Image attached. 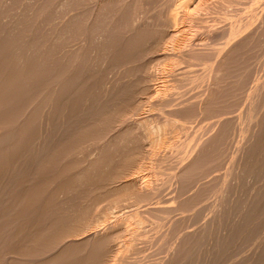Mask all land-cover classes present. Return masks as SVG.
Wrapping results in <instances>:
<instances>
[{"label": "rangeland", "instance_id": "374dc122", "mask_svg": "<svg viewBox=\"0 0 264 264\" xmlns=\"http://www.w3.org/2000/svg\"><path fill=\"white\" fill-rule=\"evenodd\" d=\"M5 0H0V2H2L0 5V8H6V7H4L5 5L7 6V7H9V6H11V3H12V1L11 0H8V2H6V3H4L5 5L4 6H2V4H3V2H4ZM16 1V0H15ZM19 2H20V0H18ZM51 3H50V2ZM68 1H70V3L71 2H73L75 5H73V6H75V7H73L72 6V3L70 4ZM78 2H79V0H77ZM83 0H80V2L81 3H83L82 2ZM86 0H84V2H85ZM100 2V4H98L99 2ZM103 2V0H97V2H96V0H87V3L85 2V3H83V4H85L84 6H85V8H84V6H82L81 5V3L79 2L78 4H77V2H74L73 0L71 1V0H26V2H25V0L24 1H22L21 0V2L19 3H17V5H19V4H23V5H21V7H20V5H19V7L17 8L16 7V9L14 10V8H15V6L13 7V6H11L9 9H8V13H11V14H8L7 12H6V9H4V15H3V11H2V15H1V13H0V39L1 40H3V41H1L0 40V45L2 44H4L3 45V47H4V49H6V52H2L3 54L2 55H0V81H2V82H0V113L2 112V111H5V112H2V114L0 115V123L2 124H0L1 126H0V138H4L5 136V139L6 140H4V142H3V140L2 139H0V140H2L0 143H2V145L0 144V264H9V263H11V264H106V263H110V264H116V263H118V261H119V263L120 262H123V259H127V260H129V256H135L136 257V255L139 257V255L140 254H138V253H136V252H139V253H141V257L139 258V260L137 259L136 261H140L139 263H137L136 261H133V260H131V257H130V260L133 262V264L135 263V264H143V263H146V264H151V261H149V260H152V264H154V262H155V260L157 261V260H160V263H159V261L158 262H156V263H158V264H166L165 262L166 261H169V260H171V261H173L172 259H168V258H171V253L173 252L174 253V249H175V251H178V252H175L176 254H175V256L176 257H174V263L175 264H181L182 262H186L185 264H187L189 261L192 263V261H195V262H193V264L195 263V264H222V262H223V264L225 263V264H264V240H263V238H264V115H263V110H264V108H262L261 109V107H264L263 105H264V99H262V98H260V96H262V94L263 93H261V91H262V88L264 87V80H263V78H264V35H263V33H264V0H244V2H243V0H239L238 1V3H236L237 1L236 0H234L233 2L235 3H233V2H228L229 3V5H227V1L228 0H225L224 1V3L225 4H221L222 3V1L223 0H220L221 2H219L218 0H214V1H212V0H200V1H203V2H201L202 4H201V6H200V9H199V6H198V9H197V5H200L199 3H200V1L197 3V0H191V2H190V0H188L189 1V3H187L188 1H186V0H184V1H186V3L187 4H190V5H187L184 1V6H183V8H180V7H182V5H179L180 3V1L179 2H177V0H157L159 3H157V1L156 0H150V2L148 3V1L147 0H144V1H146V3H144V2H142L141 0L139 1L140 3H138V4H140V6L137 4V2L138 1H135V0H128V2H127V0H124V3L123 2H119V0L117 1H115V3L116 2H118L119 4H118V8L119 9H117V3L115 4L114 2H108V1H113V0H104V1H106V3L108 2V4L110 3H112L110 6H108V4H106L105 2H103V3H105L108 7H114L113 6V4H115L116 6V9L117 10H119V12H120V10H121V12L119 13V12H117L116 13V11H115V15L117 16V14H118V16L117 17H119L118 19H113V18H116V16L114 17L113 16V14L111 15L110 13H113V8H107L106 6H105V4H103L102 2ZM125 1L128 3V4H130V5H126L125 4ZM132 1V5H134V3H135V8L134 7H132L131 6V2ZM164 1H166V2H164ZM170 2L171 3V5H173L174 4V6H175V4H176V6H180L179 7V9H177L178 7H174L176 10H178V12H176L174 9V12L171 10V8H173V6L171 7V8H169L168 6L170 5V4H167L168 2ZM174 1V2H173ZM182 1V0H181ZM207 1V2H206ZM211 1H212V3H211ZM236 1V2H235ZM259 1V2H258ZM23 2V3H22ZM61 2H64V3H62L61 4ZM93 2H95V3H97V5L95 4V3H93ZM141 2H142V4L144 3L145 5H147L148 6V9L150 8L149 7V5H150V3H151V5L150 6H155L156 5V7H154V9H152L153 7H151V10H154V11H156V13L154 14V12L151 14L150 12H148L149 13V17H150V14H151V17H152V19H151V17L149 18V22H148V19L145 17V16H148L147 14V7L143 4H141ZM173 2V3H172ZM176 2V3H175ZM196 3L195 5L196 6H193V4L192 3ZM205 2V3H204ZM209 2V3H208ZM214 2H217V3H219V4H217V3H214ZM47 3H48V5H47ZM121 3V4H120ZM156 3V4H155ZM161 3V4H160ZM177 3H179V4H177ZM181 3V4H182ZM208 3V4H207ZM230 3H233L232 5L230 4ZM241 4V6H240V4ZM248 3V4H247ZM252 5H251V4ZM254 3H256V6L254 5ZM8 4H10L9 6H8ZM51 4V7H52V10H49V9H51V7H49V5ZM70 6H69V5ZM88 4H90V6L88 5ZM92 4V5H91ZM138 5V7H137V5ZM149 4V5H148ZM160 4V5H159ZM166 4V5H165ZM186 4V5H185ZM205 4H207L206 5V8H207V10L205 9H203L204 7H205ZM210 4H212L211 6L213 7V8H216L215 10L213 9V8H211V6H210ZM214 4H215V6H216V4L218 5V7H214ZM243 4V5H242ZM246 4V5H245ZM12 5H16V2L14 3V4H12ZM26 5V6H25ZM62 5H64V7L62 6ZM67 7H66V6ZM94 5H96V6H94ZM98 5L100 6V5H103V6H101V9H100V11L101 10H103V13H104V15H107V14H110L109 16L107 15L106 16V18H105V16L103 15V13L102 12H100L99 10H97L96 11V8H100V7H98ZM119 5H121V6H119ZM126 5V6H125ZM168 5V6H167ZM223 5V6H222ZM231 5V6H230ZM249 5H250V7H249ZM92 6H94V7H92ZM142 6V7H141ZM144 6V7H143ZM192 6L193 7H195L196 9H194V11H193V9H190V8H192ZM207 6H209L210 8H208ZM223 7V8H220V7ZM226 6H229V7H231V9L229 8L228 9V7L226 8ZM235 6H238V8L237 7H235ZM260 6V7H259ZM263 6V7H262ZM25 7V8H24ZM47 7V8H46ZM53 7H55V8H53ZM56 7H58V8H56ZM62 7V8H61ZM68 9H75L76 10V7H78V11H79V7L83 10V9H85V11H83V12H85V14L84 13H82V11H81V13L79 14V12H77L78 13V17L80 18V20L82 19L79 15H85L86 16V18L88 17V15H89V18H87V19H92L93 20V22L90 20H87L85 17H83L84 19H86V21H87V25L85 24V22H84V24L86 25V27H88L89 26V28H91L92 26H90L91 24H93V23H96L98 20V22L100 23L99 25L98 24H94L93 26H95L97 29H90V30H92V31H90L89 30V28L87 29V30H85L86 28H84L83 29V23H82V25L81 24H78V22H76V21H78V17H75V16H77L76 14L77 13H75L76 11L73 9V11H75L74 13H73V11H68V10H64V9H66V8ZM88 7H90L89 9L91 10V13L89 12V10H88ZM91 7L92 8H94L95 10H93L92 11V9H91ZM105 7V8H104ZM124 7H126V9L124 8ZM132 7V8H131ZM142 8V10H140L141 8ZM146 7V8H145ZM186 7H188V8H186ZM201 7H203V8H201ZM241 7V8H240ZM244 7V8H243ZM11 8L13 9V10H11ZM20 8V9H19ZM23 8V9H22ZM59 8H60V10H59ZM103 8V9H102ZM107 8V9H106ZM133 8H134V10H133ZM140 8V9H139ZM159 8V9H158ZM165 8H166V10H165ZM218 8V9H217ZM226 8V9H225ZM247 8H251V10L250 9H247ZM255 8V9H254ZM25 9V13H24V10ZM58 9V10H57ZM80 9V10H81ZM87 9V10H86ZM110 9V10H109ZM113 9V10H112ZM146 11H145V10ZM168 9H169V11H170V13L172 14V15H169V12H168ZM190 10V12L188 11V10ZM203 9V10H202ZM212 9V10H211ZM220 9V10H219ZM224 9V10H223ZM235 9V10H234ZM242 9H246L245 11L243 10L242 11ZM254 10V13H253V10ZM258 9H260V10H258ZM49 10V11H48ZM57 10V12H58V14L55 12ZM64 12H63V11ZM108 10V11H107ZM135 10H136V12H138V13H136L135 12ZM150 10V9H149ZM148 10V11H149ZM150 10V11H151ZM180 10V11H179ZM181 10H182V12H181ZM216 10H218V11H216ZM241 10V11H240ZM23 11V12H22ZM53 11V12H52ZM60 11V12H59ZM65 11L67 12L68 11V13H65ZM87 11L89 12V13H87ZM95 11V12H94ZM100 12V13H102L101 15L102 16H104V17H101L100 16V18H102L101 20H100V18L98 17V20H95V19H97V17L94 19L93 17H92V15H94V13L95 14H97L96 16H99L98 15V13L97 12ZM109 11H111V12H109ZM143 13H142V12ZM147 13L146 15H141V14H139V12L140 13H142V14H144L145 12ZM164 11V12H163ZM188 13H187V12ZM191 11H192V13L193 14H189V13H191ZM199 11V12H198ZM205 11V12H204ZM225 11V12H224ZM231 11V12H230ZM232 11H235V12H232ZM240 12V13H238V12ZM247 11H248V13H247ZM250 11V12H249ZM1 12V11H0ZM18 12V13H17ZM54 13V15H56V16H54V15H52V13ZM62 12V13H61ZM162 12H163V14H165V13H167L168 12V14L167 15H169V16H173V14H175L176 15V13H178L177 15H181V13H182V15L180 16V17H182V18H180L179 16H177L176 15V18H175V15H174V18H169L168 16H166V14L165 15H163L162 14ZM173 12V13H172ZM181 12V13H180ZM185 12V13H184ZM201 12H203V13H201ZM209 12V13H208ZM218 12V13H217ZM221 12V13H220ZM223 12V13H222ZM227 12H229V13H227ZM256 12V13H255ZM263 12V13H262ZM14 13H16V14H14ZM56 13V14H55ZM60 13V14H59ZM70 13V14H69ZM72 13L73 14H75V15H73V17L71 16L72 15ZM136 13V14H135ZM162 15H161V14ZM184 13V14H183ZM206 13V14H205ZM225 13V14H224ZM242 13H244L243 15H242ZM247 15H246V14ZM253 13V14H252ZM261 15H260V14ZM6 14V15H5ZM12 14H14L13 15V17H12ZM30 14V15H29ZM63 14H64V17H63ZM90 14H92V15H90ZM119 14H121L122 15V17L123 18H121V16L119 15ZM187 14H189V15H187ZM196 14V15H195ZM198 14V15H197ZM200 14H203V15H201V16H199ZM216 14H220L219 16H217ZM229 14H230V16H229ZM234 16H233V15ZM241 14V16H239ZM18 15L19 16H22V17H20V20L17 18L18 17ZM28 15V16H27ZM58 15L60 16L61 15V19H60V17H58ZM124 15H125V18L128 20H126L125 18H124ZM153 15V16H152ZM185 15H186V17L187 16H190L191 15V17L193 16V17H195V20L198 22L199 21V24L201 25H199L195 20H194V18H192L191 19V17H188V18H186L185 17ZM210 15V16H209ZM249 15H251V16H253V17H251L250 16V18L248 17V19H251V20H249V22L251 23V25L252 24H254V25H252V26H250V25H248L249 24V22H248V24H247V22L246 21H248V20H245V19H247L246 17L247 16H249ZM258 15V17L260 16V18H257L256 16ZM2 16H4L3 18H2ZM9 16H10V18L12 17V19L14 20V21H12V19H10L9 18ZM54 16V17H53ZM135 16H139V17H135ZM141 16V17H140ZM162 16V17H161ZM166 18H165V17ZM184 16V17H183ZM197 16H198V18H197ZM206 16H207V19H206ZM223 18H222V17ZM229 18H228V17ZM233 16V17H232ZM238 16V17H237ZM244 16V18H242ZM246 16V17H245ZM263 17V19H262V17ZM67 17V18H66ZM70 17V18H69ZM109 17V18H108ZM111 17H112V19H111ZM145 17V19H143V20H146V22L145 21H143L142 19H140V18H144ZM200 17H202V18H200ZM211 17H213V18H211ZM219 17V18H218ZM228 19H227V18ZM9 18V19H8ZM15 18V19H14ZM17 18V19H16ZM53 20H52V19ZM55 18V19H54ZM63 18V19H62ZM65 18V19H64ZM71 18H74V20H76L75 21V23H76V26H82V27H76L74 24H70L69 22H73L72 20H71ZM78 18V19H77ZM139 18V19H138ZM168 18L170 19V20H168ZM178 18V19H177ZM197 18V19H196ZM212 21H210L209 19ZM215 18V20H213ZM221 18V19H220ZM239 18H241V19H239ZM253 18V19H252ZM69 19V20H68ZM103 19H104V21H103ZM122 19L124 20V21H122ZM166 19V20H165ZM173 19H175V21H176V19L177 20H181L180 22L178 21V23H177V21H176V23L178 24V29H177V24H175L174 22H172V21H174ZM199 19H201V20H199ZM207 21H206V20ZM239 19V20H238ZM254 19H256L255 21L257 22H255L254 21ZM261 19V20H260ZM7 20V21H6ZM17 20V22L15 23V21ZM34 20V21H33ZM66 21L65 23H64V21ZM95 20V21H94ZM109 20V21H108ZM117 20H120V21H122V22H120V21H118L117 23H119V24H117L116 23V25H115V22L117 21ZM141 22H140V21ZM184 20V21H183ZM189 20V21H188ZM192 20V21H191ZM226 20V21H225ZM228 20V21H227ZM243 20H245V21H242ZM259 20H260V23H259ZM5 21V22H4ZM57 21V22H56ZM82 22H83V20H81ZM85 21V20H84ZM115 21V22H114ZM163 21V22H162ZM164 21H165V24H164ZM168 21H169V24H168ZM194 21L196 22V23H194ZM201 21V22H200ZM220 21H221V23H220ZM230 21H231V23H230ZM234 21V22H233ZM239 21H241L243 24H245V22H246V24L249 26H247L246 24H245V27H243V28H241L242 26H239L240 24L241 25H243L241 22H239ZM253 21H254V23H253ZM20 22V24H18ZM53 22H55V23H53ZM68 22V23H67ZM80 22V21H79ZM88 22H92L90 25H88ZM110 22H112V23H110ZM136 22V23H135ZM142 22L144 23V25L142 24ZM148 22V23H147ZM155 24H153V23ZM182 22V23H181ZM192 22V23H191ZM223 22V23H222ZM228 22V24L226 25L225 23H227ZM239 22V23H238ZM261 22H262V24H261ZM9 23V24H8ZM11 23V24H10ZM57 23V24H56ZM122 23H124L126 26H124L123 28L121 27L122 26ZM145 23H147L148 25H146ZM172 23V24H171ZM175 24V26H174V24ZM184 23H186V24H184ZM202 23V24H201ZM208 25H207V24ZM233 23V24H232ZM22 24V25H21ZM60 24H61V26H60ZM105 24L107 25L106 27H105ZM110 24H112V26L110 25ZM121 24V25H120ZM136 24V25H135ZM166 24H168V25H166ZM193 24V25H192ZM198 24V25H197ZM219 24V25H218ZM234 25V26H232V25ZM257 24V25H256ZM259 24V25H258ZM55 25V26H54ZM72 25H74L75 26V28H73L74 26H72ZM135 25V26H134ZM139 25V26H138ZM143 25V26H142ZM153 25L154 26H156V27H153ZM166 25V26H165ZM187 25V26H186ZM205 25V26H204ZM209 25H213L212 26V28H211V26H209ZM225 25L227 26V28L226 29H224L225 28ZM228 25H230V26H232V28H235V30H237V29H240L239 31H245L244 32V34H243V32L241 33V32H239L238 30L235 32L237 35V38H236V36L235 37H233L234 35H235V33L234 34H232L233 36H231V35H228L227 37H228V39L230 40H232V38H233V40L231 41H228L225 37H223L224 35H227L228 33H226V32H230L229 30H227L228 29ZM262 25V26H261ZM34 26V27H33ZM64 26H66V27H64ZM72 26V27H71ZM102 26V27H101ZM111 26V27H110ZM119 26V27H118ZM148 26V27H147ZM184 26V27H183ZM195 26V27H194ZM198 26V27H197ZM200 26V27H199ZM202 26H204V29H203V27ZM209 27V28H207V27ZM219 26V27H218ZM244 26V25H243ZM257 26L259 27V28H257ZM19 27H21V28H19ZM51 27H54V29L53 28H51ZM56 27V28H55ZM70 27V28H69ZM126 27H128V28H126ZM132 27V28H131ZM137 27H140L139 29L137 28ZM142 27V28H141ZM146 27V28H145ZM151 27V28H150ZM166 27H168V28H166ZM172 27H174V29H175V31L177 30V32H175L174 31V29L172 30ZM181 27V28H180ZM193 27V28H192ZM207 29H211L210 31L212 32V33H210V31L208 30V32L210 33V34H212L211 36H212V38L213 39H210L211 38V36H210V34L209 33H206V28ZM253 27V28H252ZM256 29H255V28ZM260 27H262V28H260ZM59 28H60V30H59ZM64 28V29H63ZM69 28V29H68ZM74 29V31L75 32H72L73 30H70V29ZM100 28V29H99ZM105 28V29H104ZM117 28V29H116ZM179 28H180V30H181V32H179L180 33V35H179V33H178V30H179ZM184 28V29H183ZM192 28V29H191ZM199 28V29H198ZM222 29L220 32H218L217 31V29L219 30V29ZM230 28V27H229ZM231 28V29H232ZM246 28V29H245ZM249 30H248V29ZM251 28V29H250ZM20 29V30H19ZM53 29V30H52ZM63 29V30H62ZM66 29H68V31H69V33H71L70 35H72L71 37H73L74 35L72 34V33H74V34H76L75 35V38H72L73 39V41H70V40H72V39H70L69 41L68 40H66V39H64V36L66 35L67 37L69 36V33H68V31H66ZM78 29H80L81 30V32H82V34H81V32H79L80 30H78ZM102 29V30H101ZM124 30L123 32H125V33H123L121 30ZM127 29V30H126ZM136 29V30H135ZM165 29V30H164ZM166 29H169V30H166ZM187 29V30H186ZM201 29V30H200ZM216 29V31L220 34V35H222V34H224V33H226V34H224V35H222V38L218 35V37H220V42L222 41V45H223V43L225 42H229V45L226 43V45H220L221 46V48L223 47V49H224V46H226L225 48H227L228 46H230V48L228 47L227 49H234L235 47V49H234V51L232 50L231 51V54H232V58L231 57H226L228 54H229V56L231 55L230 54V50L228 51V53H226L227 52V50L225 51H220V47H216V46H218V44H216L215 43V45H213L214 43H212V41L211 40H217V38L215 37L218 33L217 32H215V33H213V31ZM245 29V30H244ZM257 29H260V30H257ZM13 30V31H12ZM16 30V31H15ZM22 30V31H21ZM55 30H56V33H55ZM57 30H59L58 32H57ZM63 31V33L65 34L64 36H62V31ZM76 30H78V32L80 33H76ZM82 30H85L84 31V33H83V31ZM89 30V31H88ZM97 30V34H96V31ZM118 30V31H117ZM163 30V31H162ZM183 30V31H182ZM202 30H204V31H202ZM224 30V31H223ZM248 30V31H247ZM66 33H65V32ZM87 31V32H86ZM102 31H103V34H101L102 33ZM126 31L128 32V33H126ZM172 31V32H171ZM186 31V32H185ZM194 31V32H193ZM200 31H201V33H200ZM226 31V32H225ZM98 32H100L99 34H98ZM105 32V33H104ZM119 32V34H117ZM165 32H167V33H165ZM170 32V33H169ZM203 32V33H202ZM204 32H205V34L206 35H204ZM250 32V33H249ZM24 33V34H23ZM45 33V34H44ZM52 33V34H51ZM92 33H94V36H96V35H98L97 37H98V40L99 41H101L102 42V44L100 43V42H98V40H97V37L95 38V39H93L94 38V36L92 37L91 35H93ZM122 33V34H121ZM129 33H132V34H130L129 35ZM141 35H140V34ZM184 33L186 34V35H189V36H186V35H184ZM195 35H194V34ZM200 33V34H199ZM238 33H241V34H243V35H245L246 37H244L243 35H241V34H238ZM257 33V34H256ZM11 34H13L12 35V37H11ZM20 34V35H19ZM56 34V35H55ZM59 36H58V35ZM109 34V35H108ZM128 34V35H127ZM133 34H134V37H133ZM149 34V35H148ZM166 34V35H165ZM170 34V35H169ZM173 34V35H172ZM198 36H197V35ZM40 35V36H39ZM80 35V36H79ZM88 35H90V37H88ZM116 35H118V36H116ZM139 35V36H138ZM150 35H152V36H150ZM171 35L173 36V37H171ZM178 35V37L176 38V41H174V38L176 37V36ZM202 35V36H201ZM209 35V36H208ZM239 35H240V37H239ZM9 36V37H8ZM51 36V37H50ZM56 36H58V38H56ZM65 36V37H66ZM84 36V37H83ZM102 38H101V37ZM104 36V37H103ZM125 36V37H124ZM127 36V37H126ZM136 36V37H135ZM142 36V37H141ZM148 38H147V37ZM149 36H150V38H149ZM166 36V37H165ZM175 36V37H174ZM180 36V37H179ZM193 36H195V37H193ZM242 36V37H241ZM4 37L6 38V39H4ZM32 37V38H31ZM78 37V38H77ZM88 39H87V38ZM100 37V38H99ZM121 37V38H120ZM163 37V38H162ZM168 37V38H167ZM185 37H186V39H185ZM188 37V38H187ZM205 37V39H207L208 41L207 42H203V40L204 41H206L205 39H203ZM229 37H232V38H229ZM8 38H12L10 41L9 40H7ZM70 37H68L67 39H69ZM81 38V39H80ZM117 38H120V39H117ZM129 38V39H128ZM139 38V39H138ZM140 38H141V42H140ZM170 38H171V40H170ZM180 38V39H179ZM197 38H198V40H197ZM215 38V39H214ZM223 38H225L224 39V42H223V40H221V39H223ZM235 38L237 39V40H235ZM240 38H244V41L242 40L241 41V39ZM245 38H246V40H245ZM46 39V40H45ZM54 39H57V41L56 40H54ZM75 39H76V41H75ZM77 39H79L78 41H77ZM93 41H92V40ZM125 39V40H124ZM131 39H132V43H131ZM145 41V40H147V42L145 41H143V40ZM240 39V40H239ZM64 40H66L65 42H64ZM80 40H81V42H80ZM94 40H95V42H94ZM118 42H117V41ZM119 40H121V41H119ZM127 40H128V42H127ZM130 40V41H129ZM162 40V41H161ZM185 40V41H184ZM193 40V41H192ZM202 40V41H201ZM210 40V41H209ZM219 40H217V41H219ZM6 41V42H5ZM9 41V42H8ZM67 41L68 42H71L70 44H73V42H74V46H72V45H70L69 43H67ZM123 41V42H122ZM124 41H126V42H124ZM135 41V42H134ZM139 41V42H138ZM159 41H161V44H160V42ZM164 41H165V43H164ZM179 41H180V43H179ZM197 41V42H196ZM200 41V42H199ZM3 42V43H2ZM41 42V43H40ZM78 42H79V44H78ZM86 42V43H85ZM108 42V43H107ZM110 42H111V44H110ZM113 42V43H112ZM116 42H117V45H116ZM120 42V43H119ZM173 42H175V44L173 43ZM176 42H178V43H176ZM188 42V43H187ZM192 44V46H190L192 49H188V50H186L188 47H189V45H191L190 43ZM199 42V44H201V42L202 43H204L205 44V46L207 45L208 47L210 46V45H212V47L211 48H213V46H214V48L216 47V48H219V53H218V56H221V55H219V54H221L220 52H222V54L226 57V59H225V57L222 55V57L221 58H223V59H221L220 58V60L218 59L219 57L216 55V58L219 60H217L216 58H215V56H212L214 53L213 52H211L212 53V55H211V53H210V58L211 57H213L214 59H210L209 57H208V55H206L207 54V52H208V50H207V52H203V47H201V46H204L203 44L200 46L199 44H197ZM209 42L211 43L210 45H208L209 44ZM214 42H216V41H214ZM259 42V43H258ZM6 43V44H5ZM38 43V44H37ZM59 43V44H58ZM81 43V44H80ZM88 43V44H87ZM105 43V44H104ZM123 43H125V45L123 44ZM136 43V44H135ZM141 43V44H140ZM144 43V44H143ZM157 43V44H156ZM160 45H159V44ZM163 43V44H162ZM188 44V46H185V45H187ZM206 43H208V44H206ZM218 43V42H217ZM224 43V44H225ZM7 44L9 45V46H7ZM41 44V45H40ZM65 44H67L68 46H71V48L73 47V49H72V53L71 52H67V51H69V50H66V48H70V47H66L65 46ZM75 44H77V47H78V49H79V53L80 54H83L82 56H76V57H78V58H80V59H78L77 60V58L75 57V55H74V57L76 58L75 60L76 61H79V62H77L75 65H77V66H80V68H78L77 67V71L75 70L76 68H72V67H74L75 65H74V59H72L71 60V58H72V56L71 55H73L74 54V52H73V50H75ZM94 44V45H93ZM100 44V45H99ZM122 44V45H121ZM137 44H139V45H137ZM171 44V45H170ZM176 44H178L177 46H176ZM181 44V45H180ZM182 44L184 45V46H182ZM195 44H196V47H201L202 48V53L203 54H205L206 56H207V58H204L203 57V55H201L202 57H203V59H202V57L200 58V59H202L201 61L200 60H198L199 58L198 57H196V54H195V52H199L200 53V51H197V49H200L201 50V48H196L195 47ZM240 44V45H239ZM249 44V45H248ZM6 45V46H5ZM40 45V46H39ZM54 45V46H53ZM63 45L66 47V48H62L63 47ZM79 45L80 46H82L81 48H79ZM111 46V47H109V46ZM115 45V46H114ZM127 45V46H126ZM130 45V46H129ZM132 45V46H131ZM133 45H134V48L135 47H137V48H133ZM136 45V46H135ZM159 45V46H158ZM163 45V46H162ZM165 45V46H164ZM180 45V46H179ZM235 45H237V46H235ZM43 46H45V47H43ZM85 46H87V50H88V52L85 50L86 49V47ZM99 46H100V48H99ZM107 46V47H106ZM118 46V47H117ZM125 46V48H123ZM157 46V47H156ZM204 46V47H205ZM232 46H233V48H232ZM235 46V47H234ZM239 46V47H238ZM246 46V47H245ZM1 47V46H0ZM3 47H1L0 48V50L2 49L3 50ZM54 47H56V49H54ZM85 47V48H84ZM128 47V48H127ZM147 47V48H146ZM149 47H151V48H149ZM176 47H184V50H186V51H184L185 53H181V52H183V50L182 51H180V53L181 54H186V55H184L185 57H184V62L182 63L181 61H180V57L181 58H183V55H180V53H178L179 52V48H176ZM185 47H187L186 49H185ZM189 47V48H190ZM194 47V48H193ZM14 48V49H13ZM42 48H44V49H42ZM83 48V51L82 52H84V53H82L81 51H80V49H82ZM106 48V49H105ZM116 48V49H115ZM155 48V49H154ZM157 48V49H156ZM165 48H166V50H165ZM170 50H169V49ZM175 48V49H174ZM181 48H180V50H181ZM210 48V47H209ZM210 48V49H211ZM238 48V49H237ZM39 49V50H38ZM41 49V50H40ZM78 49L76 48V50L75 51H78ZM104 49V50H103ZM145 49H148L147 50V52H149V51H151V52H149V55H148V53L146 54V50ZM172 49H174V51L172 50ZM183 49V48H182ZM194 49H196V50H194ZM205 50H206V48H204ZM223 49H221V50H223ZM29 50V51H28ZM42 50H43V52H42ZM65 50V51H64ZM87 52V54H85L86 52ZM106 50L108 51V50H110V51H112V52H110V51H108V52H106ZM132 51V53L133 54H131V51ZM135 50V51H134ZM138 50V51H137ZM142 50V51H141ZM162 50V51H161ZM193 51V53H192V51ZM204 50V51H205ZM213 49H211V51H212ZM215 50V52L217 51L216 49H214ZM213 50V51H214ZM238 50V51H237ZM261 50V51H260ZM38 51V52H37ZM47 51V52H46ZM126 51V52H125ZM136 51H137V53H136ZM144 51H145V55H144ZM165 51H167V53L166 54H169V55H167V58L165 57V59H164V56H166V54L164 55L163 53ZM171 51H172V53H171ZM189 51V52H188ZM210 51V50H209ZM236 51V53H233V52H235ZM246 51V52H245ZM65 52V53H64ZM103 52V53H102ZM105 52V53H104ZM169 52V53H168ZM173 52H175V53H173ZM186 52H188V53H186ZM226 54H225V53ZM257 52V53H256ZM47 53V54H46ZM53 55H52V54ZM57 53V54H56ZM58 53H60L59 55H60V60L62 59V61H58V59H57V63L58 64H56L55 63V61H56V57H59V56H57L58 55ZM67 53H68V55H67ZM106 53H107V55H106ZM111 53V54H110ZM162 53V54H161ZM170 53L171 54H173V57L170 55ZM179 54V56H177V54ZM193 54V56H194V54H195V57L196 58H198L197 59V61H200L201 63L200 64H195V62L197 63V61L193 58V57H190V56H192V55H190L189 57H187V55L188 54ZM198 53V54H199ZM202 53H200V54H202ZM261 53V54H260ZM46 56H45V55ZM49 54V55H48ZM56 54V55H55ZM76 54H78V52L76 53ZM143 54V55H142ZM151 54V55H150ZM174 54H176L175 56H174ZM36 55V56H35ZM62 55V56H61ZM65 55V56H64ZM87 55V57L85 58V56ZM103 55V56H102ZM130 55V56H129ZM162 55V56H161ZM16 56V57H15ZM19 56V57H18ZM45 58H44V57ZM55 56V60H53V57ZM70 56H71V58H70ZM106 56H108V57H106ZM114 56H116V57H114ZM138 56V57H137ZM141 56V57H140ZM144 56H145V58H144ZM147 56V57H146ZM149 56V57H148ZM169 56H171L170 58H169ZM177 56V57H176ZM199 56V55H198ZM205 56V57H206ZM234 56V57H233ZM7 57H9V59L7 58ZM15 57V58H14ZM39 57V58H38ZM51 57V58H50ZM134 57V58H133ZM137 57V58H136ZM140 57V58H139ZM174 57H175V59H174ZM188 58V60H189V58H193V59H191L192 61H195L194 62V64L192 63V61H191V63H189V61H187V58ZM255 57V58H254ZM12 58H14V59H12ZM112 58V59H111ZM136 58V59H135ZM139 58V59H138ZM185 58H186V61H187V64L189 65H191V67H192V70H193V72L191 71V72H189V67H190V65L189 66H187V64H185L186 62H185ZM210 59V60H212V61H210V60H208L209 61V63L211 62V64H209V63H206L205 64V61L206 62H208L207 61V59ZM227 58H228V60H227ZM17 59V60H16ZM37 59H39V60H37ZM70 59V60H69ZM85 59V61H83ZM114 59V60H113ZM177 59H179V60H177ZM13 60L15 61L14 63H13ZM20 62H19V61ZM29 60V61H28ZM52 60V61H51ZM80 60H82V61H80ZM118 60H120V61H118ZM143 60V61H142ZM151 60V61H150ZM170 60V61H169ZM172 60V61H171ZM173 60H174V62H173ZM175 60H177V61H175ZM12 61V62H11ZM24 61V62H23ZM35 61V62H34ZM36 61H37V63H36ZM71 61H73V62H71ZM147 61V62H146ZM149 61V62H148ZM179 61H180V63H179ZM215 63H214V62ZM258 61H260L259 63L260 64H262L263 63V65H260L259 63H258ZM8 62V63H7ZM18 63V65L17 64H15V63ZM45 62V63H44ZM107 62V63H106ZM173 62V63H172ZM177 62H178V64H179V66H177V65H174V64H177ZM220 62V63H219ZM222 62V63H221ZM236 62V63H235ZM3 63V64H2ZM12 64V66H11V64ZM50 63V64H49ZM56 64V69H55V65L53 66V64ZM60 63V64H59ZM80 63V65H78ZM82 63H87L86 65L85 64H82ZM144 63H146V64H144ZM213 63V64H212ZM218 65H217V64ZM7 64V65H6ZM74 66H73V65ZM148 64H150L148 67L146 66V65H148ZM182 64V65H181ZM186 65V67H188V68H184V69H188V71L187 70H185L186 72H188V73H193L194 74V77H192V75H191V77H190V75L188 76V73H186V72H184V70L182 71V72H179V70L181 69L180 67H182V69H183V66L184 65ZM202 64H204V65H202ZM223 64V65H222ZM227 64V65H226ZM17 65V66H16ZM38 65V66H37ZM84 67H83V66ZM109 65V66H108ZM120 65V66H119ZM145 65V66H144ZM153 65V66H152ZM173 65V66H172ZM195 67L196 66V69L194 68L193 69V66ZM201 65V66H200ZM207 65V67L210 69V71H209V69L208 70H205L204 68H203V71L202 70H200V69H202L201 67L203 66V67H205ZM209 65V66H208ZM213 65V70L214 71H211L212 70V68L210 67V66H212ZM220 65V66H219ZM229 65V66H228ZM234 65H236V66H234ZM240 65V66H239ZM23 66H24V68H23ZM34 66V67H33ZM53 66V67H52ZM59 68H58V67ZM70 66H72V67H70ZM82 66V67H81ZM167 66V67H166ZM168 66H170V67H168ZM171 66H172V68H171ZM179 69V70H177V68ZM218 66V69H220V72L218 71L217 72V70L218 69H216V67ZM242 66V67H241ZM260 66H262V67H260ZM11 67V68H10ZM33 67V69L32 70H30L31 68ZM38 67H40V68H38ZM53 69H52V68ZM61 67V68H60ZM64 67V68H63ZM135 67H137V68H135ZM155 67V68H154ZM197 67H199V71L197 70L198 68ZM207 67H206V69H207ZM242 69H241V68ZM246 69H245V68ZM30 68V69H29ZM62 68L64 69V70H62ZM69 68H72V70H75V72L74 71H71ZM111 68V69H110ZM141 68V69H140ZM153 68V69H152ZM244 68V69H243ZM260 68V69H259ZM21 69L23 70L22 71V73H24V76H26L27 74L29 75L28 76V78H30L31 77V75H34L35 74V72L37 73L35 76H33L32 78H30V79H28L27 77H23L22 75L23 74H21V76H20V71H21ZM38 69V70H37ZM61 69V70H60ZM79 69V70H78ZM84 69V70H83ZM91 69V70H90ZM123 69V70H122ZM144 69V70H143ZM155 69V70H154ZM177 71H176V70ZM181 69V70H182ZM4 70V71H3ZM26 70V71H25ZM30 72H29V71ZM52 70H54V71H52ZM59 70V71H58ZM66 70V71H65ZM69 70L71 71V72H73L74 73V76H73V73H72V75H71V73L69 72ZM106 70V71H105ZM117 70V71H116ZM120 70V71H119ZM138 70V71H137ZM141 70L143 71V72H141ZM162 70V71H161ZM165 70V71H164ZM180 70V71H181ZM196 70L198 71V72H196ZM1 71H2V73H1ZM35 71V72H34ZM56 71H58V73H56ZM65 72V75H66V77L64 76V72ZM122 71H124V73H122ZM136 71L137 72H139V74L142 76H140L138 73H136ZM144 71H147V72H149V73H147V72H144ZM196 73H195V72ZM217 72V73H219V77H218V74H216V73H214V72ZM20 72V73H19ZM33 72V73H32ZM60 72H62V73H60ZM69 72V73H68ZM80 74H79V73ZM150 72H152L151 74H150ZM173 72V73H172ZM186 73L187 74V76H186V74L184 75V74H182V73ZM208 72H210V74H211V76H209L210 77V79H209V77H206V76H208V75H210V74H206V73ZM212 72V73H211ZM241 72H243L242 74H239V73H241ZM258 72H261L260 74L258 73ZM262 72H263V74H262ZM5 73V74H4ZM32 73V74H31ZM136 73V74H135ZM146 75H145V74ZM153 73H155V74H153ZM172 73V74H171ZM197 73H199V74H197ZM202 73L204 74V75H206V76H203L202 75ZM26 74V75H25ZM68 74V75H67ZM69 74L71 75V78L73 77V79H72V83H70V85H69V83H68V81L69 80H67L66 82L68 83V84H65V82H63L66 78H68V76H69ZM76 74H79L78 75V77H77V75ZM119 74H122V77L119 75ZM125 76H124V75ZM135 74V75H134ZM139 75V77H138V75ZM148 74V75H147ZM176 75V78L175 77H173V76H175ZM196 74V75H195ZM205 78H201V75ZM213 74V75H212ZM262 74V75H261ZM18 75V76H17ZM53 75H55V77L53 76ZM56 75H57V77H58V75H60V77H58L57 79H56ZM95 75V76H94ZM150 75V76H149ZM155 75V76H154ZM172 75V78L170 77ZM179 75V76H178ZM198 75V76H197ZM200 75V76H199ZM214 75H217V76H214ZM240 75V77L242 78H240V77H238ZM244 75H245V77H244ZM43 76V77H42ZM53 76V77H52ZM80 76V77H79ZM124 76V77H123ZM143 76H146V77H150V79L149 80H146ZM160 76V77H159ZM186 76V77H185ZM263 77V78H261L260 79V77ZM64 77V78H63ZM75 77V78H74ZM137 77V78H136ZM141 77V78H140ZM153 77V78H152ZM198 77V78H197ZM199 77H200V80H199ZM214 79V81H213V79ZM215 77H216V79H215ZM226 77V78H225ZM233 77V78H232ZM244 77V78H243ZM254 77V78H253ZM258 77V78H257ZM23 78H25V79H23ZM53 78H55L56 79V84H54V82H55V79H53ZM144 79V80H146V81H143V80H140V79ZM166 78V79H165ZM191 78H192V80H191ZM207 78H208V80H207ZM240 78V79H239ZM257 78V79H256ZM2 79H4V80H2ZM23 79V80H22ZM47 79V80H46ZM54 80V82H53V80ZM68 79H70V77L68 78ZM126 79V80H125ZM136 79H138V81L136 80ZM168 79V80H167ZM173 79H175V80H177V81H175V80H173ZM180 79V80H179ZM201 79L202 80H207V81H209L208 83H207V81L204 83V82H202L201 81ZM221 79V80H220ZM235 79H237V81L235 80ZM251 79V80H250ZM256 79V80H255ZM20 82H19V81ZM25 80V81H24ZM52 80V81H51ZM73 80H74V82H73ZM122 80H124V82H126L127 80V82L126 83H124ZM166 80V81H165ZM172 80L174 81V84L175 85H173V82H172ZM211 80V81H210ZM219 80V81H218ZM234 80V81H233ZM238 80L240 81V82H238ZM242 80V81H241ZM246 80H248V81H246ZM255 80V81H254ZM259 80H262V83H261V81H259ZM51 81V82H50ZM143 81V82H142ZM223 81V82H222ZM6 82H8L9 83V85L11 86V87H13L14 88V90L12 89V91L13 92H11V93H8V96L9 97H7V95H6V97H5V94L9 91L10 92V90H11V88H10V86L9 85H7L8 83H6ZM63 82V83H62ZM80 82V83H79ZM136 82H137V84H136ZM140 82V83H139ZM142 82V83H141ZM172 84H171V83ZM178 82V83H177ZM179 82H181V84H179ZM201 82H202V84H201ZM210 82L212 83L213 82V84L212 85H210ZM215 82V83H214ZM245 82V83H244ZM249 82V83H248ZM260 82V83H259ZM5 83H6V85H5ZM21 83H24V84H28V86H26V85H24V84H21ZM50 83V84H49ZM121 83H123V84H121ZM150 83H152V85L150 84ZM157 83V84H156ZM162 83V84H161ZM166 83V84H165ZM168 83V84H167ZM170 83V84H169ZM256 83V84H255ZM2 84L3 85H5L6 87H4V86H2ZM29 84L31 85V86H29ZM43 84V85H42ZM46 84V85H45ZM54 85V86H52V85ZM66 85V86H64V85ZM124 84H126V87L124 88ZM191 84V85H190ZM199 84V85H198ZM200 84H201V86H200ZM206 84V85H205ZM210 86H209V85ZM254 84V85H253ZM261 84V85H260ZM42 85V86H41ZM45 85V86H44ZM97 85V86H96ZM123 86V88H122V86ZM143 85H144V87H143ZM150 85V88H147L148 86ZM165 87H164V86ZM184 85L185 86H187L188 85V87L185 89L184 88ZM245 85V86H244ZM261 86V87H258L257 86V88H258V90L257 91H259L258 92V94L259 93H261V94H259V95H257V91H255L257 88L256 87H253V86ZM263 85V86H262ZM52 86V87H51ZM85 86V87H84ZM136 86V87H135ZM146 86V87H145ZM176 86V92H174L175 91V89H174V87ZM178 86H179V88H178ZM189 86H191L192 88L191 89H195L194 91H192V93L193 94H195L196 96H198V95H202L203 94V92L204 91H206L205 93H204V96H202V97H196L195 95H193V96H195L196 98H198L197 99V101H195L192 97H190V96H185L183 93L181 94V93H179L178 92V89H181L182 90V88H184L183 90H188V88H189ZM197 86V87H196ZM199 86H200V88L201 87H206V86H208V87H204V91L203 92H201V90H203V88H199ZM212 86V87H211ZM250 88H252V89H254V90H252V89H250ZM8 87V88H7ZM21 87H23L24 89H21ZM41 87V88H40ZM76 87V88H75ZM151 87H153V88H151ZM154 87H156V88H154ZM5 89V92H3L2 90H4ZM25 88H26V91H25ZM40 88V89H39ZM44 88V89H43ZM47 88V89H46ZM49 88V89H48ZM65 88H66V90H65ZM147 88V89H146ZM161 88V89H160ZM165 88V89H164ZM167 88V89H166ZM28 89V90H27ZM45 89L47 90V91H45ZM54 89V90H53ZM134 89V90H133ZM138 89V90H137ZM141 89L144 91H141ZM149 89V90H148ZM152 89V90H151ZM163 89V90H162ZM198 89V90H197ZM250 89V90H249ZM24 90V91H23ZM41 90H43L42 92H44L45 91V94L44 93H40L41 92ZM110 90V91H109ZM131 90V91H130ZM148 90V91H147ZM156 92H154V91ZM180 90V91H181ZM182 90V91H183ZM199 90H200V93H202V94H198L197 93V91L199 92ZM238 90V91H237ZM253 92H252V91ZM264 90V89H263ZM2 91V92H1ZM30 91V92H29ZM54 91V92H53ZM138 91H140V93L138 92ZM149 91H150V94L151 95H149ZM158 91V92H157ZM162 91V92H161ZM190 90H188L187 92H189ZM211 91H213V93L211 92ZM236 91V92H235ZM26 93V95L24 94V93ZM117 92V93H116ZM142 92V93H141ZM147 93V95H146V93ZM152 92V93H151ZM172 92H173V94L174 95H176V97H179V99H177V100H180V97H181V99H185V103H183L182 102V100H180L183 104H181V105H186L187 104V101H186V99L187 100H189V99H193L195 102H198V107L197 106H192V104L193 105H195L194 103H193V101L192 100H189V101H191L192 102V104H191V102H189L188 104H191L189 107L187 106L186 107V109H185V107H184V109L183 110H186V111H192V110H190V109H195L194 111L196 112V110L198 109L199 110V108L201 109V112L202 111H204L203 109L204 108H206L207 107V109H208V102H207V99H205L206 97H205V95L207 96V94H209V92H210V96H212V97H210L209 96V98H208V96H207V98L208 99H211V101L210 100H208V101H210V106H209V109H210V111L212 110V114L214 115V113L216 112V114L218 113L219 115H222L221 117L220 116H218V114H217V120H218V122H216L217 120L215 119V121L213 120L214 119V117H211L210 118V122H209V118H208V114H207V112H208V110L207 109H205V113L204 112H200V110L198 111V112H200L202 115H203V113H204V116H205V114L207 115L206 117L208 118V120L203 116L202 117V115L200 114V116H201V118L203 119V118H205L204 120H205V123H207L206 124V127H204L205 129H209V131L211 130L212 131V129L214 128V122H216L215 124H216V126H215V130H214V133L212 134V132L210 133V135H207V136H209V137H211L212 138V136L214 137V138H210L209 139V141L211 142V143H208L207 142V140H206V138H208V137H206L205 139H204V135L207 133L206 132V130H205V134H204V130L202 131L203 132V135H202V133H201V131H200V129L203 127L202 125L204 124L203 122L204 121H201L200 119V116H199V114H197V115H195V116H191V118L190 119H192V118H194V120H190L189 118V120H187V118H185V116L183 117L182 115H179L180 113L182 114V110H180V112L178 113V111H177V114L179 115V117H176L177 116V114L175 115V113L173 114V115H175V116H173L172 115V113H173V111H175V110H173V109H178L179 107L181 108V106H179V104H178V108H174L173 106H175V105H177V103H175V101H174V103L175 104H172V106H170L171 105V103L173 102H171L170 103V105H168L169 103V100L171 99L170 98V96L171 95H173L172 94ZM191 92V91H190ZM256 92V93H255ZM263 92V91H262ZM12 93H14V95H12ZM29 93V94H28ZM37 93H40V97L42 96L43 97V99H41V100H46V101H44L43 103H44V107H45V104L47 105V107H48V109L45 107H43V105L41 106L40 104H41V100L39 99V101H41L40 103H39V101L37 100V97H36V94ZM73 93V94H72ZM159 93V94H158ZM163 93V94H162ZM170 93V94H169ZM186 93V92H185ZM247 93V94H246ZM253 93H255V94H253V96L255 95L256 96V98H255V96H254V98H255V100L254 101H256L257 100V102H255L256 104H251L253 101H251V100H253V96H252V94ZM2 94H4V95H2ZM23 94V95H22ZM42 94V95H41ZM48 94V95H47ZM54 94V95H53ZM132 94V95H131ZM135 94V95H134ZM153 94V95H152ZM156 94H157V96H156ZM189 94V93H188ZM198 94V95H197ZM213 94V95H212ZM248 94H250L249 96H248ZM44 95V96H43ZM137 95V96H136ZM139 95V96H138ZM150 97H149V96ZM159 95L161 96V97H159ZM164 95H165V97H164ZM216 97H215V96ZM221 95V96H220ZM224 95V96H223ZM246 95H247V97H246ZM264 95V94H263ZM36 97V99L34 100V98ZM52 96V97H51ZM123 96H125V98L123 97ZM162 96H163V98H162ZM214 96V97H213ZM3 97V98H2ZM41 97V98H42ZM46 97H48V98H46ZM49 97H50V99L52 100H50L49 99ZM118 97V98H117ZM145 97H147V98H145ZM175 97V96H174ZM182 97H184V98H182ZM186 97V98H185ZM203 97H204V100H203ZM260 98L259 100L261 101L262 100V102H261V104L259 105L258 103H260V101H258V98ZM264 97V96H263ZM5 98H7V99H5ZM44 98H46V99H44ZM55 98V99H54ZM123 98L124 99H127V100H123ZM130 98V99H129ZM142 98V102H140L141 99ZM158 98H161L160 100L161 101H163V100H165L166 102H165V110L162 108V107H164V105H159V104H157V103H159L158 102V100L157 99ZM165 98V99H164ZM172 98H173V96H172ZM252 98V99H251ZM34 100L33 102L35 103V101H36V106L37 107H39L40 106V108H39V110L41 109V111H39L38 110V108L36 107V110H34V108H32L34 111H35V113H36V111L37 112H39V115L41 114L43 117H41V115H40V118H39V115H38V113H36V114H34V112L31 110V107L29 108V106H31V104L33 105L34 103H29L30 105H28L26 102H29V101H31V100ZM145 99V100H144ZM149 99V100H148ZM155 99V100H154ZM163 99V100H162ZM176 99V98H175ZM221 99V100H220ZM248 99V100H247ZM6 100H7V102H10V106L11 105H14V106H11V107H9V105H6V104H9V103H7L6 102ZM29 100V101H28ZM47 100H49L50 101V103H49V101H47ZM124 102H123V101ZM152 100H154V101H156V104L154 103V101H152ZM174 100V99H173ZM206 102L203 106H202V104H203V102ZM199 101H200V103H199ZM54 102V103H53ZM76 102V103H75ZM140 102V103H139ZM201 102H202V104H201ZM245 102V104H244V106H243V103ZM249 102H250V104H249ZM2 103V104H1ZM42 103V104H43ZM48 103V104H47ZM123 103V104H122ZM142 103V105L143 106H141L140 104ZM151 103H152V105H154L153 107H152V105H151ZM163 104H164V102H162ZM180 103V102H179ZM213 103V104H212ZM35 104L32 106V107H34L35 106ZM39 104V105H38ZM49 104H51L50 105V107H49ZM53 104V105H52ZM145 104V105H144ZM240 104V105H239ZM247 104H249L248 105V108H247ZM3 107H2V106ZM5 105V106H4ZM127 105V106H126ZM139 105V106H138ZM148 105H149V107H148ZM207 105V106H206ZM213 105V106H212ZM222 105V106H221ZM229 105V106H228ZM234 105V106H233ZM252 105V106H251ZM255 105H257V106H261L260 108L259 107H257V106H255ZM124 106V107H123ZM134 108H133V107ZM159 106H161L160 108H158ZM192 106V107H191ZM246 106V107H245ZM5 107H9V108H11V111L9 112L10 114H11V112L14 114V116L16 115V114H18L19 112H20V114L19 115H21L22 114V112L24 113V117H25V113H27L26 115V119L29 117L28 115H32V114H34V115H38L37 117L39 118V121L37 120L36 121V123L35 122H33V124H34V126L32 125V123H31V125L29 124V123H26V124H29L30 126H32L31 127V133H30V131L29 132H23V133H21L24 129H23V125L25 124V122L27 121V120H30V118H33V119H37V117L36 118H34V115H33V117L31 116V117H29V119H25V118H23V119H25V122H24V120H23V125L21 124V120H22V118L19 116V120H20V124L18 123L19 122V120H17V118L15 117V121L19 124V126H18V124L16 123V126L19 128L20 127V125H21V128L23 129H21V128H19V129H21L22 131H19V130H17V128H13L14 126H12V125H14L13 123H15V122H12V121H14V118L12 119L11 118V120L12 121H10V123H11V126L10 125H5L6 124V122L8 121V123H9V120H3V118L4 119H6V117L8 118V119H10L9 117L12 115H10L9 113H8V111L10 110L9 108L8 109H6ZM20 107V108H19ZM22 107V108H21ZM28 109H27V108ZM41 107H43L44 108V110H43V108H41ZM140 107V108H139ZM148 107V108H147ZM176 107V106H175ZM212 107H213V109H212ZM221 107H222V109H221ZM230 107V108H229ZM252 107V109L253 108H255V107H257V108H255L258 112H257V114L258 113H260V114H258V115H256V110H251L250 108ZM3 108H5V110L3 109ZM94 108V109H93ZM123 108H124V110H123ZM129 108V110H127ZM132 108V109H131ZM136 108V109H135ZM171 108V110H172V113H171V116H173L174 118H169V117H171L170 116V114H167V110H169V109ZM173 108V109H172ZM13 109H15V111L13 110ZM17 109V110H16ZM21 109V110H20ZM25 111H24V110ZM50 109V110H49ZM77 109V110H76ZM117 109V110H116ZM119 109H121V110H119ZM133 109H135V110H133ZM158 109V110H157ZM163 110V111H165V113H164V115L162 114L163 113V111H160V110ZM221 109V110H220ZM244 109H246V112H245V110ZM7 110V111H6ZM19 110V112H17L16 113V111H18ZM23 110V111H22ZM49 112H48V111ZM51 110H52V112H51ZM54 110V111H53ZM55 110H56V112H55ZM227 110V111H226ZM232 110V111H231ZM238 110V112H242V114L241 113H239L240 114V116H242V117H240L239 116V114H237V116H239L240 118H238L236 115H234L233 114V112L236 114L237 111ZM260 110V111H259ZM262 110V111H261ZM44 111V112H43ZM45 111L47 112V113H45ZM126 111H129L127 114H125V112ZM132 111H134V112H132ZM135 111H137V112H135ZM152 111V112H151ZM162 112L161 113V115H158V113L157 112ZM186 111H183V112H186ZM251 111V112H250ZM253 111V112H252ZM31 112V113H30ZM41 112V113H40ZM82 112V113H81ZM122 112H124V114L122 115ZM132 112V113H131ZM170 112V111H169ZM197 112V113H198ZM10 115H8V114ZM16 113V114H15ZM29 113V114H28ZM44 113V114H43ZM192 113V112H191ZM191 113H189V114H191ZM194 113V112H193ZM210 113V112H209ZM211 113L209 114V116L211 115ZM7 114V115H6ZM128 114H130V117H129V115ZM131 114L133 115V116H131ZM146 114H147V116H146ZM149 114V115H148ZM152 114V115H151ZM194 114H196V113H194ZM243 114H245L244 116H243ZM254 114H255V117H256V119H255V117H254ZM262 114V115H261ZM6 115V116H5ZM57 115V116H56ZM125 115H126V117H125ZM138 115V116H137ZM144 115V116H143ZM169 116V117H166V116ZM185 115V114H184ZM187 115V114H186ZM213 115H211V116H213ZM253 116V117H251V116ZM9 116V117H8ZM17 117H18V115H16ZM90 116V117H89ZM120 116H122L121 118H119ZM127 116H128V118H127ZM140 116H143L142 118L140 117ZM149 116V117H148ZM164 116H165V118H164ZM180 116H182V117H180ZM197 116H199L198 118H200L199 120L200 121H198V118H197ZM215 116V115H214ZM232 116H236V117H232ZM246 116V117H245ZM249 116H250V119H249ZM261 116H262V118H261ZM3 117V118H2ZM11 117H13V116H11ZM50 117V118H49ZM125 117V118H124ZM140 117V118H139ZM147 117V118H146ZM176 117V118H175ZM188 117V116H187ZM195 117H196V119H195ZM216 117V116H215ZM78 118V119H77ZM101 118V119H100ZM119 118V119H118ZM131 118V120H132V123H131V121L129 120ZM164 118V119H163ZM169 118V119H168ZM177 118L179 119V120H177ZM213 118V119H212ZM218 118H220V120L218 119ZM246 118V119H245ZM255 119L254 121L252 120V119ZM33 119L32 120H30V122H32L33 121ZM43 119V120H42ZM121 119V120H120ZM128 119V120H127ZM135 119V120H134ZM142 121H141V120ZM147 119V120H146ZM171 119V120H170ZM174 121H173V120ZM180 119H184L183 121L181 120L180 121ZM229 119V120H228ZM231 119V120H230ZM236 119V120H235ZM86 120V121H85ZM90 120V121H89ZM106 120V121H105ZM123 120V121H122ZM125 120L127 121V122H125ZM133 120H134V123H136V122H138L139 121V124L137 123V124H134L133 123ZM137 120V121H136ZM143 120H144V122H143ZM207 120V121H206ZM212 120V121H211ZM249 120H250V123H249ZM252 120V121H251ZM4 121V123H2ZM35 121V120H34ZM43 121H45V122H43ZM101 122V123H99V122ZM122 121V122H121ZM167 121V122H166ZM177 121V122H176ZM187 121V122H186ZM194 121V122H193ZM198 121V123H200L199 125H198V123L195 125V123ZM214 121V122H213ZM231 121V122H230ZM239 122V123H237V122ZM105 122V123H104ZM116 122H118V123H116ZM120 122H121V124H120ZM128 122L131 124H128ZM140 122H141V124H140ZM171 122V123H170ZM173 122V123H172ZM180 122H182V123H180ZM186 122V123H185ZM189 122H191V123H189ZM211 122H213L212 123V125H211V127H209L208 125H209V123H211ZM227 122V123H226ZM242 122V123H241ZM9 123V124H10ZM43 123V124H42ZM45 123V124H44ZM104 123V124H103ZM148 123V124H147ZM167 123V124H166ZM170 123V124H169ZM236 123V124H235ZM25 124V125H26ZM80 124V125H79ZM82 124V125H81ZM93 124V125H92ZM111 124V125H110ZM125 124H126V127H125ZM132 124H134L133 126H132ZM147 124V125H146ZM180 124V125H179ZM181 124H185V125H182V126H184V128L181 126ZM188 124H191V125H189L188 126ZM202 124V125H201ZM237 124H238V126H237ZM247 124V125H246ZM256 124V125H255ZM3 125H5V126H3ZM28 125V126H29ZM100 125H102V126H100ZM109 125V126H108ZM115 125H117V127L115 126ZM118 125H119V128H118ZM120 125H121V128H120ZM141 125V126H140ZM168 125V126H167ZM198 125V126H197ZM245 125V126H244ZM15 126V127H16ZM38 126V127H37ZM53 126V127H52ZM99 128H98V127ZM122 126H123V128H122ZM161 126V127H160ZM185 126H188L187 128H185ZM196 127V128H189V127ZM204 126H205V124H204ZM218 126H220V127H218ZM230 126V127H229ZM243 126V127H242ZM2 127V128H1ZM4 127V128H3ZM26 128H27V126H25ZM47 127V128H46ZM94 127V128H93ZM114 127V128H113ZM118 129H116V128ZM128 127V128H127ZM135 127V128H134ZM164 127V128H163ZM178 127V128H177ZM197 127H199L200 129H198L197 130ZM213 127V128H212ZM253 127V128H252ZM39 128V129H38ZM169 128H171V129H169ZM181 128V129H180ZM212 128V129H211ZM242 128V129H241ZM250 128H252V129H250ZM28 129V128H27ZM30 129V128H29ZM50 129V130H49ZM106 130V131H104V130ZM109 129H110V132H109ZM111 129H113V130H111ZM115 129V130H114ZM122 131H121V130ZM127 129V130H126ZM132 129V130H131ZM146 129V130H145ZM178 129V130H177ZM180 129V130H179ZM185 129V130H184ZM193 129H195V130H193ZM256 129V130H255ZM13 131V133H14V135H13V133H12V131ZM81 130V131H80ZM117 130V133L116 132H114V131H116ZM138 130H139V132H138ZM164 130V131H163ZM184 130V131H183ZM187 130H189V132H187ZM190 130H192V131H194L193 132V136H194V134L197 136L198 135V133H197V131H200V133H201V135H200V133H199V138L198 137H196V139L198 138L199 139V141H197L198 143H199V145L197 146L196 145V141H195V136L193 137V139L194 140H191L192 139V137H190L189 138V136L188 135H192L191 133V131ZM217 130V132L215 133V131ZM226 130V131H225ZM249 131V134H248V131ZM258 130V131H257ZM9 131H11L10 133H9ZM15 131H17V132H15ZM26 131H28V130H26ZM49 132V134L48 133H46V132ZM221 131V132H220ZM244 131V132H243ZM18 132H20V135H19V133ZM102 134H101V133ZM108 132V133H107ZM116 133L115 135H114V133ZM148 132V133H147ZM224 132V133H223ZM242 132V133H241ZM247 132V133H246ZM8 133L11 135L10 137H12V135L15 137L17 134H18V139H21L20 141H18L19 142V145L17 144L18 142L16 141V140H18V139H16V137L14 138V139H16L15 140V142H17L16 144L17 145H14V146H12L13 145V143L15 144V142H13V141H11V142H13V143H11L10 144V146L7 144V143H9V142H7V140H9V139H11V138H8L7 139V136H8ZM16 133V134H15ZM28 133H29V135H28ZM77 133V134H76ZM98 133V134H97ZM118 133H119V135H118ZM132 133V134H131ZM175 133V134H174ZM182 135H181V134ZM190 133V134H189ZM250 133H252V134H250ZM257 133V134H256ZM6 134V135H5ZM21 134H23L24 136H23V139H22V135ZM27 134V135H26ZM39 134V135H38ZM81 134V135H80ZM129 134V135H128ZM140 134V135H139ZM188 134V135H187ZM208 134H209V132H208ZM211 134H212V136H211ZM245 134H247V136L249 137V138H247V137H245ZM4 135V136H3ZM49 135H51L50 137H49ZM83 135V136H82ZM115 136V139H114V136ZM117 135H118V137H117ZM138 135V136H137ZM149 135V136H148ZM179 135H180V138H179ZM230 135V136H229ZM2 136V137H1ZM19 136L21 137V138H19ZM122 136V137H121ZM134 136V137H133ZM144 136V137H143ZM183 138H182V137ZM206 136V135H205ZM49 137V138H48ZM52 137V138H51ZM55 137V138H54ZM148 137V138H147ZM201 137V138H200ZM234 137V138H233ZM241 137V138H240ZM245 137L246 139H245V141H246V145H245V142H244V140H243V138ZM13 138V137H12ZM113 138V139H112ZM120 138H123L122 140L120 139ZM159 138H160V140H159ZM184 138H189L190 139V141H192L191 143H189V144H191V146H193V143L195 144L194 146H197V148H195V147H193V148H191V149H198V147H200V140L202 141L203 139V141L204 142H201V145H202V147H200V149L202 148V151L204 152V153H200V149H198L199 151H197V150H191V151H189L190 149V147L191 146H189L188 145V139H185V140H183ZM203 138V139H202ZM256 138V139H255ZM259 138V139H258ZM48 139H50V140H48ZM116 139L117 140H119V141H117L116 142ZM146 139V140H145ZM154 139V140H153ZM181 139V140H180ZM216 139V140H215ZM222 139V140H221ZM229 139V140H228ZM251 140V141H249V140ZM86 140V141H85ZM88 140V141H87ZM131 140V141H130ZM133 140V141H132ZM134 140H136V142H134ZM152 140V141H151ZM176 140V141H175ZM205 140H206V143H205ZM248 140V141H247ZM6 141V142H5ZM22 141V142H21ZM29 141V142H28ZM32 141V142H31ZM46 143H45V142ZM121 141V142H120ZM149 141V142H148ZM175 141V142H174ZM181 141H183V142H181ZM185 141V142H184ZM187 141V142H186ZM194 141V142H193ZM239 141H240V144H239ZM258 141H259V143H258ZM31 142V143H30ZM49 142V143H48ZM129 142H131V143H129ZM157 142H158V144H157ZM161 142V143H160ZM174 142V143H173ZM177 142V143H176ZM216 142V143H215ZM244 142V146L243 145H241V143H243ZM251 142V143H250ZM257 142V143H256ZM4 143V144H3ZM61 143H63L62 145H61ZM116 143H118V145H120V146H118ZM123 143H125V144H123ZM134 143H135V145H134ZM145 143H147V145L145 144ZM173 143V144H172ZM180 143H187V144H185V146H184V144H182V146H179V148L177 149V144L178 145H180ZM202 143H204V144H202ZM208 143V144H207ZM214 143H215V145H214ZM6 144H7V146H6ZM116 144V145H115ZM176 144V148H175V145ZM237 144L240 146H237ZM256 146H255V145ZM6 147H5V146ZM46 145H48V147L46 148L45 146ZM50 145L52 146V147H50ZM114 145V146H113ZM147 147H146V146ZM186 145H187V147H186ZM209 145V146H208ZM249 147H248V146ZM16 146V147H15ZM41 146V147H40ZM131 146V147H130ZM237 146V148H239L238 150H236L235 149V147ZM133 147V148H132ZM141 147V148H140ZM174 147V148H173ZM183 147H185V148H187V149H189L188 151H186L185 150V148H183ZM241 147H243V148H241ZM248 147V148H247ZM6 148H7V150H6ZM12 148V149H11ZM51 148V151L53 152H51L50 150L49 151H47L46 152V149H50ZM61 148V149H60ZM131 148V149H130ZM140 148V149H139ZM181 148V149H180ZM215 148V149H214ZM221 148V149H220ZM240 148H241V150H240ZM246 148H247V150H246ZM252 148V149H251ZM124 149V150H123ZM129 149H130V152H129ZM154 149V150H153ZM165 149V150H164ZM259 149V150H258ZM19 150V151H18ZM55 150V151H54ZM65 150V151H64ZM126 150V151H125ZM131 150H133V151H131ZM135 150V151H134ZM170 150V151H169ZM177 150V151H176ZM207 150V151H206ZM2 151V152H1ZM114 151V152H113ZM144 151V152H143ZM148 151H149V153H148ZM162 151V152H161ZM168 151V152H167ZM194 151V153H195V151L197 152V153H195V154H192V152ZM233 151H234V153H237V152H239V154H238V157H239V159L237 158V154H234L233 153ZM236 151V152H235ZM242 151V152H241ZM245 151V152H244ZM9 152V153H8ZM27 152V153H26ZM52 154H51V153ZM109 152V153H108ZM146 152V153H145ZM164 152H167V154H168V156H169V154L170 153H172V156H173V153H174V158H172V160L173 161H175L174 163H172L173 161L172 160H170V161H167V160H169V159H164V157L163 156H161V155H165V156H167L166 155V153L164 154ZM179 152V153H178ZM183 152V155L181 156L180 155V153H182ZM189 152L191 153V156H190V154H189ZM198 152L204 157L203 159H201L202 158V156L199 154L198 155ZM209 154H208V153ZM257 152V153H256ZM57 153V154H56ZM114 153V154H113ZM119 153V154H118ZM122 153V154H121ZM128 153V154H127ZM132 153V154H131ZM139 153V154H138ZM146 155H144V154ZM159 153H161L160 155H159ZM184 153H185V155H184ZM207 153V155H208V157H206L207 155H203V154H206ZM231 153H233L235 156L234 157H232L233 156V154L231 155ZM251 153V154H250ZM22 154V155H21ZM49 154V157L51 158H48L47 157V155ZM89 154V155H88ZM124 154V155H123ZM126 154V155H125ZM179 154V155H178ZM190 156V157H188V155ZM214 154V155H213ZM218 154V155H217ZM255 154V155H254ZM46 155V156H45ZM50 155H52V156H50ZM130 157H129V156ZM138 155V156H137ZM143 155V156H142ZM159 155V156H158ZM177 155V156H176ZM192 155H193V158L195 157L196 158V161L197 160H199L198 161V163H200V164H197V165H201L200 167H205V166H207V165H209L210 167H213V171H210V170H212L210 167H205L206 169H210L208 172H210V174L206 171V174H207V176L206 175H202V177H205V178H202V180H200L201 182L202 181H204L203 179H205V181H204V184H202V183H200V181H199V183L197 182L198 180H196L195 178H196V176L198 177L197 179H200L201 178V175H200V177H199V172L197 171V169H198V167L199 166H195L197 169H195V168H193V169H195L196 170V172H198V173H196V172H194L195 170H193L192 169V171L189 169V165H188V169L190 170V172H189V170H188V172L189 173H187V174H190V175H187L186 173H183L184 174V176L186 175V179H184L185 177L182 175V173L180 172V170L182 171L183 170V167H186V165L187 164H189L190 163V159H191V162H192V160H195V158L194 159H192ZM194 155H197L198 157L199 156H201V157H197V156H194ZM210 155V156H209ZM219 155H220V157H219ZM262 155V156H261ZM38 156V157H37ZM127 156V157H126ZM148 156V157H147ZM162 157V161H163V163H161L159 160H160V158ZM176 156V157H175ZM181 156V157H180ZM185 156V157H184ZM25 157V158H24ZM56 157V158H55ZM120 157V158H119ZM124 157H125V159H124ZM142 157V158H141ZM155 157H158V159H156ZM183 157V158H182ZM215 157V158H214ZM248 157V158H247ZM58 158V159H57ZM112 158V159H111ZM137 158V159H136ZM138 158H140V160L138 159ZM144 158H145V161H144ZM168 158V157H167ZM176 158H178V159H176ZM180 158H182L181 160H180ZM207 158V159H206ZM211 158L212 159H214L213 161H214V163H215V165H214V163H213V161L211 160ZM235 158H236V160H235ZM43 159V160H42ZM116 159V160H115ZM124 159V160H123ZM133 159H135V160H133ZM153 159V160H152ZM166 160L165 161V163L170 167V166H172V165H174L175 166V164L177 165V166H175V167H173V169H171V168H169V169H167L166 167V165H165V163H164V160ZM187 159V160H186ZM189 159V160H188ZM205 159V160H204ZM230 159V160H229ZM49 160V161H48ZM72 160V161H71ZM101 160V161H100ZM129 160H130V162H129ZM137 160V161H136ZM179 160V161H178ZM186 160V161H185ZM202 160H204V161H206L205 163H204V161H203V163L201 164V162L200 161H202ZM209 160V161H208ZM211 160V161H210ZM215 160L217 161V162H215ZM233 160V161H232ZM75 161V162H74ZM80 161V162H79ZM133 161V162H132ZM158 162V164H157V162ZM196 161H194V162H196ZM208 161V162H207ZM236 161V162H235ZM240 161V162H239ZM261 161V162H260ZM69 162V163H68ZM97 162V163H96ZM125 162V163H124ZM142 162V163H141ZM156 162V163H155ZM159 162L161 163V165L159 166ZM171 164H170V163ZM178 162V163H177ZM30 163V164H29ZM44 163V164H43ZM49 163V164H48ZM100 163V164H99ZM115 163V164H114ZM127 163V164H126ZM138 163H140V165H138ZM145 165H144V164ZM151 163V164H150ZM180 163H181V165H180ZM212 163H213V165H212ZM98 164V165H97ZM164 164V166H165V168H164V166L162 167V165ZM170 164V165H169ZM179 164V165H178ZM185 164V165H184ZM190 164H193V162L192 163H190ZM196 163H194V165H195ZM204 164V165H203ZM206 164V165H205ZM231 164H233V165H231ZM5 165V166H4ZM22 165V166H21ZM149 165V166H148ZM184 165V166H183ZM194 165H193V167H194ZM227 165V166H226ZM228 165H229V167H228ZM234 165H235V168L236 169H238L237 170V172H236V169L234 168ZM240 166V168H239V166ZM119 166V167H118ZM126 166H128V167H126ZM131 166V167H130ZM148 166V167H147ZM151 166V167H150ZM180 166H183V167H180V169H179V167ZM190 166H192V165H190ZM214 166L216 167V169L214 168ZM233 166V167H232ZM101 167V168H100ZM133 167V168H132ZM150 167V168H149ZM155 167H157L156 169H155ZM200 167H199V169H200ZM232 167V168H231ZM121 168V169H120ZM126 168V169H125ZM130 168L133 170H130ZM136 168V169H135ZM154 168V169H153ZM161 168H163L165 171H164V173H160V171L162 170ZM177 168V169H176ZM187 168V167H186ZM192 168V167H191ZM205 168H204V170H201L200 171V173L203 171H205ZM229 168H231L230 170H231V173H230V170H228ZM242 168V169H241ZM263 168V169H262ZM45 169V170H44ZM130 170L131 171V175H129V172H126V173H128V177L127 176H125V175H127V174H121L120 175V173H123L122 172V170L124 171H127V170ZM149 169V170H148ZM175 169H176V171H175ZM232 169H234L235 170V172H234V170H232ZM70 170V171H69ZM137 170H138V172H137ZM148 170V171H147ZM159 172H158V171ZM170 170V171H169ZM173 170V171H172ZM184 170H185V168H184ZM184 170H183V172H184ZM242 170V171H241ZM44 171V172H43ZM124 171V172H125ZM169 171V172H168ZM217 171V172H216ZM30 172V173H29ZM82 172V173H81ZM137 172V173H136ZM155 172H157V173H155ZM162 172H163V170H162ZM175 172V174H176V177L178 176L177 174H180L181 173V175H182V177H184L183 178V182H180L181 181V179H178V177H177V179L178 180H176L175 178V176H174V173ZM179 172V173H178ZM187 172V171H186ZM202 172V174H204ZM227 172V173H226ZM240 172V173H239ZM41 173V174H40ZM80 173V174H79ZM117 173V174H116ZM119 173V174H118ZM139 173V174H138ZM144 173V174H143ZM158 173H160V174H158ZM167 173V174H166ZM213 173V174H212ZM228 173L229 174H231V176H232V174H233V176H232V178L230 179V175H228ZM49 174H51V175H49ZM157 174V175H156ZM168 174H170L169 176H168ZM171 174L175 177H173V176H171ZM192 174V175H191ZM195 174H196V176H195ZM224 174H226L225 176H224ZM53 175V176H52ZM118 175H120V177H118ZM162 175H165V176H162ZM181 175H179V176H181ZM209 175V176H208ZM223 175V176H222ZM229 177H228V176ZM17 176V177H16ZM23 176V177H22ZM35 176V177H34ZM48 176H51V177H48ZM124 176V177H123ZM132 177V179H129V177ZM135 176V177H134ZM137 176V177H136ZM142 176V177H141ZM143 176H145V177H143ZM194 176H195V178H194ZM216 178H215V177ZM262 176V177H261ZM22 177V178H21ZM33 177V178H32ZM130 177V178H131ZM140 177V178H139ZM159 177V178H158ZM162 177V179H160ZM170 177V179L169 180H173V179H171V177L172 178H174L176 181H175V183H177V185L174 183V181L172 182V181H170L169 182V180H168V182L169 183H171V185L166 181L168 178ZM226 179V180H228L229 179V182H227L224 178ZM259 177V178H258ZM53 178V179H52ZM70 178V179H69ZM134 178H135V180H134ZM136 178H137V180H136ZM163 178H165V179H163ZM210 180V181H208V179ZM214 178V179H213ZM221 178V179H220ZM223 178V179H222ZM236 178V180H234ZM244 178V179H243ZM9 179V180H8ZM46 179V180H45ZM120 179H122L121 181H120ZM125 179H127L126 181H125ZM196 181H195V180ZM220 179V180H219ZM26 180V181H25ZM36 180V181H35ZM49 181V183H51L49 186H48V184L46 185V182L48 183V181ZM128 180H131V184L129 183L128 184V186L126 185L125 186V184H126V182L128 181ZM133 180H134V183H133ZM138 180L140 181V180H142V182L140 181V182H138ZM162 180H165L166 181V183L165 184H163L164 182L162 181ZM223 180V181H222ZM224 180L226 181V182H224ZM20 181V182H19ZM122 182L123 183V185H124V187H127V188H125L124 189V187L123 186H121V184H120V186L118 185L120 182ZM125 181V182H124ZM151 181V182H150ZM185 181H187L186 182V184H185ZM197 182L196 184H194L195 182ZM233 183H232V182ZM246 181V182H245ZM137 182L139 183V184H137ZM144 182H146V183H144ZM148 182V183H147ZM163 182V183H162ZM192 183V182H194L193 184H192V188H190V183ZM217 182V183H216ZM241 182V183H240ZM69 183V184H68ZM128 183V182H127ZM132 183H133V185H132ZM141 183V184H140ZM142 183H144L145 184V186H142V185H144V184H142ZM149 183H151V184H149ZM159 183V184H158ZM160 183H162L163 184V186H162V188L164 187V188H168V190L167 191H169L170 192V188H172V186H173V184H174V191L173 190H171V192H170V194L172 193V197L174 198V196H175V194H176V198H177V200L178 201H180V206H181V211H180V209H179V207L178 208H176L178 205V201L176 200V199H174V201H173V198L170 200L171 202H172V205L174 204H176L177 202V204H176V206H174L173 208H175V209H177V213L173 210V209H171V210H173L174 211V213H176V215H174V216H177V214H178V217H177V219L174 217L173 219H172V223H173V221H175V223H176V221L178 220L179 221V223H181V220L183 219V220H185V226H186V223H188V227L186 226V227H183L184 225H183V221H182V225L183 226H181V224H180V226L181 227H183L182 228V230L184 231H186V229H187V232H189L188 233V235H190L191 236V238H190V236H187L186 235V233L187 232H180V231H182V230H177L180 226L179 225H176L177 223H178V221H177V223L175 224L176 226H179L177 229L175 228V227H173V228H175V229H171V227L174 225V224H171V221H169V220H171L170 219V216H172L171 215V212H170V210L168 211V209H169V207H170V205H171V203L170 202H167V201H165V200H167V198H168V200H169V197H170V194L167 192L166 193V191H165V189H161L160 190V188L157 186V184L160 186V185H162V184H160ZM168 183V187H166L167 184ZM248 183V184H247ZM257 183V184H256ZM74 184V185H73ZM103 184V185H102ZM137 184V185H136ZM148 184V187H147V190H146V185ZM155 184V185H154ZM218 184V185H217ZM238 186H237V185ZM241 184V185H240ZM243 184V185H242ZM41 185H42V187H41ZM54 185V186H53ZM101 185V186H100ZM129 185H131V186H129ZM134 185H135V188L137 189V190H139V191H136V193L137 194H139V192H140V190H141V193L140 194H142L143 195V193H144V195H146V194H148V195H150V197H154V194L155 193H158V197H159V199H158V197L157 196H155L154 198H155V200L153 199V198H150L149 199V202L151 203V205H152V207L150 206V205H148L149 206V208H147L148 206L145 204L146 202H148V200H147V198L148 197H146V200L147 201H145L144 199H145V197L142 199L143 200V202L141 201V198L139 199V201L137 200V198H138V195L135 193V191H133V189L134 190H136L135 188H133L134 187ZM138 185H141V186H138ZM153 185V186H152ZM187 185V186H186ZM201 185V186H200ZM216 185V186H215ZM240 185V186H239ZM96 186V187H95ZM110 188H109V187ZM152 188H151V187ZM154 186H157L158 188H159V190H157L156 189V187H154ZM171 186V187H170ZM193 186H194V188H193ZM198 186H200L199 188H198ZM212 186V187H211ZM220 186H222L221 188H220ZM61 187V188H60ZM98 187V188H97ZM123 187V189H121ZM138 187H140V189H138ZM153 190V187H154V191H152L150 188ZM186 187H188L186 190H184ZM218 187H219V189H218ZM223 187H226L225 189L223 188ZM48 188V190H45V189H47ZM50 188H52L51 190H52V192L50 191ZM67 188V189H66ZM133 188V189H132ZM142 188V189H141ZM179 188V189H178ZM184 188V189H183ZM190 188V190L188 191V189ZM195 188H196V190H195ZM197 188H198V190H197ZM217 188V189H216ZM40 189V190H39ZM66 189V190H65ZM143 189H145V191L143 192ZM170 189V190H169ZM173 189V188H172ZM214 189V190H213ZM228 189V190H227ZM31 190V191H30ZM119 190H122V191H120V192H118ZM131 190V191H130ZM149 190V192H147ZM156 190L158 191V192H156ZM182 190H184V191H187V192H190V193H192V194H189L188 193V195L189 196H187V192H185L184 193V191H182ZM220 191V190H222V191H224V192H220L221 194H223V195H219V193L218 192H216V191ZM225 190H227V192H225ZM262 190V191H261ZM26 191V192H25ZM43 191V192H42ZM48 191L50 192V194L48 193ZM161 191H165V193H166V196H165V199L163 200V199H161V197L160 196H162V198H164V193L162 192L161 193ZM173 191V192H172ZM211 191H213L212 193H211ZM230 193H229V192ZM34 192H36V193H34ZM47 192V193H46ZM123 192L125 193V194H123ZM128 192V193H127ZM132 192V193H131ZM215 192V193H214ZM15 193V194H14ZM39 193V194H38ZM119 193V194H118ZM135 193V194H134ZM151 193V194H150ZM183 193V194H182ZM201 195H200V194ZM216 193H217V195H218V197L216 196V200H213V198L215 199V195H216ZM228 193V194H227ZM23 194V195H22ZM25 194V195H24ZM117 194V195H116ZM140 194H139V196H140ZM160 194H162V195H160ZM164 194V195H163ZM167 194H168V196L169 197H167ZM182 194V195H181ZM196 194H198V195H196ZM206 196H205V195ZM224 194L225 195H227V197L226 196H224ZM232 194V195H231ZM237 196H236V195ZM47 195L49 196V197H47ZM50 195H52L51 197H50ZM122 195V196H121ZM141 195V196H142ZM147 195V196H148ZM157 195V194H156ZM160 195V196H159ZM174 195V196H173ZM191 195V196H190ZM209 195L211 196L209 199H208V197H209ZM230 195V196H229ZM259 195V196H258ZM124 196V197H123ZM219 196L221 197V198H219ZM223 196V197H222ZM233 196V197H232ZM130 197V198H129ZM133 199H132V198ZM137 197V198H136ZM167 197V198H166ZM191 199H190V198ZM203 197V198H202ZM213 197V198H212ZM228 197H230V198H228ZM238 197V198H237ZM242 197V198H241ZM27 198V199H26ZM127 198V199H126ZM157 198V199H156ZM182 198L185 200H187L186 202H187V206H189V207H192V206H190L192 203H193V201H195L196 202V204L197 203H199L200 202V204H198V205H196V208L197 209H200V211L198 210V212L199 213H202L201 214V219H198L197 218V216H198V212H196V210H191V208H189L188 209V211L190 212V210L191 211H195V212H192L190 215L188 214V212H186V215H188V217L189 216H191V217H189L190 218V220H189V218L188 217H186L185 216V214H184V212L187 210V207H186V210L183 208V205H182V203L184 202L183 200H182ZM212 198V199H211ZM224 198L226 199V200H224ZM240 198V199H239ZM17 199V200H16ZM37 199V200H36ZM121 199V200H120ZM135 199V200H134ZM151 199H153L154 201H155V203H154V201H151ZM161 199V201L162 202H167V203H169L170 205L168 206H166V208L168 207V209H166L165 207H163L164 205H166L167 203H162L161 201H158V200H160ZM199 199V200H198ZM220 199H222L221 201H222V204H220L221 202H218ZM228 199H230L229 201H227ZM236 199L238 200V201H236ZM255 199V200H254ZM132 200V201H131ZM177 202H176V201ZM211 200H213L212 202H211ZM223 200L225 201V202H223ZM234 200V201H233ZM25 201H27V202H25ZM32 201V202H31ZM48 201V202H47ZM131 201V202H130ZM138 201V202H137ZM156 201H158V202H156ZM182 201V202H181ZM188 201H190V202H188ZM192 201V202H191ZM127 202V203H126ZM129 202V203H128ZM140 202V203H139ZM142 202V203H141ZM145 202V203H144ZM174 202H176V203H174ZM185 202V203H186ZM195 202H194V204L193 205H195ZM204 204H203V203ZM209 202V203H208ZM214 202H215V204H214ZM240 203V204H237V206L236 205H234V203ZM2 203H3V205H2ZM36 203V204H35ZM119 203V204H118ZM125 203V204H124ZM145 205H144V204ZM149 203V204H150ZM153 203H154V207H155V205H156V203H157V207H156V209L153 207ZM163 204V206H162V204ZM188 203H190V205H188ZM212 203V205L210 206V204ZM220 204V205H218V204ZM223 203H225L224 205H223ZM227 203V204H226ZM229 203H231L230 205H231V207L230 206H228V204ZM13 204V205H12ZM30 204V205H29ZM124 204V205H123ZM158 204H160V206L158 205ZM204 206H203V205ZM39 205V206H38ZM46 205V206H45ZM67 205V206H66ZM121 205V206H120ZM134 205H135V207H134ZM143 205V206H142ZM200 205V206H199ZM201 205L203 206V207H201ZM215 205V206H214ZM218 205V206H217ZM221 205H223V206H225L224 208H226V206H228L227 207V209L225 210L223 207H221ZM31 206V207H30ZM60 206V207H59ZM130 206H131V208H130ZM163 208H162V207ZM208 206V207H207ZM210 206V207H209ZM234 206V207H233ZM239 206V207H238ZM242 208H241V207ZM260 208H259V207ZM76 207V208H75ZM126 207V208H125ZM130 209H129V208ZM147 208L148 210V212H146V213H148V214H146V213H144V209L143 208ZM159 207V208H158ZM185 207V206H184ZM203 208L205 211H206V209H208V210H210L209 212H208V210L205 212L203 209H201V208ZM207 207V208H206ZM214 207H215V209H214ZM216 207H218L217 209H216ZM219 207H221V212L219 211ZM238 207V208H237ZM6 208V209H5ZM47 208V209H46ZM67 208V209H66ZM73 208V209H72ZM143 209V210H141V209ZM152 208H154L153 210L154 211H151L152 210ZM160 208H162L163 210H164V208L168 211V212H166V210L165 211H163L162 209L160 210ZM170 208H172V206L170 207ZM196 208H194V209H196ZM206 208V209H205ZM235 208V209H234ZM246 208V209H245ZM251 208V209H250ZM179 209V210H178ZM214 209V210H213ZM232 209H234V211L232 210ZM137 210V211H136ZM139 210H141L146 216L147 215H150V214H152V212L154 213V212H156L157 210H160V211H158L157 213H158V215L160 214V216L162 215L161 214V212H163L164 213V215H170L169 217L166 215V216H164V215H162V217L163 218H165V220H167L168 218H169V223H167V221H165L163 218V220L161 219V217L159 218L158 216L157 217H155L154 216V214H152V217L154 218V219H152V217L151 218H148V216L146 217L143 213H141V211H140V214H137V216L134 214V212L135 213H139L138 211ZM149 210H150V213H149ZM184 210V211H183ZM212 210H213V213H212ZM223 210V211H222ZM224 210L226 211V212H224ZM235 210H236V212H235ZM240 210V211H239ZM244 210V211H243ZM9 211V212H8ZM30 211V212H29ZM178 211L180 212V213H178ZM183 211V212H182ZM204 211V212H203ZM217 211L218 212H220L219 213V215L221 214V216H218V217H214L213 218V216H210V215H214V212H215V215H218V213H217ZM228 211V212H227ZM237 211H238V213H237ZM251 211V212H250ZM166 212V213H165ZM170 212V213H169ZM184 214V216H183V214ZM234 212V213H233ZM54 213V214H53ZM157 213L155 214V215H157ZM210 215H209V214ZM224 213V214H223ZM230 213V216L228 215ZM248 213V214H247ZM251 213V214H250ZM13 214V215H12ZM38 214V215H37ZM134 214V215H133ZM144 216H143V215ZM173 214V213H172ZM194 214H196V217H194L193 215ZM206 214L208 215V216H206ZM257 214V215H256ZM29 215V216H28ZM60 217H59V216ZM70 215H71V217H70ZM74 215V216H73ZM203 215V216H202ZM228 215V216H227ZM232 215V216H231ZM245 215V216H244ZM249 215V216H248ZM121 216V217H120ZM141 216V217H140ZM151 216V215H150ZM182 216L184 217V218H188V221H186L187 219H184V218H182ZM199 216H200V214H199ZM209 216L210 217H212V220L210 221V223H209V220H210V218H209ZM226 216V217H225ZM239 216H240V218H239ZM7 217V218H6ZM32 219H31V218ZM35 217V218H34ZM119 217V218H118ZM148 218V220H149V223L148 224H150L151 223V225H147L149 228H150V230H151V228L153 229V228H156L157 226V228H156V230H152L153 232H151L150 230H149V232L150 233H152V234H154L153 236V238H151L150 236H152L151 234H150V236H148V234H147V236H148V238L147 239H144V241H145V244L143 243H141V245H142V247L143 246H145L146 244L148 245L149 244V246H147V247H149V251L150 252H148L147 250H148V248H146L147 250H144V251H147L148 253H146V252H144L143 251V248L141 247V250L143 251H137L136 249L137 248H139L140 249V247H137L136 248V246H138L139 244H136V243H138L139 241H137V240H139V239H137L138 238V235H139V237L141 236V240H140V242L143 240L142 238H143V233L145 232V228H144V226L146 225V221H147V219H145L144 221H145V225H144V223H142V221H140V218L141 219H144V218ZM192 217H194L195 219H198L199 220V223H198V221L197 220H195V223H196V221H197V223L198 224H195V223H193V221H192ZM205 217V218H204ZM208 217V218H207ZM220 217V218H219ZM225 217V218H224ZM228 217V218H227ZM237 217V218H236ZM245 217V218H244ZM49 218V219H48ZM65 218V219H64ZM70 220H69V219ZM155 218H157V219H159V220H157V219H155ZM167 218V219H166ZM179 218H180V220H179ZM182 218V219H181ZM204 220H203V219ZM208 220H207V219ZM219 218V219H218ZM223 218V219H222ZM231 218V219H230ZM233 218H234V221H231V220H233ZM53 219V220H52ZM98 219V220H97ZM176 219V220H175ZM206 219V220H205ZM214 219V220H213ZM10 220V221H9ZM15 220V221H14ZM65 220V221H64ZM73 220V221H72ZM97 220V221H96ZM137 220V221H136ZM139 220V221H138ZM156 220V221H155ZM162 221V223H161V221ZM200 220L201 221H203V223H205V225L207 226V225H210L209 227L207 226V228H209V229H205L204 231L202 230V229H204V226L202 227L201 225L202 224H200ZM226 220V221H225ZM244 220V221H243ZM70 221H71V223H70ZM129 221H130V223H129ZM158 221H160V223H158ZM164 221H165V223H167V224H165L164 223ZM191 221H192V223H191ZM221 221H222V223H221ZM224 221H225V223H224ZM116 222V223H115ZM122 222V223H121ZM14 223V224H13ZM27 223V224H26ZM67 223H68V225H67ZM98 223V224H97ZM118 223L120 224H122L121 226L120 225H118ZM158 223V224H157ZM192 224L194 227L195 226H197V227H195L197 230H199V231H197L194 227L192 228V226H189V224ZM8 224V225H7ZM10 224V225H9ZM62 224V225H61ZM66 224V225H65ZM73 224V225H72ZM100 224V225H99ZM142 224V226H140ZM154 224H156L157 226H155ZM163 224V225H162ZM166 225V227H161V226H159V225H162V226H165ZM200 224V226H198ZM106 225V226H105ZM115 225H118V226H120V227H122L123 229H124V234H123V232H121V231H123V229L121 230L120 229V227H118V226H116L115 227ZM127 227H126V226ZM154 225V226H153ZM170 225H172L171 227H170ZM228 225V226H227ZM230 225V226H229ZM236 225V226H235ZM238 225V226H237ZM262 225V226H261ZM30 226V227H29ZM47 226V227H46ZM67 226L69 227V228H67ZM101 226V227H100ZM125 226V227H124ZM151 226V227H150ZM63 227V228H62ZM66 227V228H65ZM74 227V228H73ZM113 227H115V228H113ZM120 229H118V228ZM130 227H132V228H130ZM135 227V228H134ZM147 227V228H148ZM159 227H161L160 229L162 230L163 228H166L165 230H167V232L165 231V235L164 234H161V233H163V230H162V232H160L161 230L159 229ZM117 228V229H116ZM126 228V229H125ZM140 228V229H139ZM141 228H143V230L141 229ZM168 228V229H167ZM186 228V229H185ZM200 228H201V230H200ZM227 228V229H226ZM252 228V229H251ZM112 229L114 230V229H116V230H114V231H117V230H119V234H117V232H115V234H117L118 235V237H119V235H120V237L119 238H114V239H112L113 238V235H114V237H115V234H114V231H113V235H111L110 234V231H108V230H111L112 231ZM139 229V230H138ZM145 229V230H144ZM159 229V230H158ZM180 229V228H179ZM192 229V230H191ZM214 229H215V232H214ZM232 229V230H231ZM243 229V230H242ZM254 229L256 230V233H255V231H254ZM2 230V231H1ZM44 230V231H43ZM47 230V231H46ZM100 231L101 233L99 234L100 236H101V238H99V235H98V231ZM105 230V231H104ZM129 231V234H128V231ZM133 230V232H131ZM136 230V233H135V235H132V233L134 234V231ZM148 230V229H147ZM147 230H146V232H145V234L147 233ZM176 230H177V233H176ZM190 230V231H189ZM207 230V231H206ZM209 230H211L210 232H208ZM52 231V232H51ZM61 231V232H60ZM68 232V233H73V236L76 238L77 237V239H75L72 235H69V236H72L73 237V239H72V237H69L70 239H71V242H72V245L70 244L71 242H69L68 243V239L66 238H64V239H62L63 238V236H64V234L66 233V232ZM98 233H97V232ZM126 231V232H125ZM138 231V232H137ZM140 231H141V235H140ZM156 231V232H155ZM175 231V236L173 237L171 234H170V232H174ZM201 231H203V232H201ZM239 231L241 232V233H239ZM65 232V233H64ZM108 232V233H107ZM143 232V233H142ZM158 232V233H157ZM179 232H180V234H179ZM204 232H208L207 234H205V235H203V233ZM212 232V233H211ZM242 232H244V235L242 234ZM258 232V233H257ZM87 233V234H86ZM123 235H122V234ZM139 233V234H138ZM167 233H169V235H171V237L173 238V239H175L176 237V239L175 240H173L171 237H168V235H167ZM213 234V235H211V237H210V235H208V234ZM230 233V234H229ZM235 233H236V236L238 237L239 235V239L241 240L243 237V239L240 241L239 239H236L237 237L235 236ZM239 233V234H238ZM4 234V235H3ZM47 234V235H46ZM62 234V235H61ZM74 234H76V235H74ZM78 234V235H77ZM92 234V235H91ZM95 234V235H94ZM96 234H97V236H96ZM106 234L108 235H111V236H108L109 238H110V241L108 242V240H109V238L106 236ZM137 234V235H136ZM160 234V235H159ZM183 234V235H182ZM184 234L186 235V236H184ZM217 234V235H216ZM220 234V235H219ZM228 235V238H227V235ZM238 234V235H237ZM256 234V235H255ZM259 234V235H258ZM66 235H68L67 233H66ZM64 236V237H68V236ZM91 235V236H90ZM155 235H157V236H155ZM162 235H164L163 236V238H161L160 236H162ZM167 235V237L170 239V240H173V242L170 244H168V242H170V240H168V238H164L165 236ZM177 235V236H176ZM180 235V236H179ZM199 235V236H198ZM234 235V237H235V239L233 238V239H231L232 237H229V236H233ZM14 236V237H13ZM52 236V237H51ZM80 236H83V237H81L80 238ZM131 236H135V237H137V238H134V237H132L131 239H132V242H131V240H127V238H129L130 239V237ZM159 236V237H158ZM179 236V237H178ZM181 236H183V239H179ZM213 236V237H212ZM217 236V238H215ZM219 236V237H218ZM225 236V237H224ZM105 239H108V240H106L105 239V243H104V240H103V238ZM146 237V235L144 236V238ZM156 237H157V239L159 238V240L157 241L158 242V244H157V247H156ZM189 237V238H188ZM203 237H209L210 238V240L211 241H207L209 238H203ZM223 237V238H222ZM242 237V238H241ZM13 238V239H12ZM50 238V239H49ZM91 238V239H90ZM95 238V239H94ZM98 238V240H96ZM151 238V239H150ZM161 238V239H160ZM182 238V237H181ZM199 238H200V241H198L199 240ZM203 238V239H202ZM246 238L248 239V240H246ZM252 238V239H251ZM70 239H69V241H70ZM79 239H80V241H79ZM99 239H101V241L103 240V242H101ZM150 240L149 242L147 241V240ZM156 239V240H155ZM164 239H167L168 240V242H167V240H164ZM179 239V240H178ZM198 239V240H197ZM214 239H216V240H214ZM219 239V240H218ZM224 239V240H223ZM229 239V240H228ZM233 240V241H231V240ZM40 240V241H39ZM45 240V241H44ZM61 240V241H60ZM72 240H74V242L72 241ZM114 240H116L117 241V244H116V241H113ZM122 240V241H121ZM152 240H154V241H152ZM160 240H162L161 242H160V244H159V241ZM190 240V241H189ZM195 240H196V242H195ZM202 240V241H201ZM203 240H205L204 242V244H211V245H207L208 247L206 248L205 247V245H203V247H202V245L200 244V242L202 243L203 242ZM213 240H214V243H216V241H217V244H218V246L217 245H215V247H213L212 245L214 244H212V242H213ZM228 240V241H227ZM235 240V241H234ZM239 240V241H238ZM251 242H250V241ZM16 241V242H15ZM51 241V242H50ZM63 241V242H62ZM65 241V242H64ZM78 241V242H77ZM114 243H112V242ZM124 241V242H123ZM134 241V242H133ZM137 241V242H136ZM144 241H142V242H144ZM146 241H147V243H146ZM152 241V242H151ZM164 241V242H163ZM176 241V242H175ZM185 241V242H184ZM194 243H193V242ZM198 241V242H197ZM222 241V243H220ZM227 243V244H229L230 242H232L231 244H229V247H228V245L225 243V242ZM253 241V242H252ZM75 242H77L76 243V245H75ZM80 242V244H78ZM100 242L101 243H104L103 245H101L100 244ZM119 242V243H118ZM121 242V243H120ZM126 242V243H125ZM127 242H128V246H127ZM133 243V245H135L134 247L136 248H131L132 247V245H131V243ZM136 242V243H135ZM139 242V243H140ZM165 243V242H167V244L169 245H167V244H165V245H167L168 247H165L164 248V245H162V247L163 248H161V243ZM175 242V244H177V245H174V247H173V243ZM207 242V243H206ZM209 242V243H208ZM219 242V243H218ZM235 242V243H234ZM237 242V243H236ZM239 242H241L240 244H242V245H240L239 244ZM259 242V243H258ZM20 243V244H19ZM40 243V244H39ZM46 243V244H45ZM70 244L69 246L66 244ZM108 243V244H107ZM111 243H112V247H111ZM123 243H124V245H126V246H124L123 245ZM153 243L155 244L154 246H153ZM162 243V244H163ZM192 243V244H191ZM197 243H199V245H201V247L200 246H196L197 245ZM9 244V245H8ZM35 244V245H34ZM43 244V245H42ZM115 244L117 245V247H118V249H117V247H116V249H117V251L118 252H120V253H118L117 251L115 252L114 251V247H113V245L115 246ZM122 247H120L119 245ZM123 246H122V245ZM181 244V245H180ZM184 245V247H183V245ZM186 244V245H185ZM219 244H220V246H221V248L219 247ZM221 244H224V245H221ZM238 244H239V246H238ZM244 244H246V245H244ZM250 244V245H249ZM11 245V246H10ZM50 245V246H49ZM54 246V248L52 247V246ZM64 245V246H63ZM141 245H139V246H141ZM158 245H160V246H158ZM190 245V246H189ZM225 245L228 247V251L226 250V248H225ZM3 246H4V248H3ZM43 246V247H42ZM106 246V247H105ZM109 246V247H108ZM175 246H177V247H175ZM182 246V247H181ZM187 246V248H185ZM222 246H223V248L225 249H223L222 248ZM244 246V247H243ZM253 246V247H252ZM262 246V247H261ZM10 247V248H9ZM50 247V248H49ZM64 247H66V248H64ZM73 247V248H72ZM120 247V248H119ZM125 247H126V249H125ZM151 247L153 248V250H154V252H155V250L157 251L158 249H156V248H158L159 247V252L160 253H156L159 257H157V258H160V259H157V258H155V253L154 252H152L151 250ZM172 247H173V249H172ZM193 247H194V249H193ZM195 247H199V248H201V252L199 251V253H197L196 251H195V253H194V250L196 249L197 251L199 250V249H197V248H195ZM233 247V248H232ZM25 248V249H24ZM103 248V249H102ZM111 248V249H110ZM129 248H131L132 250L133 249H135L134 251H136V252H132L131 253V251L132 250H130ZM167 248V249H166ZM177 248V249H176ZM202 248L204 249V250H202ZM220 248V249H219ZM244 250H243V249ZM8 249V250H7ZM20 249V250H19ZM115 249V250H116ZM122 249H124V250H126V253H130V254H126V257L127 258H123L122 256H124L125 257V254H124V252L125 251H123L122 252ZM129 250V252H127L128 250ZM160 249H166L165 251H164V253H163V250L161 251ZM185 249H187V250H185ZM218 249V250H217ZM239 249V250H238ZM240 249H242L243 250V252H242V250H240ZM37 250V251H36ZM107 250V251H106ZM119 250H121V251H119ZM207 250H209V251H207ZM222 250V251H221ZM42 251V252H41ZM46 251V252H45ZM104 251V252H103ZM112 251V252H111ZM172 251V252H171ZM183 251V252H182ZM184 251H185V254H184ZM205 251V252H204ZM225 251V252H224ZM25 252V253H24ZM51 252V253H50ZM73 252H74V254H73ZM114 252H115V254H114ZM164 254H162V253ZM168 252V253H167ZM169 252H170V256H169ZM188 252V253H187ZM191 252V253H190ZM220 252V253H219ZM222 252V253H221ZM23 253V254H22ZM104 253V254H103ZM134 253L136 254V255H134ZM146 253L147 255H149L150 253H154V256L152 255V254H150L151 255V259H149V256H147L146 254L144 255V254ZM193 256H191L190 254ZM224 253V254H223ZM250 253V254H249ZM8 254V255H7ZM113 254V255H112ZM118 254V255H117ZM120 254H124V255H120ZM160 254H162L163 255V257L160 255ZM187 254V256L189 257V256H191V258H193L192 259V261H191V259L188 261H186V260H184L185 258H183V257H186L187 259H189L187 256H185ZM189 254V255H188ZM207 254V255H206ZM223 256H222V255ZM105 255V256H104ZM144 255V256H143ZM165 255H168L167 256V258H165L166 256ZM197 255V256H196ZM16 256V257H15ZM114 256V257H113ZM116 256V257H115ZM119 256V257H118ZM120 256L122 257V261H120L121 260V258H120ZM142 256L145 258H147L146 260H144V258H142ZM161 256V257H160ZM173 256H174V254H173ZM221 256L223 257V258H221ZM234 256V257H233ZM34 257V258H33ZM53 257V258H52ZM118 257V258H117ZM152 257H154L155 258V260H154V258H152ZM204 257V258H203ZM55 258V259H54ZM110 258V259H109ZM120 258V259H119ZM137 258V257H136ZM135 258V259H136ZM162 258V259H161ZM199 258V259H198ZM77 259V260H76ZM111 259H113V260H111ZM119 259V260H118ZM134 259V258H133ZM134 259V260H135ZM145 261V262H142L143 260ZM149 259V260H148ZM165 259V260H164ZM168 259V260H167ZM211 259V260H210ZM6 260V261H5ZM62 260V261H61ZM108 260V261H107ZM124 260V261H125ZM180 260H182V262H180ZM204 260V261H203ZM238 260H239V262H238ZM105 261V262H104ZM130 261V263L129 264H131L132 262ZM147 261H149L148 263H147ZM154 261V262H153ZM165 261V262H164ZM170 261V262H171ZM201 261V262H200ZM245 261V262H244ZM3 262V263H2ZM46 262V263H45ZM102 262H104V263H102ZM162 262V263H161ZM189 262V263H190ZM253 262V263H252ZM124 263H126V261L124 262ZM124 263H121V264H124ZM190 263V264H191ZM172 264H173V262H172ZM183 264V263H182Z\"/></svg>", "mask_w": 264, "mask_h": 264}, {"label": "bare ground", "instance_id": "6f19581e", "mask_svg": "<svg viewBox=\"0 0 264 264\" xmlns=\"http://www.w3.org/2000/svg\"><path fill=\"white\" fill-rule=\"evenodd\" d=\"M5 1L8 2V0H5ZM5 1L3 2L2 6L5 5V4H4V3H6ZM11 1H12V0H11ZM22 1H24V0H22ZM52 1H53V0H52ZM56 1H57V0H56ZM59 1H60V0H59ZM61 1H62V0H61ZM64 1H65V0H64ZM71 1H72V0H71ZM73 1H74V2H77V4L80 2V0H79V2H78L77 0H73ZM89 1H90V0H89ZM115 1H116V0L108 1V2H114V3H115ZM117 1H118V0H117ZM135 1H138L137 4L140 3V2H139L140 0H135ZM141 1L144 2V3H146V1H144V0H141ZM147 1H148V0H147ZM156 1H157V0H156ZM179 1H180V2H179ZM183 1H184V0H182V1H181V0H177V2L180 3V4H179V3H177V4L182 5V7H180L179 5L176 6V4H175V6H174V4L171 5V3L168 2V1H167V2H168L167 4H170V5H169V6L167 5V6H168L169 8H171V7L173 6V8H171V10H172L173 12H174V10H175L176 12H178V10H176L174 7H178L177 9H179V7H180V8H183V6H184L183 3H184V2L186 3V1H188V0H186V1H184V2H183ZM199 1H200V0H197V3H198ZM212 1H214V0H212ZM212 1H211V3H212ZM215 1H216V0H215ZM218 1L221 2L220 0H218ZM224 1H225V0H223L221 4H225ZM229 1H230V0H228L227 2L225 1V2L227 3V5H229V3H228ZM233 1H234V0H231L230 2H233ZM236 1H237V2H236ZM236 1H235V2L238 3L239 0H236ZM240 1H241V0H240ZM245 1H246V0H245ZM15 2H16V5H12V4H14ZM18 2H19L18 0H16V1L13 0V1H12L11 6H13V7L15 6L14 10L16 9V7L18 8L19 5H20V7H21V5H23V4H19V5H17ZM20 2H21V0H20ZM20 2H19V3H20ZM25 2H26V0H25ZM49 2H50V1H49ZM68 2L70 3V1H68ZM82 2H83V3H85V2L87 3V0H86L85 2H84V0H83ZM96 2H97V0H96ZM98 2H99V1H98ZM101 2H102V1H101ZM103 2L106 3V1H104V0H103ZM103 2H102V3H103ZM108 2H107L106 4H108ZM119 2H123V3H124V0H119ZM127 2H128V0H127ZM127 2L125 1V4H126ZM142 2H141V4H142ZM149 2H150V0L148 1V3H149ZM164 2H166V1H164ZM173 2H174V1H173ZM173 2H172V3H173ZM182 2H183V3H182ZM190 2H191V0H190ZM201 2H203V1H200V3H199L200 5H197V9H198V6H199V9H200V6H201V4H202ZM206 2H207V1H206ZM243 2H244V0H243ZM258 2H259V1H258ZM1 3H2V2H0V4H1ZM22 3H23V2H22ZM50 3H51V2H50ZM62 3H64V2H61V4H62ZM71 3H72V6L75 5L73 2H71ZM71 3H70V4H71ZM80 3H81V2H80ZM83 3H81V5H82ZM93 3H95V2H93ZM105 3H103V4H105ZM116 3H117V9H119V8H118V4H119V3H118V2H116ZM116 3H115V4H116ZM130 3H131V6H132V7L135 6V3H134V5H132V1H131ZM144 3H143V4H144ZM157 3H159V2L157 1ZM175 3H176V2H175ZM181 3H182V4H181ZM187 3H189V1H188ZM187 3H186V4H187ZM204 3H205V2H204ZM208 3H209V2H208ZM208 3H207V4H208ZM214 3H217V2H214ZM233 3H234V2H233ZM233 3H230V4L232 5ZM95 4L97 5V3H95ZM98 4H100V2H99ZM106 4H105V6H106L107 8H110V7H108V6H110L112 3H111V4L109 3L108 6H107ZM115 4H113L114 7H111V8H113V9L115 8V9H116V7H115L116 5H115ZM120 4H121V3H120ZM137 4H136V5H137ZM143 4H142V5H143ZM155 4H156V3H155ZM160 4H161V3H160ZM160 4H159V5H160ZM186 4H185V5H186ZM190 4H191V3H190ZM190 4H187V5H190ZM192 4H193V6H196V5H195V4H196L195 2L192 3ZM207 4H205V7H204V8H203V7H201V8H203L204 10H205V9L207 10V8H206V5H207ZM212 4H213V3H212ZM212 4H210V6H211ZM217 4H219V3H217ZM217 4H216V6H215V4H214V7H218ZM234 4H235V3H234ZM234 4H233V5H234ZM239 4H240V3H239ZM247 4H248V3H247ZM250 4H251V3H250ZM263 4H264V3H263ZM9 5H10V4H8V6H9ZM47 5H48V3H47ZM68 5H69V4H68ZM84 5H85V4H83L82 6H84ZM88 5L90 6V4H88ZM91 5H92V4H91ZM96 5H94V6H96ZM126 5L128 6V5H130V4L127 3ZM126 5H125V6H126ZM138 5L140 6V4H138ZM138 5H137V7H138ZM144 5H145V4H144ZM148 5H149V4H148ZM150 5H151V3H150ZM150 5H149V7H150L149 9L151 10V7H153V6H150ZM165 5H166V4H165ZM219 5H220V4H219ZM231 5H230V6H231ZM242 5H243V4H242ZM245 5H246V4H245ZM251 5H252V4H251ZM254 5L256 6V3H254ZM0 6H1V5H0ZM11 6L7 7V6L5 5L4 7H6L7 9H6V8H3V7L0 8V11H1L0 13H1V15H2V11H3V15H4V9H6V12H7L8 9H9ZM25 6H26V5H25ZM62 6L64 7V5H62ZM65 6H66V5H65ZM69 6H70V5H69ZM75 6H76V5H75ZM75 6H73V7H75ZM94 6H92V7H94ZM101 6H103V5H100V6L98 5V7H100V8H96V11H97V10L100 11ZM119 6H121V5H119ZM145 6H146L147 9H148V6H147V5H145ZM190 6H191V5H190ZM193 6H192V8H190V9H193V8L196 9V8L193 7ZM222 6H223V5H222ZM240 6H241V4H240ZM263 6H264V5H263ZM263 6H262V7H263ZM49 7H51V4L49 5ZM66 7H67V6H66ZM66 7H65V8H66ZM92 7H91L92 11L95 10V9H94L95 7H94V8H92ZM132 7H131V8H132ZM141 7H142V6H141ZM141 7H140V8H141ZM143 7H144V6H143ZM146 7H145V8H146ZM154 7H156V5H155ZM154 7H153L152 9H154ZM184 7H185V6H184ZM207 7L210 8L209 6H207ZM219 7H220V6H219ZM227 7H228V9H229V8L231 9V7L226 6V8H227ZM235 7L238 8V6H235ZM249 7H250V5H249ZM259 7H260V6H259ZM24 8H25V7H24ZM46 8H47V7H46ZM53 8H55V7H53ZM56 8H58V7H56ZM61 8H62V7H61ZM84 8H85V6H84ZM89 8H90V7H88V10H89V12L91 13V10H90ZM104 8H105V7H104ZM107 8H106V9H107ZM111 8H110V9H111ZM124 8L126 9V7H124ZM134 8H135V7H134ZM134 8H133V10H134ZM140 8H139V9H140ZM156 8H157V7H156ZM186 8H188V7H186ZM211 8H213V7L211 6ZM220 8H223V7H220ZM226 8H225V9H226ZM240 8H241V7H240ZM243 8H244V7H243ZM19 9H20V8H19ZM22 9H23V8H22ZM68 9H69V8H68ZM68 9L66 8V9H64V10H68ZM73 9H74V8H73ZM73 9H69L68 11H73ZM77 9H78V7H76V10L74 9L76 12L73 11V13H74V12L77 13V12L80 11V12H79V14H80L81 11H82V13L85 14V12H83V11H85V9L82 10L80 7H79V11H78ZM80 9H81V10H80ZM102 9H103V8H102ZM110 9H109V10H110ZM113 9H112V10H113ZM115 9L113 10V13H110L111 15L113 14L114 17L116 16L115 14H116L117 12H119V10L116 9V10H117V11H116ZM147 9H146V10H147ZM149 9H148V10H149ZM158 9H159V8H158ZM173 9H174V10H173ZM194 9H193V11H194ZM203 9H202V10H203ZM213 9L215 10L216 8H213ZM217 9H218V8H217ZM247 9H250V10H251V8H247ZM254 9H255V8H254ZM11 10H13V9L11 8ZM49 10H52V7H51V9H49ZM49 10H48V11H49ZM57 10H58V9H57ZM57 10H56L55 12L58 14ZM59 10H60V8H59ZM86 10H87V9H86ZM140 10H142V8H141ZM144 10H145V9H144ZM146 10H145V11H146ZM148 10H147V13H148V12L151 13L152 11L154 12V14L156 13V11H154V10H151V11H150V10L148 11ZM165 10H166V8H165ZM187 10H188V9H187ZM200 10H201V9H200ZM211 10H212V9H211ZM219 10H220V9H219ZM223 10H224V9H223ZM234 10H235V9H234ZM243 10H244V9H242V11H243ZM245 10H246V9H245ZM245 10H244V11H245ZM252 10H253V9H252ZM258 10H260V9H258ZM23 11H24V13H25V9H24ZM23 11H22V12H23ZM60 11H61V10H60ZM60 11H59V12H60ZM62 11H63V10H62ZM68 11H67V12L65 11V13H68ZM99 11L97 12L99 16H96L97 14H95V13H94V15H92V14H90V15H92V17L94 16V17H93L94 19L97 17V19H95V20H98V17L100 18V16H101V17H104V16H105V18H106L107 15H108V16L110 15V14L104 15L103 10H101L100 12H102L103 15H104V16H102V15H101L102 13H100ZM107 11H108V10H107ZM115 11H116V13H115ZM142 11H143V10H142ZM142 11H141V12H142ZM145 11H144V12H145ZM179 11H180V10H179ZM188 11L190 12V10H188ZM216 11H218V10H216ZM240 11H241V10H240ZM52 12H53V11H52ZM52 12H51V13H52ZM63 12H64V11H63ZM89 12L87 11V13H89ZM94 12H95V11H94ZM109 12H111V11H109ZM120 12H121V10H120ZM120 12H119V13H120ZM135 12H136V10H135ZM153 12H152V13H153ZM163 12H164V11H163ZM163 12H162V14H163ZM168 12H169V15H172V14L170 13L169 9H168ZM168 12L165 13L166 16H168L169 18H174V15H175V14H173V16L171 17V16L167 15ZM173 12H172V13H173ZM181 12H182V10H181ZM181 12H180V13H181ZM186 12H187V11H186ZM198 12H199V11H198ZM204 12H205V11H204ZM224 12H225V11H224ZM230 12H231V11H230ZM232 12H235V11H232ZM237 12H238V11H237ZM245 12H246V11H245ZM249 12H250V11H249ZM7 13H8V12H7ZM17 13H18V12H17ZM56 13H55V14H56ZM61 13H62V12H61ZM73 13H72V15H71L72 17H73V15H75V14H73ZM121 13H122V12H121ZM136 13H138V12H136ZM136 13H135V14H136ZM142 13H143V12H142ZM142 13L139 12V14H141V15H143V16L147 14L146 12H145L144 14H142ZM152 13H151V14H152ZM178 13H179V12H178ZM178 13H176V15H177ZM184 13H185V12H184ZM184 13H183V14H184ZM187 13H188V12H187ZM201 13H203V12H201ZM208 13H209V12H208ZM217 13H218V12H217ZM220 13H221V12H220ZM222 13H223V12H222ZM227 13H229V12H227ZM238 13H240V12H238ZM247 13H248V11H247ZM253 13H254V10H253ZM253 13H252V14H253ZM255 13H256V12H255ZM262 13H263V12H262ZM262 13H261V14H262ZM8 14H11V13H8ZM14 14H16V13H14ZM14 14H12V17H13ZM59 14H60V13H59ZM69 14H70V13H69ZM151 14H150V17H151ZM160 14H161V13H160ZM162 14H161V15H162ZM165 14H163V15H165ZM189 14H193L192 11H191V13H189ZM189 14H187V15H189ZM205 14H206V13H205ZM224 14H225V13H224ZM243 14H244V13H242V15H243ZM245 14H246V13H245ZM259 14H260V13H259ZM261 14H260V15H261ZM1 15H0V16H1ZM5 15H6V14H5ZM29 15H30V14H29ZM52 15H54V13H52ZM76 15H77V16H75V17H78V13H77ZM119 15L121 16V18H123L121 14H119ZM147 15H148V16H145V17L148 19V22H149V18H150V17H149V13H148ZM176 15H175V18H176ZM181 15H182V13H181ZM181 15H180V16H181ZM195 15H196V14H195ZM197 15H198V14H197ZM201 15H203V14H200L199 16H201ZM216 15L219 16L220 14H219V15L216 14ZM232 15H233V14H232ZM246 15H247V14H246ZM27 16H28V15H27ZM54 16H56V15H54ZM54 16H53V17H54ZM79 16L82 18L81 20H83V22H82V21L80 20V18L78 17V18H79V19L77 18L78 21L74 20V18H71V20H72V21L74 20V21H73L72 23H71V22H69V23H70V24H74L75 21L78 22V24H81V25H82V23H83V25H82V26H83V29L86 28L85 30H87V29L89 28V26L86 27V25H87V24H86V23H87L86 19L89 18V15H88L87 18H86L85 15H84V16L82 15V16L85 17L86 19H84L81 15H79ZM117 16H118V14H117ZM117 16H116V18H113V19H114V20H115V19H118L119 17H117ZM152 16H153V15H152ZM177 16H179V15H177ZM180 16H179V17H180ZM203 16H204V15H203ZM209 16H210V15H209ZM229 16H230V14H229ZM233 16H234V15H233ZM233 16H232V17H233ZM239 16H241V14H240ZM250 16H251V15H249V16H247V17L245 16L247 19H245L244 16L242 17V18H244L245 20H248V21H246L247 24H248L249 20H251V19H248V17L250 18ZM263 16H264V15H263ZM3 17H4V16H2V18H3ZM12 17L10 18V16H9L10 19H12ZM20 17H22V16H19V15H18L17 18L20 20ZM58 17H60V19H61V15H60V16L58 15ZM63 17H64V14H63ZM135 17L137 18V17H139V16H135ZM140 17H141V16H140ZM145 17H144V18H140V19L143 20V19H145ZM161 17H162V16H161ZM164 17H165V16H164ZM183 17H184V16H183ZM185 17H186V15H185ZM188 17H191V15H190V16H187L186 18H188ZM195 17H196V16H195ZM195 17L192 16L191 19L194 18V20H195ZM221 17H222V16H221ZM227 17H228V16H227ZM227 17H226V18H227ZM230 17H231V16H230ZM237 17H238V16H237ZM251 17H253V16H251ZM256 17H257V18H260V16L258 17V15H257ZM261 17H262V16H261ZM9 18H8V19H9ZM17 18H16V19H17ZM66 18H67V17H66ZM69 18H70V17H69ZM108 18H109V17H108ZM124 18H125V15H124ZM165 18H166V17H165ZM169 18H168V20H170ZM180 18H182V17H180ZM197 18H198V16H197ZM197 18H196V19H197ZM200 18H202V17H200ZM211 18H213V17H211ZM218 18H219V17H218ZM222 18H223V17H222ZM228 18H229V17H228ZM228 18H227V19H228ZM14 19H15V18H14ZM51 19H52V18H51ZM54 19H55V18H54ZM62 19H63V18H62ZM64 19H65V18H64ZM101 19H102V18H100V20H101ZM111 19H112V17H111ZM119 19H120V18H119ZM125 19H126V18H125ZM138 19H139V18H138ZM151 19H152V17H151ZM177 19H178V18H177ZM177 19H176V21H177V23H178L179 20H177ZM206 19H207V16H206ZM206 19H205V20H206ZM208 19H209V18H208ZM220 19H221V18H220ZM239 19H241V18H239ZM239 19H238V20H239ZM252 19H253V18H252ZM262 19H263V17H262ZM52 20H53V19H52ZM68 20H69V19H68ZM84 20H85V21H84ZM87 20H89V19H87ZM90 20L93 22L92 19H90ZM90 20H89V21H90ZM95 20H94V21H95ZM126 20H127V19H126ZM142 20H141V21H142ZM165 20H166V19H165ZM173 20H174V21H172V22H174L175 24H177L176 21H175V19H173ZM181 20H182V19H181ZM181 20H180V21H181ZM199 20H201V19H199ZM209 20H210V19H209ZM211 20H212V19H211ZM211 20H210V21H211ZM213 20H215V18H214ZM245 20H243V21H245ZM255 20H256V19H254V21H255ZM260 20H261V19H260ZM260 20H259V23H260ZM6 21H7V20H6ZM12 21H14V20L12 19ZM33 21H34V20H33ZM63 21H64V20H63ZM79 21H80V22H79ZM98 21H99V20H98ZM98 21H97L96 23H93V24H91L92 22H88V25L91 24L90 26H92L91 28L93 29V28L96 26V25L93 26L94 24H98V25L100 24ZM103 21H104V19H103ZM108 21H109V20H108ZM118 21H120V20H117L116 22L114 21V22H115V25H116V23H117ZM122 21H124V20L122 19ZM122 21H120V22H122ZM127 21H128V20H127ZM139 21H140V20H139ZM141 21H140V22H141ZM143 21L146 22V20H143ZM180 21H179V22H180ZM183 21H184V20H183ZM188 21H189V20H188ZM191 21H192V20H191ZM195 21H196V20H195ZM195 21H194V23L197 22V21H196V22H195ZM201 21H202V20H201ZM201 21H200V22H201ZM206 21H207V20H206ZM215 21H216V20H215ZM225 21H226V20H225ZM227 21H228V20H227ZM241 21H242V20H241ZM241 21H239V22H241ZM243 21H242V22H243ZM251 21H252V20H251ZM254 21H253V23H254ZM4 22H5V21H4ZM16 22H17V20L15 21V23H16ZM56 22H57V21H56ZM65 22H66V21H64V23H65ZM84 22H85L86 25L84 24ZM148 22H147V23H148ZM162 22H163V21H162ZM202 22H203V21H202ZM211 22H212V21H211ZM233 22H234V21H233ZM239 22H238V23H239ZM242 22H241V23H242ZM246 22H245V24H246ZM255 22H256V21H255ZM53 23H55V22H53ZM67 23H68V22H67ZM110 23H112V22H110ZM135 23H136V22H135ZM147 23H145V24L148 25ZM152 23H153V22H152ZM174 23H173V24H174ZM181 23H182V22H181ZM191 23H192V22H191ZM197 23L199 24V21H198ZM220 23H221V21H220ZM222 23H223V22H222ZM230 23H231V21H230ZM251 23H252V22H251ZM251 23L249 22L248 25L252 26V25L255 24V23H254V24L251 25ZM256 23H257V22H256ZM8 24H9V23H8ZM10 24H11V23H10ZM18 24H20V22H19ZM56 24H57V23H56ZM117 24H119V23H117ZM142 24L144 25L143 22H142ZM153 24H154V23H153ZM164 24H165V21H164ZM168 24H169V21H168ZM168 24H166V25H168ZM171 24H172V23H171ZM175 24H174V26H175ZM184 24H186V23H184ZM198 24H197V25H198ZM201 24H202V23H201ZM206 24H207V23H206ZM208 24H209V23H208ZM208 24H207V25H208ZM225 24L227 25L228 22L225 23ZM232 24H233V23H232ZM232 24H231V25H232ZM242 24H243V23H242ZM245 24H243L244 26L241 25V24H240L239 26H242L241 28H243V27H245ZM247 24H246V25H247ZM261 24H262V22H261ZM21 25H22V24H21ZM74 25L76 26V23H75ZM74 25H72V26H74ZM110 25L112 26V24H110ZM120 25H121V24H120ZM123 25L126 26L124 23H122V26H121L122 28L124 27ZM135 25H136V24H135ZM135 25H134V26H135ZM143 25H142V26H143ZM154 25H155V24H154ZM154 25H153V27H156V26H154ZM166 25H165V26H166ZM169 25H170V24H169ZM192 25H193V24H192ZM199 25H200V24H199ZM218 25H219V24H218ZM226 25H225V28H224V29L227 28ZM234 25H235V24H234ZM234 25H232V26H234ZM248 25H247V26H248ZM256 25H257V24H256ZM258 25H259V24H258ZM262 25H263V24H262ZM262 25H261V26H262ZM54 26H55V25H54ZM60 26H61V24H60ZM72 26H71V27H72ZM75 26H74L73 28H75ZM79 26H80V25H79ZM79 26H76V27L78 28ZM82 26H80V27H82ZM106 26H107V25L105 24V27H106ZM111 26H110V27H111ZM138 26H139V25H138ZM144 26H145V25H144ZM186 26H187V25H186ZM200 26H201V25H200ZM200 26H199V27H200ZM204 26H205V25H204ZM204 26H202L203 29H204ZM209 26H211V25H209ZM212 26H213V25H212ZM212 26H211V28H212ZM228 26H229L230 28L228 27L227 30L230 29V30H229L230 32H226V31H225V32L228 33V34H227V35H224V34H226V33H224V34H222V35H224L223 37H225L228 41H230L231 39L229 40L227 36H228V35L233 36L232 34H234L237 30L239 31L241 28L235 30L236 27H235V28H232V26H230V25H228ZM33 27H34V26H33ZM64 27H66V26H64ZM101 27H102V26H101ZM118 27H119V26H118ZM147 27H148V26H147ZM183 27H184V26H183ZM194 27H195V26H194ZM197 27H198V26H197ZM206 27H207V26H206ZM206 27H205V28H206ZM218 27H219V26H218ZM248 27H249V26H248ZM19 28H21V27H19ZM51 28L54 29V27H51ZM55 28H56V27H55ZM69 28H70V27H69ZM69 28H68V29H69ZM73 28L70 29V30H73L72 32H75ZM91 28H89V30H90ZM106 28H107V27H106ZM126 28H128V27H126ZM131 28H132V27H131ZM137 28L139 29L140 27H137ZM141 28H142V27H141ZM145 28H146V27H145ZM150 28H151V27H150ZM166 28H168V27H166ZM180 28H181V27H180ZM180 28H179V30H178V33L181 32ZM192 28H193V27H192ZM192 28H191V29H192ZM207 28H209V27H207ZM207 28H206V29H207ZM231 28H232V29H231ZM252 28H253V27H252ZM254 28H255V27H254ZM257 28H259V27L257 26ZM260 28H262V27H260ZM21 29H22V28H21ZM53 29H52V30H53ZM63 29H64V28H63ZM63 29H62V30H63ZM68 29H66V31H68ZM94 29H97V28L95 27ZM94 29H93V30H94ZM99 29H100V28H99ZM104 29H105V28H104ZM116 29H117V28H116ZM173 29H174V27H172V30H173ZM175 29H176V28H175ZM175 29H174V31H175ZM177 29H178V24H177ZM183 29H184V28H183ZM198 29H199V28H198ZM245 29H246V28H245ZM245 29H244V30H245ZM247 29H248V28H247ZM250 29H251V28H250ZM255 29H256V28H255ZM19 30H20V29H19ZM59 30H60V28H59ZM59 30H57V32H58ZM62 30H61V31H62ZM78 30H80V29H78ZM78 30H76V33L78 32ZM85 30H82L83 33H84ZM89 30H88V31H89ZM101 30H102V29H101ZM120 30H121V29H120ZM126 30H127V29H126ZM135 30H136V29H135ZM164 30H165V29H164ZM166 30H169V29H166ZM186 30H187V29H186ZM200 30H201V29H200ZM208 30L210 31L211 29H207V30H206V33H209ZM221 30H222L221 28H220L219 30L217 29L218 32H220ZM248 30H249V29H248ZM248 30H247V31H248ZM257 30H260V29H257ZM12 31H13V30H12ZM15 31H16V30H15ZM21 31H22V30H21ZM90 31H92V30H90ZM117 31H118V30H117ZM121 31L123 32L124 30H121ZM162 31H163V30H162ZM182 31H183V30H182ZM202 31H204V30H202ZM217 31H216V29H215V30L213 31V33L217 32ZM223 31H224V30H223ZM241 31H242V30H241ZM241 31H239V32H241ZM64 32H65V31H64ZM79 32H81V30H80ZM79 32H78V33H79ZM86 32H87V31H86ZM95 32H96V34H97V30H96ZM171 32H172V31H171ZM175 32H177V30H176ZM185 32H186V31H185ZM193 32H194V31H193ZM218 32H217V33H218ZM242 32H243V31H242ZM242 32H241V33H242ZM244 32H245V31H244ZM244 32H243V34H244ZM55 33H56V30H55ZM62 33H63V31H62ZM65 33H66V32H65ZM68 33H69V31H68ZM99 33H100V32H98V34H99ZM104 33H105V32H104ZM123 33H125V32H123ZM126 33H128V32L126 31ZM165 33H167V32H165ZM169 33H170V32H169ZM181 33H182V32H181ZM200 33H201V31H200ZM200 33H199V34H200ZM202 33H203V32H202ZM210 33H212V32L210 31ZM210 33H209V34H210ZM220 33H221V32H220ZM241 33H238V34H241ZM245 33H246V32H245ZM249 33H250V32H249ZM23 34H24V33H23ZM44 34H45V33H44ZM51 34H52V33H51ZM70 34H71V33H69V36H68V37H70L69 39H67V38H68V37L66 36L67 34L65 35V34L63 33L62 36L65 35L66 37L64 36V39H66V40L69 41L70 39L75 38V35H76V34L72 33L74 36L71 37L72 35H70ZM79 34H80V33H79ZM81 34H82V32H81ZM92 34H93V35H91V36L93 37V36H94V33H92ZM101 34H103V31H102ZM117 34H119V32H118ZM121 34H122V33H121ZM130 34H132V33H129V35H130ZM139 34H140V33H139ZM193 34H194V33H193ZM215 34H216V33H215ZM243 34H241V35H243ZM256 34H257V33H256ZM12 35H13V34H11V37H12ZM19 35H20V34H19ZM55 35H56V34H55ZM57 35H58V34H57ZM108 35H109V34H108ZM127 35H128V34H127ZM140 35H141V34H140ZM148 35H149V34H148ZM165 35H166V34H165ZM169 35H170V34H169ZM172 35H173V34H172ZM172 35H171V37H173ZM179 35H180V33H179ZM184 35H186V34L184 33ZM194 35H195V34H194ZM196 35H197V34H196ZM204 35H206L205 32H204ZM211 35H212V34H210V36H211ZM218 35L222 38V35H220V34L218 33V34L215 36V37L217 38V40L220 39V37H218ZM236 35H237V34L235 33V35H234L233 37H235ZM245 35H246V34H245ZM245 35H243V36L246 37L247 35H246V36H245ZM263 35H264V33H263ZM39 36H40V35H39ZM58 36H59V35H58ZM58 36H56V38H58ZM79 36H80V35H79ZM97 36H98V35L94 36L93 39H95ZM116 36H118V35H116ZM130 36H131V35H130ZM138 36H139V35H138ZM150 36H152V35H150ZM150 36H149V38H150ZM175 36H176V35H175ZM175 36H174V37H175ZM186 36H189V35H186ZM197 36H198V35H197ZM201 36H202V35H201ZM208 36H209V35H208ZM8 37H9V36H8ZM50 37H51V36H50ZM83 37H84V36H83ZM88 37H90V35H88ZM100 37H101V36H100ZM100 37H99V38H100ZM103 37H104V36H103ZM124 37H125V36H124ZM126 37H127V36H126ZM133 37H134V34H133ZM135 37H136V36H135ZM141 37H142V36H141ZM146 37H147V36H146ZM165 37H166V36H165ZM177 37H178V35L174 38V41H176V38H177ZM179 37H180V36H179ZM193 37H195V36H193ZM239 37H240V35H239ZM241 37H242V36H241ZM31 38H32V37H31ZM77 38H78V37H77ZM86 38H87V37H86ZM101 38H102V37H101ZM120 38H121V37H120ZM120 38H117V39H120ZM147 38H148V37H147ZM162 38H163V37H162ZM167 38H168V37H167ZM187 38H188V37H187ZM225 38H223V39H221V40H223V42H224V39H225ZM229 38H232V37H229ZM236 38H237V36H236ZM236 38H235V40H237ZM4 39H6V38L4 37ZM9 39H10V38H8L7 40H9ZM11 39H12V38H11ZM11 39H10V40H11ZM80 39H81V38H80ZM87 39H88V38H87ZM128 39H129V38H128ZM138 39H139V38H138ZM179 39H180V38H179ZM185 39H186V37H185ZM203 39H205V37H204ZM210 39H213L212 36H211ZM214 39H215V38H214ZM240 39H241V41H242V40L244 41V38H243V39L240 38ZM240 39H239V40H240ZM0 40H1V39H0ZM10 40H9V41H10ZM45 40H46V39H45ZM54 40L57 41V39H54ZM66 40H64V42H65ZM78 40H79V39H77V41H78ZM91 40H92V39H91ZM95 40H96V39H95ZM95 40H94V42H95ZM97 40H98V37H97ZM124 40H125V39H124ZM142 40H143V39H142ZM170 40H171V38H170ZM186 40H187V39H186ZM197 40H198V38H197ZM205 40H206V41L203 40V42H207V41H208L207 39H205ZM217 40L215 39V40H211V41H212V43H214L213 45H215V43H216V44H218V46H216V47H220V48H221L220 45H222V44H221L222 41L220 42V40H219V41H217ZM232 40H233V38H232ZM232 40H231V41H232ZM245 40H246V38H245ZM1 41H3V40H1ZM9 41H8V42H9ZM68 41H67V43L70 44L71 42H68ZM70 41H73V39L70 40ZM75 41H76V39H75ZM92 41H93V40H92ZM116 41H117V40H116ZM119 41H121V40H119ZM129 41H130V40H129ZM143 41H144V40H143ZM145 41L147 42V40H145ZM145 41H144V42H145ZM161 41H162V40H161ZM161 41H159L160 44H161ZM184 41H185V40H184ZM192 41H193V40H192ZM201 41H202V40H201ZM209 41H210V40H209ZM214 41H216V42H214ZM5 42H6V41H5ZM80 42H81V40H80ZM98 42H100V43L102 44L101 41L98 40ZM117 42H118V41H117ZM117 42H116V45H117ZM122 42H123V41H122ZM124 42H126V41H124ZM127 42H128V40H127ZM127 42H126V43H127ZM134 42H135V41H134ZM138 42H139V41H138ZM140 42H141V38H140ZM196 42H197V41H196ZM199 42H200V41H199ZM199 42H198L197 44H199ZM217 42H218V43H217ZM0 43H1V42H0ZM2 43H3V42H2ZM40 43H41V42H40ZM85 43H86V42H85ZM107 43H108V42H107ZM112 43H113V42H112ZM119 43H120V42H119ZM131 43H132V39H131ZM164 43H165V41H164ZM173 43L175 44V42H173ZM176 43H178V42H176ZM179 43H180V41H179ZM179 43H178V44H179ZM187 43H188V42H187ZM187 43H186V44H187ZM189 43H190V42H189ZM224 43H225V42H224ZM224 43H223V45H226L227 42H226L225 44H224ZM258 43H259V42H258ZM5 44H6V43H5ZM37 44H38V43H37ZM58 44H59V43H58ZM78 44H79V42H78ZM80 44H81V43H80ZM87 44H88V43H87ZM104 44H105V43H104ZM110 44H111V42H110ZM123 44L125 45V43H123ZM135 44H136V43H135ZM140 44H141V43H140ZM143 44H144V43H143ZM156 44H157V43H156ZM158 44H159V43H158ZM160 44H159V45H160ZM162 44H163V43H162ZM165 44H166V43H165ZM178 44H176V46H177ZM190 44H191V43H190ZM202 44L205 46V44L202 43V42H201V44H199V45L201 46ZM206 44H208V43H206ZM210 44H211V43L209 42L208 45H210ZM227 44L229 45V42H228ZM3 45H4V44H3ZM3 45L1 44L0 46L3 47ZM40 45H41V44H40ZM40 45H39V46H40ZM66 45H67V44H65V46H66ZM70 45L74 46V42H73V44H70ZM93 45H94V44H93ZM99 45H100V44H99ZM121 45H122V44H121ZM137 45H139V44H137ZM159 45H158V46H159ZM170 45H171V44H170ZM180 45H181V44H180ZM180 45H179V46H180ZM223 45H222V46H223ZM239 45H240V44H239ZM248 45H249V44H248ZM5 46H6V45H5ZM7 46H9V45L7 44ZM53 46H54V45H53ZM65 46L63 45L62 48L64 49V48H66V47H70V48H66V50H69V49H70V50L72 51L73 47L71 48V46H68V45H67L66 47H65ZM108 46H109V45H108ZM111 46H112V45H111ZM111 46H109V47H111ZM114 46H115V45H114ZM126 46H127V45H126ZM129 46H130V45H129ZM131 46H132V45H131ZM135 46H136V45H135ZM162 46H163V45H162ZM164 46H165V45H164ZM182 46H184V45L182 44ZM185 46H188V44L185 45ZM190 46H192V44L189 45V47H190ZM204 46H201V47H203V52H207L208 49L210 50V51L208 50L207 54L205 53L206 55H208V57L210 56V53H211V52L214 53L213 55H212V53H211V55H212V56H215V58H216V55L218 56V53H219L218 50H219V48H216V47L214 48V46H213V48H211L212 45H210L209 47H210L211 49H213V50L216 49V50H217V51L215 52V50H214V51H213V50L211 51V49H210L207 45H206L205 47H204ZM226 46H227V45H226ZM226 46H224V49H223V47H222L221 49H223V50L220 49V51L223 52V51L226 49V50H227L226 53H228V51H229L230 49H227V48H228V47L230 48V46H228L227 48H225ZM235 46H237V45H235ZM235 46H234V47H235ZM1 47H0V48H1ZM43 47H45V46H43ZM81 47H82V46L79 45V48H81ZM85 47H86L85 50L88 52V50H87V46H85ZM85 47H84V48H85ZM106 47H107V46H106ZM117 47H118V46H117ZM156 47H157V46H156ZM189 47H188V48L185 47V49H186V48H187L186 50H188V49H189V50L192 49L191 47H190V48H189ZM195 47H196V44H195ZM198 47H199V46H198ZM198 47H196V48H198ZM201 47H199V48H201ZM238 47H239V46H238ZM245 47H246V46H245ZM76 48L78 49L77 44H75V50H76ZM99 48H100V46H99ZM123 48H125V46H124ZM127 48H128V47H127ZM133 48H134V45H133ZM135 48H137V47H135ZM135 48H134V49H135ZM146 48H147V47H146ZM149 48H151V47H149ZM176 48H179V47H176ZM180 48H181V47H180ZM180 48H179V52H178V53H180V51H182V50H183V52H181V53H185L184 51H186V50H184V47H182L183 49L181 48V50H180ZM193 48H194V47H193ZM204 48H206V50H205ZM232 48H233V46H232ZM235 48H236V47H235ZM235 48H234V49H235ZM13 49H14V48H13ZM42 49H44V48H42ZM54 49H56V47H54ZM105 49H106V48H105ZM115 49H116V48H115ZM137 49H138V48H137ZM151 49H152V48H151ZM154 49H155V48H154ZM156 49H157V48H156ZM168 49H169V48H168ZM170 49H171V48H170ZM170 49H169V50H170ZM174 49H175V48H174ZM174 49H172V50L174 51ZM234 49H231V50L229 51L230 54H231V51H232V50L234 51ZM237 49H238V48H237ZM4 50H5V51H4ZM38 50H39V49H38ZM40 50H41V49H40ZM70 50L67 51V52H71ZM75 50H73L74 54L71 55L72 58H71V56H70L71 60L74 59V60H73L74 62L71 61V62L74 63V65H75L77 62H79V61H76L75 59H76V58H77V60L80 59V58L76 57V56H78V55L80 54V53H79V49H78V51H75ZM81 50L83 51V48L80 49V51H81ZM85 50H84V51H85ZM103 50H104V49H103ZM145 50H146V54L148 53V55H149V52H151V51L147 52L148 49H145ZM165 50H166V48H165ZM194 50H196V49H194ZM194 50H193V51H194ZM204 50H205V51H204ZM226 50H225V51H226ZM235 50H236V49H235ZM3 51L6 52V49H4V47H3V50H2V49L0 50V55L3 54V53H2ZM28 51H29V50H28ZM64 51H65V50H64ZM82 51H81V52H82ZM86 51H85V52H86ZM108 51H110V50H108ZM108 51L106 50V52H108ZM112 51H113V50H112ZM112 51H110V52H112ZM130 51H131V50H130ZM134 51H135V50H134ZM137 51H138V50H137ZM137 51H136V53H137ZM141 51H142V50H141ZM161 51H162V50H161ZM191 51H192V50H191ZM193 51H192V53H193ZM197 51H200V53H202V52H201V51H202V48H201V50H200V49H197ZM237 51H238V50H237ZM260 51H261V50H260ZM37 52H38V51H37ZM42 52H43V50H42ZM46 52H47V51H46ZM77 52H78V54H76ZM87 52H86L85 54H87ZM125 52H126V51H125ZM163 52H164V51H163ZM165 52L167 53V51H165ZM165 52L163 53L164 55L166 54ZM188 52H189V51H188ZM188 52H186V53H188ZM194 52H195V51H194ZM209 52H210V53H209ZM222 52H220L221 54H219V55H221V56H218V57H219V58H218L219 60H220V58H221L222 55H223ZM245 52H246V51H245ZM64 53H65V52H64ZM71 53H72V52H71ZM82 53H84V52H82ZM102 53H103V52H102ZM104 53H105V52H104ZM168 53H169V52H168ZM171 53H172V51H171ZM171 53H170V55L173 57V54H171ZM173 53H175V52H173ZM181 53H180V55H183V58H181L182 56L180 57L179 54H177V53H176V54H177V56L180 57L179 59H180V61L183 63V62H184L183 60H184V57H185L184 55H186V54H181ZM196 53H197V54H196ZM198 53H199V52H195L196 57H198L199 59L195 57V54H194V56H193V54H191V53L188 54L187 57H189L190 55H192V56H190V57H193L194 59L196 58V59H195L196 61H197V59L201 61V60L203 59V57H204V58H207V56H206L205 54H203V53H202V54H200V53L198 54ZM224 53H225V52H224ZM226 53H225V54H226ZM233 53H236V51L233 52ZM256 53H257V52H256ZM46 54H47V53H46ZM51 54H52V53H51ZM56 54H57V53H56ZM56 54H55V55H56ZM59 54H60V53H58V55H57V56H59V57H56V61H55L56 64H58V63H57V59H58V58H59L58 61H62V59L60 60V55H59ZM110 54H111V53H110ZM131 54H133L132 51H131ZM161 54H162V53H161ZM176 54H174V56H175ZM215 54H216V55H215ZM260 54H261V53H260ZM44 55H45V54H44ZM48 55H49V54H48ZM52 55H53V54H52ZM67 55H68V53H67ZM74 55H75L76 58L74 57ZM82 55H83V54H80L79 56H82ZM106 55H107V53H106ZM142 55H143V54H142ZM144 55H145V51H144ZM150 55H151V54H150ZM167 55H169V54H166V56H164V59H165V57L167 58ZM198 55H199V56H198ZM201 55H203V57H202ZM35 56H36V55H35ZM45 56H46V55H45ZM61 56H62V55H61ZM64 56H65V55H64ZM102 56H103V55H102ZM129 56H130V55H129ZM161 56H162V55H161ZM171 56H169V58H170ZM177 56H176V57H177ZM205 56H206V57H205ZM223 56H224V55H223ZM225 56H226V55H225ZM225 56H224V57H225ZM231 56H232V54H231L230 56H229V54H228L226 57L229 58V57H231ZM15 57H16V56H15ZM15 57H14V58H15ZM18 57H19V56H18ZM43 57H44V56H43ZM82 57H83V56H82ZM86 57H87V55L85 56V58H86ZM106 57H108V56H106ZM114 57H116V56H114ZM137 57H138V56H137ZM137 57H136V58H137ZM140 57H141V56H140ZM140 57H139V58H140ZM146 57H147V56H146ZM148 57H149V56H148ZM172 57H171V58H172ZM187 57H186V58H187ZM201 57H202V59H200ZM226 57H225V59H226ZM233 57H234V56H233ZM7 58L9 59V57H7ZM14 58H12V59H14ZM38 58H39V57H38ZM44 58H45V57H44ZM50 58H51V57H50ZM54 58H55V56L53 57V60H55ZM87 58H88V57H87ZM108 58H109V57H108ZM133 58H134V57H133ZM136 58H135V59H136ZM139 58H138V59H139ZM144 58H145V56H144ZM186 58H185V62H186L185 64H187V61H189V63H191V61H192L191 59H193V58H189V60H188V58H187V61H186ZM209 58H210V57H209ZM209 58L207 59V61L210 60V59H214L213 57H211L210 59H209ZM228 58H227V60H228ZM231 58H232V57H231ZM254 58H255V57H254ZM111 59H112V58H111ZM174 59H175V57H174ZM179 59H177V60H179ZM216 59H217V58H216ZM218 59H217V60H218ZM221 59H223V58H221ZM263 59H264V58H263ZM0 60H1V59H0ZM16 60H17V59H16ZM37 60H39V59H37ZM69 60H70V59H69ZM113 60H114V59H113ZM177 60H175V61H177ZM214 60H215V59H214ZM219 60H218V61H219ZM223 60H224V59H223ZM229 60H230V59H229ZM229 60H228V61H229ZM18 61H19V60H18ZM28 61H29V60H28ZM51 61H52V60H51ZM80 61H82V60H80ZM83 61H85V59H84ZM118 61H120V60H118ZM142 61H143V60H142ZM150 61H151V60H150ZM169 61H170V60H169ZM171 61H172V60H171ZM180 61H179V63H180ZM200 61H197V63H196L195 61H192V63L194 64V62H195V64L198 65V64L201 63ZM210 61H212V60H210ZM11 62H12V61H11ZM14 62H15V61L13 60V63H14ZM19 62H20V61H19ZM23 62H24V61H23ZM34 62H35V61H34ZM85 62H86V61H85ZM146 62H147V61H146ZM148 62H149V61H148ZM173 62H174V60H173ZM173 62H172V63H173ZM213 62H214V61H213ZM259 62H260V61H258V63H259ZM7 63H8V62H7ZM13 63H12V64H13ZM36 63H37V61H36ZM44 63H45V62H44ZM55 63L53 64V66L55 65L54 67H55V69H56V64H55ZM106 63H107V62H106ZM192 63H191V64H192ZM206 63H209V61H208V62L205 61V64H206ZM214 63H215V62H214ZM219 63H220V62H219ZM221 63H222V62H221ZM235 63H236V62H235ZM260 63H261V62H260ZM260 63H259V64H260ZM2 64H3V63H2ZM10 64H11V63H10ZM12 64H11V66H12ZM15 64L18 65L17 62H16ZM37 64H38V63H37ZM49 64H50V63H49ZM59 64H60V63H59ZM82 64H85V63H82ZM86 64H87V63H86ZM86 64H85V65H86ZM144 64H146V63H144ZM209 64H211V62H210ZM212 64H213V63H212ZM216 64H217V63H216ZM6 65H7V64H6ZM17 65H16V66H17ZM72 65H73V64H72ZM74 65H73V66H74ZM78 65H80V63H79ZM149 65H150V64H148V65H146V66L148 67ZM174 65L179 66L178 62H177V64H174ZM181 65H182V64H181ZM183 65H184V64H183ZM189 65H190V64H189ZM189 65L187 64V66H189ZM202 65H204V64H202ZM217 65H218V64H217ZM222 65H223V64H222ZM226 65H227V64H226ZM260 65H263V63L260 64ZM37 66H38V65H37ZM53 66H52V67H53ZM82 66H83V65H82ZM82 66H81V67H82ZM108 66H109V65H108ZM119 66H120V65H119ZM144 66H145V65H144ZM152 66H153V65H152ZM172 66H173V65H172ZM172 66H171V68H172ZM192 66H193V65H192ZM198 66H199V65H198ZM200 66H201V65H200ZM208 66H209V65H208ZM219 66H220V65H219ZM228 66H229V65H228ZM234 66H236V65H234ZM239 66H240V65H239ZM263 66H264V65H263ZM33 67H34V66H33ZM33 67H32L31 69H30V68H29V69L32 70ZM52 67H51V68H52ZM57 67H58V66H57ZM70 67H72V66H70ZM77 67L80 68V66H77V65H75V66L72 67V68H73V69L76 68L75 70L77 71ZM83 67H84V66H83ZM166 67H167V66H166ZM168 67H170V66H168ZM175 67H176V66H175ZM185 67H186V65L183 66V69H182V67H180V68L182 69V70L180 69L181 71H180L177 67H176V68H177V70H179V72H182L183 70H184V72H186L185 70L188 71L189 68H190V69H189V72H191V71L193 72L191 65H190L189 68L186 67V68H188V69H184ZM206 67H207V65H206L205 67L202 66V67H201L202 69H200V70L203 71V68H204L205 70H208L209 68L207 67V69H206ZM210 67L212 68L213 65L210 66ZM241 67H242V66H241ZM241 67H240V68H241ZM260 67H262V66H260ZM10 68H11V67H10ZM23 68H24V66H23ZM38 68H40V67H38ZM58 68H59V67H58ZM60 68H61V67H60ZM63 68H64V67H63ZM63 68H62V70H64ZM72 68H69V69H70L71 71H74V72H75V70H72ZM135 68H137V67H135ZM154 68H155V67H154ZM194 68L196 69V66H195V67L193 66V69H194ZM197 68H198L197 70L199 71V67H197ZM244 68H245V67H244ZM244 68H243V69H244ZM246 68H247V67H246ZM246 68H245V69H246ZM52 69H53V68H52ZM110 69H111V68H110ZM137 69H138V68H137ZM140 69H141V68H140ZM152 69H153V68H152ZM216 69H218V66L216 67ZM241 69H242V68H241ZM259 69H260V68H259ZM0 70H1V69H0ZM37 70H38V69H37ZM60 70H61V69H60ZM70 70H69V72H70L71 75H72L73 72H71ZM78 70H79V69H78ZM83 70H84V69H83ZM90 70H91V69H90ZM122 70H123V69H122ZM143 70H144V69H143ZM154 70H155V69H154ZM175 70H176V69H175ZM177 70H176V71H177ZM190 70H191V71H190ZM197 70H196V72H198ZM205 70H204V71H205ZM3 71H4V70H3ZM22 71H23V70L21 69V71H20L21 73L19 72V73H20V76H21V74H23V75H22L23 77H27V78H28L29 75H28V74H27V75L25 74L26 76H24V73H22ZM25 71H26V70H25ZM28 71H29V70H28ZM52 71H54V70H52ZM58 71H59V70H58ZM58 71H56V73H58ZM65 71H66V70H65ZM105 71H106V70H105ZM116 71H117V70H116ZM119 71H120V70H119ZM137 71H138V70H137ZM137 71H136V73L139 74V72H137ZM161 71H162V70H161ZM164 71H165V70H164ZM204 71H203V72H204ZM209 71H210V69H209ZM211 71H214L213 68H212ZM218 71L220 72V69H218L217 72H218ZM29 72H30V71H29ZM34 72H35V71H34ZM63 72H64V71H63ZM69 72H68V73H69ZM141 72H143V71L141 70ZM144 72H147V71H144ZM184 72L182 73V74H184V75H185L186 73H188V72H186V73H184ZM194 72H195V71H194ZM196 72H195V73H196ZM199 72H200V71H199ZM217 72L215 71L214 73L218 74V77H219V73H217ZM1 73H2V71H1ZM32 73H33V72H32ZM32 73H31V74H32ZM60 73H62V72H60ZM78 73H79V72H78ZM80 73H81V72H80ZM80 73H79V74H80ZM122 73H124V71H122ZM136 73H135V74H136ZM147 73H149V72H147ZM151 73H152V72H150V74H151ZM172 73H173V72H172ZM172 73H171V74H172ZM205 73H206V72H205ZM207 73H208V72H207ZM207 73H206V74H207ZM211 73H212V72H211ZM242 73H243V72H241V73H239V74H242ZM258 73L260 74L261 72H258ZM4 74H5V73H4ZM36 74H37V73L35 72V74H34V75H31L30 78H32V77L35 76ZM79 74H76L77 77H78ZM135 74H134V75H135ZM138 74H137V75H138ZM144 74H145V73H144ZM153 74H155V73H153ZM190 74H191V73H188V76H189ZM197 74H199V73H197ZM208 74H210V72H209ZM262 74H263V72H262ZM262 74H261V75H262ZM67 75H68V74H67ZM71 75L69 74V76H68V78L70 77V79L66 78V79L63 81V82H65V84H68V83H69V85H70V83H72L71 81H72L73 77L71 78ZM119 75L122 77V74H119ZM123 75H124V74H123ZM125 75H126V74H125ZM125 75H124V76H125ZM139 75H140V74H139ZM139 75H138V77H139ZM145 75H146V74H145ZM147 75H148V74H147ZM151 75H152V74H151ZM174 75H175V74H174ZM191 75H192V77H194V74H193V73H192ZM191 75H190V77H191ZM195 75H196V74H195ZM200 75H201V74H200ZM200 75H199V76H200ZM202 75H203V76H206V75H204L203 73H202ZM202 75H201V78L203 77ZM212 75H213V74H212ZM17 76H18V75H17ZM53 76L55 77V75H53ZM53 76H52V77H53ZM64 76L66 77L65 72H64ZM73 76H74V73H73ZM94 76H95V75H94ZM124 76H123V77H124ZM140 76H141V75H140ZM149 76H150V75H149ZM154 76H155V75H154ZM178 76H179V75H178ZM186 76H187V74H186ZM186 76H185V77H186ZM197 76H198V75H197ZM209 76H211V74L208 75V76H206V77H209ZM214 76H217V75H214ZM42 77H43V76H42ZM58 77H60V75H58ZM58 77H57V75H56V79H57ZM79 77H80V76H79ZM141 77H142V76H141ZM141 77H140V78H141ZM143 77H144L146 80H149V79H150V77H149V78L146 77V76H143ZM159 77H160V76H159ZM170 77L172 78V75H171ZM173 77L176 78V75L173 76ZM238 77H240V75H239ZM244 77H245V75H244ZM244 77H243V78H244ZM259 77H260V76H259ZM30 78H28V79H30ZM33 78H34V77H33ZM63 78H64V77H63ZM74 78H75V77H74ZM136 78H137V77H136ZM152 78H153V77H152ZM197 78H198V77H197ZM203 78H204V77H203ZM203 78H202V79H203ZM211 78H212V77H211ZM213 78H214V77H213ZM213 78H212V79H213ZM225 78H226V77H225ZM232 78H233V77H232ZM240 78H241V77H240ZM240 78H239V79H240ZM253 78H254V77H253ZM257 78H258V77H257ZM257 78H256V79H257ZM261 78H263V77H260V79H261ZM23 79H25V78H23ZM23 79H22V80H23ZM53 79H55V78H53ZM53 79H52V80H53ZM56 79H55V82H54V80H53L54 84H56ZM165 79H166V78H165ZM202 79H201V81L204 82V83L208 80V78H207V80H205V81L202 80ZM204 79H205V78H204ZM209 79H210V77H209ZM215 79H216V77H215ZM241 79H242V78H241ZM256 79H255V80H256ZM2 80H4V79H2ZM25 80H26V79H25ZM25 80H24V81H25ZM46 80H47V79H46ZM52 80H51V81H52ZM67 80H69L68 83L66 82ZM125 80H126V79H125ZM136 80L138 81V79H136ZM140 80L146 81V80H144L143 78L140 79ZM150 80H151V79H150ZM167 80H168V79H167ZM173 80H175V79H173ZM173 80H172L173 85H175L176 83L174 84V81H173ZM177 80H178V79H177ZM177 80H175V81H177ZM179 80H180V79H179ZM191 80H192V78H191ZM199 80H200V77H199ZM220 80H221V79H220ZM235 80L237 81V79H235ZM250 80H251V79H250ZM255 80H254V81H255ZM263 80H264V78H263ZM18 81H19V80H18ZM51 81H50V82H51ZM122 81L124 82V80H122ZM127 81H128V80H127ZM127 81H126V82H127ZM143 81H142V82H143ZM165 81H166V80H165ZM210 81H211V80H210ZM213 81H214V79H213ZM218 81H219V80H218ZM233 81H234V80H233ZM241 81H242V80H241ZM246 81H248V80H246ZM259 81H261V83H262V80H259ZM0 82H2V81H0ZM19 82H20V81H19ZM63 82H62V83H63ZM73 82H74V80H73ZM126 82H124V83H126ZM142 82H141V83H142ZM202 82H201V84H202ZM208 82H209V81H207V83H208ZM222 82H223V81H222ZM238 82H240V81L238 80ZM2 83H3V82H2ZM6 83H8V82H6ZM6 83H5V85H6ZM79 83H80V82H79ZM127 83H128V82H127ZM139 83H140V82H139ZM170 83H171V82H170ZM170 83H169V84H170ZM177 83H178V82H177ZM214 83H215V82H214ZM244 83H245V82H244ZM248 83H249V82H248ZM259 83H260V82H259ZM21 84H24V83H21ZM49 84H50V83H49ZM121 84H123V83H121ZM136 84H137V82H136ZM150 84L152 85V83H150ZM156 84H157V83H156ZM161 84H162V83H161ZM165 84H166V83H165ZM167 84H168V83H167ZM171 84H172V83H171ZM179 84H181V82H179ZM201 84H200V86H201ZM212 84H213V82H212V83L210 82V85H212ZM255 84H256V83H255ZM5 85L2 84V86L6 87ZM7 85H9V83H8ZM24 85H26V84H24ZM42 85H43V84H42ZM42 85H41V86H42ZM45 85H46V84H45ZM45 85H44V86H45ZM51 85H52V84H51ZM63 85H64V84H63ZM176 85H177V84H176ZM190 85H191V84H190ZM198 85H199V84H198ZM202 85H203V84H202ZM205 85H206V84H205ZM208 85H209V84H208ZM210 85H209V86H210ZM253 85H254V84H253ZM253 85H252V86H253ZM260 85H261V84H260ZM9 86H10V85H9ZM26 86H28V84H27ZM29 86H31V85L29 84ZM52 86H54V85H52ZM52 86H51V87H52ZM64 86H66V85H64ZM96 86H97V85H96ZM121 86H122V85H121ZM123 86H124V88H125V87H126V84H124ZM123 86H122V88H123ZM163 86H164V85H163ZM200 86H199V88H200ZM244 86H245V85H244ZM257 86H258V85H257ZM257 86H253V87H256V88H257ZM262 86H263V85H262ZM84 87H85V86H84ZM127 87H128V86H127ZM127 87H126V88H127ZM135 87H136V86H135ZM143 87H144V85H143ZM145 87H146V86H145ZM164 87H165V86H164ZM187 87H188V85H187V86L184 85V88H185V89H186ZM196 87H197V86H196ZM204 87H205V86H204ZM204 87H201V88H203V90H201V92L204 91ZM206 87H208V86H206ZM206 87H205V88H206ZM211 87H212V86H211ZM248 87H249V86H248ZM258 87H261V86H258ZM7 88H8V87H7ZM10 88H11L10 92L8 91V92L5 94V97H6V95H7V97H9V96H8V93L13 92L12 89L14 90V88L11 87V86H10ZM40 88H41V87H40ZM40 88H39V89H40ZM75 88H76V87H75ZM147 88H150V85H149ZM147 88H146V89H147ZM151 88H153V87H151ZM154 88H156V87H154ZM175 88H176V86L174 87V89H175ZM178 88H179V86H178ZM184 88H182V90H183ZM191 88H192L191 86H189V88H188V90H190L191 92H190V91L187 92L188 90H187V91H186V90H183V91H182L181 89H178V92L181 93V94L183 93L184 95L186 94L185 96H187V97L190 96V97H192L194 100L196 99L195 101H197V99H198V98H196V97H202V96H204V93L206 92V91H204L203 94H202V93H200V90H199V92L197 91V93H198V94L200 93V94H202V95L200 96V95L197 94L198 96H196V95H195L196 93H195V94H193L194 92L192 93V91H194L195 89H191ZM201 88H200V89H201ZM249 88H250V87H249ZM3 89H4V88H3ZM21 89H24V88L21 87ZM43 89H44V88H43ZM46 89H47V88H46ZM46 89H45V91H47ZM48 89H49V88H48ZM160 89H161V88H160ZM164 89H165V88H164ZM166 89H167V88H166ZM250 89H252V88H250ZM250 89H249V90H250ZM254 89H255V88H254ZM254 89H252V90H254ZM263 89H264V87L262 88V91H263V92L261 91V93L264 94V90H263ZM27 90H28V89H27ZM53 90H54V89H53ZM65 90H66V88H65ZM133 90H134V89H133ZM137 90H138V89H137ZM148 90H149V89H148ZM148 90H147V91H148ZM151 90H152V89H151ZM162 90H163V89H162ZM180 90H181V91H180ZM197 90H198V89H197ZM252 90H251V91H252ZM257 90H258V88H257L255 91H257ZM2 91L5 92V89L2 90ZM2 91H1V92H2ZM23 91H24V90H23ZM25 91H26V88H25ZM42 91H43V90H41L40 93H44V94H45V91H44V92H42ZM109 91H110V90H109ZM130 91H131V90H130ZM141 91H143V90L141 89ZM153 91H154V90H153ZM176 91H177V90L175 89L174 92H176ZM237 91H238V90H237ZM26 92H27V91H26ZM29 92H30V91H29ZM53 92H54V91H53ZM138 92L140 93V91H138ZM143 92H144V91H143ZM154 92H155V91H154ZM157 92H158V91H157ZM161 92H162V91H161ZM185 92H186V93H185ZM211 92L213 93V91H211ZM235 92H236V91H235ZM252 92H253V91H252ZM258 92H259V91H257V95L261 94V93L258 94ZM23 93H24V92H23ZM40 93H37V94H36V97H37V100H38V101H39V99H40V100L43 99L42 96H41L42 98L40 97ZM116 93H117V92H116ZM141 93H142V92H141ZM145 93H146V92H145ZM151 93H152V92H151ZM155 93H156V92H155ZM188 93H189V94H188ZM255 93H256V92H255ZM255 93H253V94H255ZM24 94L26 95V93H24ZM28 94H29V93H28ZM72 94H73V93H72ZM158 94H159V93H158ZM162 94H163V93H162ZM169 94H170V93H169ZM172 94H173V92H172ZM246 94H247V93H246ZM251 94H252V93H251ZM253 94H252V96H253ZM263 94H262V96L259 95L260 98H262V99H264V97H263L264 95H263ZM2 95H4V94H2ZM12 95H14V93H12ZM22 95H23V94H22ZM41 95H42V94H41ZM47 95H48V94H47ZM53 95H54V94H53ZM131 95H132V94H131ZM134 95H135V94H134ZM146 95H147V93H146ZM149 95H151V94H150V91H149ZM149 95H148V96H149ZM152 95H153V94H152ZM193 95H195L196 97L193 96ZM212 95H213V94H212ZM249 95H250V94H248V96H249ZM43 96H44V95H43ZM136 96H137V95H136ZM138 96H139V95H138ZM156 96H157V94H156ZM172 96H173V98H172ZM174 96H175V97H174ZM207 96H208V98H209V96H210V92H209V94H207ZM207 96L205 95V97H206L205 99H207V102H208V109H207V107H206V108L203 109L204 111H202V112L205 113V109H207V110H208L207 114H208L209 122H210V118H211V117H214V119H213V118H212V119L215 121V119L217 120V117H218V116L221 117L222 115H219V114L217 113V114H218V116H217V114H216V112H215V113H214V115L216 116V117H215V116L212 114L215 110H214L213 107H212V109H213L214 111H213V112H212V110L210 111V109H209V106H210V105H209V104H210L211 99H208ZM214 96H215V95H214ZM214 96H213V97H214ZM220 96H221V95H220ZM223 96H224V95H223ZM250 96H251V95H250ZM254 96H255V95H254ZM254 96H253V100H251V101H253V102L251 103L252 105H253V104H256L255 102H257V100L254 101L255 98H256V96H255V98H254ZM34 97H35V96H34ZM36 97L34 98V100L36 99ZM51 97H52V96H51ZM123 97L125 98V96H123ZM149 97H150V96H149ZM159 97H161V96L159 95ZM164 97H165V95H164ZM210 97H212V96H210ZM215 97H216V96H215ZM246 97H247V95H246ZM0 98H1V97H0ZM2 98H3V97H2ZM38 98H39V99H38ZM46 98H48V97H46ZM46 98H44V99H46ZM117 98H118V97H117ZM124 98H123V100H127V99H128V98H127V99H124ZM145 98H147V97H145ZM162 98H163V96H162ZM165 98H166V97H165ZM165 98H164V99H165ZM170 98H171V99L169 100V102H168L169 104H168V105H170V103L173 101V102L171 103L170 106H172V104H175V103H177V102H178L177 105H175L176 107H175V106H173V107H174V108H178L179 106H181V108L179 107L178 109H173V108H172L173 110H175V111H173V113H172L171 108H170V109L168 108L169 110H167V111H168L167 114H170V116H171V113H172V115H173L174 113H175V115H176L178 110H179L178 113L180 112V110H182V111H181L182 114L180 113L179 115H182L183 117L185 116V118H187V120H189V119L191 118L192 115L195 116V115H197V114H199V113L201 112V109H202V108H201V109L199 108L200 112H198V111H199L198 109H197L196 112H195V111H194L195 109H193V108L190 109V110H192V111H189V110L186 111V110L188 109V108L186 109V107H187L188 105L190 106V105L192 104V102L189 101V100H192L194 104L196 103L195 105L192 104V106H197V107H198V105H197L198 102H195L192 98L189 99V100L186 99V101H187V104H186V105H181V104L185 103V102H184L185 99H181V97H180V100H182L183 103H182L180 100H177V99H179V97H176V95H174V94L171 95ZM175 98H176V99H175ZM182 98H184V97H182ZM185 98H186V97H185ZM188 98H189V97H188ZM257 98H258V97H257ZM260 98H258V101H260V100H259ZM5 99H7V98H5ZM49 99H50V97H49ZM54 99H55V98H54ZM129 99H130V98H129ZM156 99H157V98H156ZM160 99H161V98H158V99H157L158 102H159V103H157V104H159V105H164V107H162V108L164 109V108H165V102H166V101L163 100V99H162L163 101H161ZM173 99H174V100H173ZM251 99H252V98H251ZM34 100H33V99H32L31 101L28 100L29 102H26V103H27L28 105H30L29 103H34V102H33ZM37 100H36V101H37ZM50 100H51V99H50ZM123 100H122V101H123ZM140 100H141L140 102H142V98H141ZM144 100H145V99H144ZM148 100H149V99H148ZM154 100H155V99H154ZM154 100H152V101H154ZM183 100H184V101H183ZM198 100H199V99H198ZM203 100H204V97H203ZM208 100H210V101H208ZM220 100H221V99H220ZM247 100H248V99H247ZM36 101H35V103H36ZM41 101H42V102H41ZM41 101H39V103L41 102L40 105H41V106L43 105V107H44V103H45L44 101H46V100H41ZM47 101H49V100H47ZM51 101H52V100H51ZM174 101H175V103H174ZM201 101H202V100H201ZM204 101H205V100H204ZM6 102H7V100H6ZM43 102H44V103H43ZM123 102H124V101H123ZM140 102H139V103H140ZM162 102H164V104H163ZM179 102H180V103H179ZM189 102H191V104H188ZM202 102H203V101H202ZM202 102H201V104H202ZM261 102H262V100H261L260 103H258V104L260 105ZM7 103H9V104H6V105H9V107L14 106V105H11V106H10V102H7ZM35 103H34V104H35ZM42 103H43V104H42ZM49 103H50V101H49ZM53 103H54V102H53ZM75 103H76V102H75ZM142 103H143V102H142ZM142 103L140 104L141 106H143ZM154 103L156 104V101H154ZM199 103H200V101H199ZM205 103H206V102H203L202 106H203ZM262 103H263V102H262ZM1 104H2V103H1ZM34 104H33V105H34ZM47 104H48V103H47ZM122 104H123V103H122ZM178 104H179V106H178ZM206 104H207V103H206ZM212 104H213V103H212ZM244 104H245V102L243 103V106H244ZM249 104H250V102H249ZM249 104H247V108H248V105H249ZM33 105L31 104V106H29V108L31 107V110L34 112V114L38 113V115H39V112L36 111V113H35V111H34V110H36V107H37L36 104H35L34 107H32ZM38 105H39V104H38ZM50 105H51V104H49V107H50ZM52 105H53V104H52ZM144 105H145V104H144ZM151 105H152V103H151ZM239 105H240V104H239ZM252 105H251V106H252ZM1 106H2V105H1ZM4 106H5V105H4ZM126 106H127V105H126ZM138 106H139V105H138ZM153 106H154V105H152V107H153ZM177 106H178V107H177ZM189 106H188V107H189ZM192 106H191V107H192ZM204 106H205V105H204ZM206 106H207V105H206ZM212 106H213V105H212ZM221 106H222V105H221ZM228 106H229V105H228ZM233 106H234V105H233ZM255 106H257V105H255ZM263 106H264V105H263ZM2 107H3V106H2ZM9 107H8V108H9ZM43 107H41V108H43ZM45 107L48 109V107H47L46 104H45ZM45 107H44V108H45ZM123 107H124V106H123ZM132 107H133V106H132ZM148 107H149V105H148ZM148 107H147V108H148ZM157 107H158V106H157ZM160 107H161V106H159L158 108H160ZM184 107H185L186 110H183ZM245 107H246V106H245ZM257 107H259V106H257ZM257 107H255V108H257ZM260 107H261V106H260ZM260 107H259V108H260ZM5 108L8 109L7 107H5ZM5 108H3V109L5 110ZM19 108H20V107H19ZM21 108H22V107H21ZM26 108H27V107H26ZM32 108H34V110H33ZM37 108H38V110H39L40 106L37 107ZM44 108H43V110H44ZM133 108H134V107H133ZM139 108H140V107H139ZM182 108H183V109H182ZM229 108H230V107H229ZM255 108H253V109L256 110ZM262 108H264V107H261V109H262ZM9 109H10V110L8 111V113L11 111V108H9ZM27 109H28V108H27ZM93 109H94V108H93ZM131 109H132V108H131ZM135 109H136V108H135ZM135 109H133V110H135ZM221 109H222V107H221ZM221 109H220V110H221ZM250 109L253 110L252 107H251ZM13 110L15 111V109H13ZM16 110H17V109H16ZM20 110H21V109H20ZM23 110H24V109H23ZM23 110H22V111H23ZM49 110H50V109H49ZM76 110H77V109H76ZM116 110H117V109H116ZM119 110H121V109H119ZM123 110H124V108H123ZM127 110H129V108H128ZM157 110H158V109H157ZM164 110H165V109H164ZM244 110H245V112H246V109H244ZM6 111H7V110H6ZM24 111H25V110H24ZM39 111H41V109H40ZM47 111H48V110H47ZM53 111H54V110H53ZM129 111H130V110H129ZM129 111H126V112L124 111V112H125V114H127ZM160 111H163V110L161 109ZM160 111L157 112L158 115H161L162 112H160ZM169 111H170V112H169ZM183 111H186V112H183ZM226 111H227V110H226ZM231 111H232V110H231ZM259 111H260V110H259ZM261 111H262V110H261ZM263 111H264V110H263ZM2 112H5V111H2ZM2 112L0 113V115L2 114ZM17 112H19V110L16 111V113H17ZM41 112H42V111H41ZM41 112H40V113H41ZM43 112H44V111H43ZM48 112H49V111H48ZM51 112H52V110H51ZM55 112H56V110H55ZM124 112H122V115L124 114ZM132 112H134V111H132ZM132 112H131V113H132ZM135 112H137V111H135ZM151 112H152V111H151ZM191 112H192V113H191ZM193 112L196 113V114H194ZM197 112H198V113H197ZM202 112H201V113H202ZM209 112H210V113L212 112L211 115H213V116H211V115L209 116V114H210ZM236 112H237L236 114L233 112V114L236 115V116H237V114H239V113L242 114V112H238V110H237ZM250 112H251V111H250ZM252 112H253V111H252ZM257 112H258V111L256 110V112H255L256 115H258V114L261 113V112H260V113L257 114ZM8 113H7V114H8ZM13 113H14V112H13ZM13 113L11 112L12 115L9 113V114H10L11 116H13V117H11V116L8 114V115L10 116V117L8 116L10 119H8L7 117H6V119H4L3 117H2V118H3L4 121H5V120H6V121L9 120V123H10V121H12L11 118H12V119L14 118V121H12V122H15V123H13L14 125H12V126H14L13 128H17V130H19V131H22V130L24 129L21 133H23V132H24V133H25V132H29V131L31 130V127H32V126H30L31 123H32V125L34 126L33 122L36 123L37 120L39 121L40 115L42 114V113H41V114L39 115V118L37 117L38 115H34V114H32V115H28L29 117H31V116L33 117V115H34V118L37 117V119L30 118V120L33 119V121L30 122V120H27V119H29V117L26 119V116H27L26 114H27V113H25V117L23 116V115H24L23 112H22L23 115H22V114L19 115L20 112H19L18 114L15 113L16 115H18V117H17L16 115L14 116ZM30 113H31V112H30ZM45 113H47V112L45 111ZM52 113H53V112H52ZM81 113H82V112H81ZM164 113H165V111H163L162 114L164 115ZM189 113H191V114H189ZM201 113H200V114H201ZM204 113H203V115L201 114L202 117L204 116ZM7 114H6V115H7ZM28 114H29V113H28ZM43 114H44V113H43ZM184 114H185V115H184ZM186 114H187V115H186ZM200 114H199V116H200ZM6 115H5V116H6ZM128 115H129V117H130V114H128ZM133 115H134V114H133ZM133 115L131 114V116H133ZM148 115H149V114H148ZM151 115H152V114H151ZM175 115H173V116H175ZM179 115L177 114L176 117H179ZM244 115H245V114H243V116H244ZM261 115H262V114H261ZM263 115H264V112H263ZM19 116H20L21 118L23 117V118H25V119L27 120V121L25 122V119L22 118V120H21V121H22V122H21L22 125L24 124V123H23V120H24L25 124H26V123H29V124H30V125H29V124H26V125L24 124V125H23V129L21 128V125H20L19 128H21L22 130L19 129V128L16 126V123H17V122L15 121V120H16L15 117L17 118V120H19V119H18ZM35 116H36V117H35ZM56 116H57V115H56ZM134 116H135V115H134ZM137 116H138V115H137ZM143 116H144V115H143ZM143 116H140V117L142 118ZM146 116H147V114H146ZM173 116L169 117V116L167 115L166 117L174 118ZM182 116H180V117H182ZM187 116H188V117H187ZM199 116H197V118H198ZM206 116H207V115L205 114L204 117L208 120V118H207ZM236 116H232V117H236ZM239 116H240V114H239ZM239 116H237V117H238V118L242 117V116H240V117H239ZM250 116H251V115H250ZM250 116H249V119H250ZM41 117H43V116L41 115ZM89 117H90V116H89ZM121 117H122V116H120L119 118H121ZM125 117H126V115H125ZM125 117H124V118H125ZM140 117H139V118H140ZM148 117H149V116H148ZM176 117H175V118H176ZM183 117H182V118H183ZM245 117H246V116H245ZM251 117H253V116H251ZM254 117H255V114H254ZM49 118H50V117H49ZM119 118H118V119H119ZM127 118H128V116H127ZM146 118H147V117H146ZM164 118H165V116H164ZM164 118H163V119H164ZM169 118H168V119H169ZM188 118H189V119H188ZM200 118H201V116H200ZM200 118H198V121H200V120H201V121H204L203 123L205 124V126H204V124H203V125L201 124V125L203 126L201 129H200L199 127H197V130L200 129V131H201L204 127H206V124H207V123H205V120H204L205 118H203V119H202V118L200 119ZM261 118H262V116H261ZM77 119H78V118H77ZM100 119H101V118H100ZM195 119H196V117H195ZM199 119H200V120H199ZM218 119L220 120V118H218ZM245 119H246V118H245ZM251 119H252V118H251ZM255 119H256V117H255ZM255 119H252V120L254 121ZM34 120H35V121H34ZM42 120H43V119H42ZM120 120H121V119H120ZM127 120H128V119H127ZM129 120H130L131 123H132L131 118H130ZM134 120H135V119H134ZM134 120H133V123H134ZM140 120H141V119H140ZM146 120H147V119H146ZM170 120H171V119H170ZM172 120H173V119H172ZM174 120H175V119H174ZM174 120H173V121H174ZM177 120H179V119L177 118ZM181 120L183 121L184 119H180V121H181ZM190 120H194V118H192V119H190ZM190 120H189V121H190ZM207 120H206V121H207ZM228 120H229V119H228ZM230 120H231V119H230ZM235 120H236V119H235ZM252 120H251V121H252ZM4 121H3L2 123H4ZM6 121H5V122H6ZM85 121H86V120H85ZM89 121H90V120H89ZM105 121H106V120H105ZM122 121H123V120H122ZM122 121H121V122H122ZM136 121H137V120H136ZM141 121H142V120H141ZM184 121H185V120H184ZM198 121H197V122L195 121V122H196L195 125L198 123ZM211 121H212V120H211ZM214 121H213V122H214ZM39 122H40V121H39ZM43 122H45V121H43ZM98 122H99V121H98ZM101 122H102V121H101ZM101 122H99V123H101ZM121 122H120V124H121ZM125 122H127V121L125 120ZM143 122H144V120H143ZM166 122H167V121H166ZM176 122H177V121H176ZM186 122H187V121H186ZM186 122H185V123H186ZM193 122H194V121H193ZM213 122L209 123L208 126L211 127V125H212ZM216 122H218V120H217ZM216 122L213 123L215 126H216V124H215ZM230 122H231V121H230ZM236 122H237V121H236ZM9 123H8V121H7L5 125H7V126L10 125V126H11V123H10V124H9ZM18 123L20 124V120H19ZM18 123H17V124H18ZM45 123H46V122H45ZM45 123H44V124H45ZM104 123H105V122H104ZM104 123H103V124H104ZM116 123H118V122H116ZM137 123L139 124V121L136 122V123H134V124H137ZM170 123H171V122H170ZM170 123H169V124H170ZM172 123H173V122H172ZM180 123H182V122H180ZM189 123H191V122H189ZM200 123H201V122H200ZM200 123H198V125H199ZM226 123H227V122H226ZM237 123H239V122H237ZM241 123H242V122H241ZM249 123H250V120H249ZM0 124H1V123H0ZM19 124H18V126H19ZM42 124H43V123H42ZM128 124H130V123L128 122ZM134 124H132V126H133ZM140 124H141V122H140ZM147 124H148V123H147ZM147 124H146V125H147ZM166 124H167V123H166ZM235 124H236V123H235ZM1 125H2V124H1ZM1 125H0V126H1ZM5 125H3V126H5ZM28 125H29V126H28ZM79 125H80V124H79ZM81 125H82V124H81ZM92 125H93V124H92ZM110 125H111V124H110ZM121 125H122V124H121ZM121 125H120V128H121ZM130 125H131V124H130ZM141 125H142V124H141ZM141 125H140V126H141ZM179 125H180V124H179ZM182 125H185V124H181V126H182ZM189 125H191V124H188V126H189ZM198 125H197V126H198ZM246 125H247V124H246ZM255 125H256V124H255ZM15 126H16V127H15ZM25 126H27L28 129H27ZM100 126H102V125H100ZM108 126H109V125H108ZM115 126L117 127V125H115ZM134 126H135V125H134ZM167 126H168V125H167ZM188 126H185V128H187ZM199 126H200V125H199ZM212 126H213V125H212ZM215 126H214V128H215ZM237 126H238V124H237ZM244 126H245V125H244ZM37 127H38V126H37ZM52 127H53V126H52ZM97 127H98V126H97ZM116 127H115V128H116ZM125 127H126V124H125ZM135 127H136V126H135ZM135 127H134V128H135ZM160 127H161V126H160ZM182 127L184 128V126H182ZM218 127H220V126H218ZM229 127H230V126H229ZM242 127H243V126H242ZM1 128H2V127H1ZM3 128H4V127H3ZM29 128H30V129H29ZM46 128H47V127H46ZM93 128H94V127H93ZM98 128H99V127H98ZM113 128H114V127H113ZM118 128H119V125H118ZM122 128H123V126H122ZM127 128H128V127H127ZM163 128H164V127H163ZM177 128H178V127H177ZM189 128H196V127H194V126L192 127V126H191V127H189ZM206 128H207V127H206ZM212 128H213V127H212ZM212 128H211V129H212ZM214 128H213V129H214ZM252 128H253V127H252ZM252 128H250V129H252ZM38 129H39V128H38ZM116 129H117V128H116ZM169 129H171V128H169ZM180 129H181V128H180ZM180 129H179V130H180ZM204 129H205V128H204ZM204 129H203V130H204ZM213 129H212V131H211V130L209 131V129H205L206 132H207L206 134H205V130H204V134H205L206 136L204 135L203 137H204V139H205L206 137H208V138H206V140H207L208 143H211V142L209 141V139H210L211 137H209V136H207V135H210L211 132H212V134H213V133H214V130H215V129H214V130H213ZM241 129H242V128H241ZM26 130H28V131H26ZM49 130H50V129H49ZM103 130H104V129H103ZM111 130H113V129H111ZM114 130H115V129H114ZM117 130H118V129H117ZM117 130L114 131V132L117 133ZM120 130H121V129H120ZM126 130H127V129H126ZM131 130H132V129H131ZM145 130H146V129H145ZM177 130H178V129H177ZM184 130H185V129H184ZM184 130H183V131H184ZM193 130H195V129H193ZM203 130H202V131H203ZM255 130H256V129H255ZM11 131H12V130H11ZM11 131H9V133H10ZM80 131H81V130H80ZM104 131H106V130H104ZM121 131H122V130H121ZM163 131H164V130H163ZM190 131L192 132V133H191L192 135H191V136L188 135V134H187V135L189 136V138L192 137L191 140H194V139H195V141H196V140L199 138L198 136H199L200 131H197V133H198L197 136L195 135L196 133H195L194 131H192V130H190ZM202 131H201V133H202V135H203V132H202ZM225 131H226V130H225ZM247 131H248V130H247ZM257 131H258V130H257ZM15 132H17V131H15ZM109 132H110V129H109ZM114 132H113V133H114ZM138 132H139V130H138ZM187 132H189V130H187ZM193 132L195 133V134H194V136H195L194 139H193V137H194V136H193ZM208 132H209V134H208ZM216 132H217V130L215 131V133H216ZM220 132H221V131H220ZM243 132H244V131H243ZM9 133H8L7 139H8V138H11V139L7 140V142H9V143H7V144L10 146L11 143L15 142V140L18 139V138H17V137H18V134L15 136L16 139H14L15 137L13 136V135H14L13 131H12V133H13L12 137H13V138L10 137L11 135H10ZM18 133H19V135H20V132H18ZM30 133H31V131H30ZM46 133L49 134L48 131H47ZM100 133H101V132H100ZM107 133H108V132H107ZM116 133H114V135H115ZM147 133H148V132H147ZM201 133H200V135H201ZM223 133H224V132H223ZM241 133H242V132H241ZM246 133H247V132H246ZM15 134H16V133H15ZM76 134H77V133H76ZM97 134H98V133H97ZM101 134H102V133H101ZM131 134H132V133H131ZM174 134H175V133H174ZM180 134H181V133H180ZM182 134H183V133H182ZM182 134H181V135H182ZM189 134H190V133H189ZM212 134H211V136H212ZM248 134H249V131H248ZM250 134H252V133H250ZM256 134H257V133H256ZM5 135H6V134H5ZM21 135H22L21 137H22V139H23V136H24V135H23V134H21ZM26 135H27V134H26ZM28 135H29V133H28ZM38 135H39V134H38ZM80 135H81V134H80ZM114 135H113V136H114ZM118 135H119V133H118ZM118 135H117V137H118ZM128 135H129V134H128ZM139 135H140V134H139ZM3 136H4V135H3ZM50 136H51V135H49V137H50ZM82 136H83V135H82ZM137 136H138V135H137ZM148 136H149V135H148ZM229 136H230V135H229ZM1 137H2V136H1ZM5 137H6V136H5ZM5 137H4V138L2 137V138H0V139H2L3 142H4V140H6ZM21 137L19 136V138H21ZM49 137H48V138H49ZM121 137H122V136H121ZM133 137H134V136H133ZM143 137H144V136H143ZM181 137H182V136H181ZM196 137H198V138L196 139ZM214 137H215V136H214ZM214 137L212 136V138H214ZM245 137L249 138V137L247 136V134H245ZM245 137H244V138L242 137V138H243V140H244V142H245V145H246V141H245L246 138H245ZM51 138H52V137H51ZM54 138H55V137H54ZM118 138H119V137H118ZM147 138H148V137H147ZM179 138H180V135H179ZM182 138H183V137H182ZM189 138H184L183 140L188 139V145L191 146V144H192L191 142H192V141H190ZM200 138H201V137H200ZM212 138H211V139H212ZM215 138H216V137H215ZM233 138H234V137H233ZM240 138H241V137H240ZM112 139H113V138H112ZM114 139H115V136H114ZM120 139L122 140L123 138H120ZM202 139H203V138H202ZM204 139H203V140H204ZM211 139H210V140H211ZM255 139H256V138H255ZM258 139H259V138H258ZM2 140H0V142H1ZM20 140H21V139H18V140H16V141L18 142V141H20ZM48 140H50V139H48ZM123 140H124V139H123ZM145 140H146V139H145ZM153 140H154V139H153ZM159 140H160V138H159ZM180 140H181V139H180ZM203 140H202V141L200 140V147H202L201 142H204ZM206 140H205V143H206ZM215 140H216V139H215ZM221 140H222V139H221ZM228 140H229V139H228ZM248 140H249V139H248ZM248 140H247V141H248ZM11 141H13V142H11ZM85 141H86V140H85ZM87 141H88V140H87ZM117 141H119V140L116 139V142H117ZM130 141H131V140H130ZM132 141H133V140H132ZM151 141H152V140H151ZM175 141H176V140H175ZM175 141H174V142H175ZM197 141H199V139H198ZM197 141H196V142H197ZM249 141H251V140H249ZM5 142H6V141H5ZM17 142H15V144L13 143L12 146L17 145V144L19 145V142H18V143H17ZM21 142H22V141H21ZM28 142H29V141H28ZM31 142H32V141H31ZM31 142H30V143H31ZM44 142H45V141H44ZM120 142H121V141H120ZM134 142H136V140H134ZM148 142H149V141H148ZM174 142H173V143H174ZM181 142H183V141H181ZM184 142H185V141H184ZM186 142H187V141H186ZM193 142H194V141H193ZM244 142L241 143V145L244 146ZM16 143H17V144H16ZM45 143H46V142H45ZM48 143H49V142H48ZM129 143H131V142H129ZM136 143H137V142H136ZM160 143H161V142H160ZM173 143H172V144H173ZM176 143H177V142H176ZM189 143H191V144H189ZM208 143H207V144H208ZM215 143H216V142H215ZM215 143H214V145H215ZM250 143H251V142H250ZM256 143H257V142H256ZM258 143H259V141H258ZM0 144L2 145V143H0ZM3 144H4V143H3ZM7 144H6V146H7ZM62 144H63V143H61V145H62ZM116 144L118 145V143H116ZM116 144H115V145H116ZM123 144H125V143H123ZM145 144L147 145V143H145ZM157 144H158V142H157ZM182 144H184V146H185V144H187V143H180V145L177 144L178 147L176 146V144H175L174 146H175V148L177 147V149H178L179 146H182ZM197 144L199 145L198 142L196 143V145H197ZM202 144H204V143H202ZM239 144H240V141H239ZM134 145H135V143H134ZM146 145H145V146H146ZM194 145H195V144L193 143V146H191V147L189 148L190 150L187 149V148H188L187 145H186L187 148H185V147H183V148H185L186 151H188V150H189V151H191V150H197V151H199L198 149H200V147H198V149H195V148H197L198 145H197V146H194ZM254 145H255V144H254ZM4 146H5V145H4ZM6 146H5V147H6ZM44 146H45V145H44ZM46 146L48 147V145H46ZM46 146H45V147H46ZM113 146H114V145H113ZM118 146H120V145H118ZM208 146H209V145H208ZM237 146H239V145L237 144ZM237 146L235 147L236 150L239 149V148H237ZM247 146H248V145H247ZM255 146H256V145H255ZM15 147H16V146H15ZM40 147H41V146H40ZM47 147H46V148H47ZM50 147H52V146L50 145ZM130 147H131V146H130ZM146 147H147V146H146ZM193 147H195V148H194V149H191V148H193ZM239 147H240V146H239ZM248 147H249V146H248ZM248 147H247V148H248ZM132 148H133V147H132ZM140 148H141V147H140ZM140 148H139V149H140ZM173 148H174V147H173ZM241 148H243V147H241ZM241 148H240V150H241ZM247 148H246V150H247ZM11 149H12V148H11ZM60 149H61V148H60ZM130 149H131V148H130ZM130 149H129V152H130ZM180 149H181V148H180ZM214 149H215V148H214ZM220 149H221V148H220ZM251 149H252V148H251ZM6 150H7V148H6ZM49 150L51 151V148H50V149H46V152L49 151ZM123 150H124V149H123ZM153 150H154V149H153ZM164 150H165V149H164ZM200 150H201L200 153H204V152H203L204 150L202 151V148H201ZM258 150H259V149H258ZM18 151H19V150H18ZM54 151H55V150H54ZM64 151H65V150H64ZM125 151H126V150H125ZM131 151H133V150H131ZM134 151H135V150H134ZM169 151H170V150H169ZM176 151H177V150H176ZM206 151H207V150H206ZM1 152H2V151H1ZM51 152H52V151H51ZM51 152H50V153H51ZM113 152H114V151H113ZM143 152H144V151H143ZM161 152H162V151H161ZM167 152H168V151H167ZM167 152H164V154L166 153L167 156H165V155H161V156H163L164 159H165V158H166V159H169V160H167V161H170V160H172V158H174V157H173V156H174V153H173V156H172V153H170L169 156H168ZM235 152H236V151H235ZM241 152H242V151H241ZM244 152H245V151H244ZM8 153H9V152H8ZM26 153H27V152H26ZM47 153H48V152H47ZM52 153H53V152H52ZM52 153H51V154H52ZM108 153H109V152H108ZM145 153H146V152H145ZM148 153H149V151H148ZM178 153H179V152H178ZM195 153H197V152L195 151ZM195 153H194V151L192 152V154H195ZM200 153L198 152V155H199ZM207 153H208V152H207ZM207 153H206V154H203V155L205 156V155H207ZM233 153H234V151H233ZM233 153H231V155H232ZM256 153H257V152H256ZM56 154H57V153H56ZM113 154H114V153H113ZM118 154H119V153H118ZM121 154H122V153H121ZM127 154H128V153H127ZM131 154H132V153H131ZM138 154H139V153H138ZM143 154H144V153H143ZM160 154H161V153H159V155H160ZM181 154L183 155V152L180 153V155H181ZM189 154H190V156H191V153H190V152H189ZM208 154H209V153H208ZM234 154H237L236 156H237V158L239 159V157H238L239 152L234 153ZM234 154H233L232 157L235 156ZM250 154H251V153H250ZM21 155H22V154H21ZM88 155H89V154H88ZM123 155H124V154H123ZM125 155H126V154H125ZM144 155H145V154H144ZM159 155H158V156H159ZM178 155H179V154H178ZM182 155H181V156H182ZM184 155H185V153H184ZM187 155H188V154H187ZM200 155H201V154H200ZM213 155H214V154H213ZM217 155H218V154H217ZM254 155H255V154H254ZM45 156H46V155H45ZM50 156H52V155H50ZM128 156H129V155H128ZM137 156H138V155H137ZM142 156H143V155H142ZM145 156H146V155H145ZM161 156H160V157H161ZM176 156H177V155H176ZM176 156H175V157H176ZM181 156H180V157H181ZM190 156L188 155V157H190ZM194 156H197V155H194ZM201 156H202V155H201ZM201 156H199V157H201ZM209 156H210V155H209ZM261 156H262V155H261ZM37 157H38V156H37ZM47 157L50 158V157H49V154L47 155ZM126 157H127V156H126ZM129 157H130V156H129ZM147 157H148V156H147ZM167 157H168V158H167ZM171 157H172V158H171ZM184 157H185V156H184ZM197 157H198V156H197ZM199 157H198V158H199ZM206 157H208V155H207ZM219 157H220V155H219ZM24 158H25V157H24ZM55 158H56V157H55ZM119 158H120V157H119ZM141 158H142V157H141ZM155 158L158 159V157H155ZM182 158H183V157H182ZM182 158H180V160H181ZM194 158H195V157H194ZM194 158H193V155H192V159H194ZM203 158H204V157L202 156L201 159H203ZM214 158H215V157H214ZM247 158H248V157H247ZM50 159H51V158H50ZM57 159H58V158H57ZM111 159H112V158H111ZM124 159H125V157H124ZM124 159H123V160H124ZM136 159H137V158H136ZM138 159L140 160V158H138ZM161 159H162V157H161L160 160H159L160 162L162 161ZM164 159H163V160H164ZM176 159H178V158H176ZM199 159H200V158H199ZM206 159H207V158H206ZM42 160H43V159H42ZM115 160H116V159H115ZM133 160H135V159H133ZM152 160H153V159H152ZM173 160H174V159H173ZM173 160H172V161H173ZM182 160H183V159H182ZM186 160H187V159H186ZM186 160H185V161H186ZM188 160H189V159H188ZM204 160H205V159H204ZM204 160L200 161L201 164L203 163ZM211 160L213 161L214 159L211 158ZM211 160H210V161H211ZM229 160H230V159H229ZM235 160H236V158H235ZM48 161H49V160H48ZM71 161H72V160H71ZM100 161H101V160H100ZM136 161H137V160H136ZM144 161H145V158H144ZM165 161H166V160H164V163H165ZM178 161H179V160H178ZM194 161H196V158H195V160H192L193 164H190V163H192V162H191V159H190V163L186 165L187 168H186V167H183L185 164H184L183 166H180V167H183V170H184V168H185L184 172H183V170H182V171L180 170V172L182 173L183 176H184L183 173H186V174H187V173L190 172V170L192 171L193 168L197 169V168H196L197 166H199V167L201 166V165H197V164H200V163H198L199 160H197L196 162H194ZM208 161H209V160H208ZM208 161H207V162H208ZM217 161H218V160H217ZM217 161L215 160V162H217ZM232 161H233V160H232ZM74 162H75V161H74ZM79 162H80V161H79ZM129 162H130V160H129ZM132 162H133V161H132ZM156 162H157V161H156ZM156 162H155V163H156ZM160 162H159V166L161 165V163H163V161H162L161 163H160ZM170 162H171V161H170ZM170 162H169V163H170ZM174 162H175V161H173L172 163H174ZM205 162H206V161H204V163H205ZM235 162H236V161H235ZM239 162H240V161H239ZM260 162H261V161H260ZM68 163H69V162H68ZM96 163H97V162H96ZM124 163H125V162H124ZM141 163H142V162H141ZM177 163H178V162H177ZM194 163H196V164L194 165ZM213 163H214V161H213ZM213 163H212V165H213ZM29 164H30V163H29ZM43 164H44V163H43ZM48 164H49V163H48ZM99 164H100V163H99ZM114 164H115V163H114ZM126 164H127V163H126ZM143 164H144V163H143ZM150 164H151V163H150ZM157 164H158V162H157ZM170 164H171V163H170ZM170 164H169V165H170ZM97 165H98V164H97ZM138 165H140V163H138ZM141 165H142V164H141ZM141 165H140V166H141ZM144 165H145V164H144ZM165 165L167 166V167H166L167 169H169V168H171V167H172L171 169H173V167L177 166V165L175 164V166L172 165V166L169 167L166 163H165ZM178 165H179V164H178ZM180 165H181V163H180ZM188 165H189V169H190V170L188 169ZM190 165H192V166H190ZM193 165H194V167H193ZM203 165H204V164H203ZM205 165H206V164H205ZM214 165H215V163H214ZM231 165H233V164H231ZM4 166H5V165H4ZM21 166H22V165H21ZM148 166H149V165H148ZM148 166H147V167H148ZM163 166H164V164L162 165V167H163ZM195 166H196V167H195ZM226 166H227V165H226ZM238 166H239V165H238ZM118 167H119V166H118ZM126 167H128V166H126ZM130 167H131V166H130ZM150 167H151V166H150ZM150 167H149V168H150ZM168 167H169V168H168ZM178 167H179V166H178ZM180 167H179V169H180ZM191 167H192V168H191ZM199 167H198V169H197V171H198L199 173L196 172L195 169H193V170H195L194 172H196V173L199 174V177H200V175H201V178H200V179H197V178H198V177H197L198 175L196 176V174H195L196 178H195V176H194V178H195L196 180H198V181H197L198 183H199L200 180H202V178H205V177H202V175H206V176H207L206 171L208 172V171L210 170V169H206V168H205V167H210L209 165H207V166H205V167H204V166H203V167H200L201 170H204V168H205V171H204V172L202 171L204 174H202V172L200 173L201 170L199 169ZM228 167H229V165H228ZM232 167H233V166H232ZM232 167H231V168H232ZM100 168H101V167H100ZM132 168H133V167H132ZM156 168H157V167H155V169H156ZM164 168H165V166H164ZM210 168L212 169V170H210V171H213V167H210ZM214 168L216 169L215 166H214ZM231 168H229V169L227 168V169L230 170ZM234 168H235V165H234ZM239 168H240V166H239ZM120 169H121V168H120ZM125 169H126V168H125ZM135 169H136V168H135ZM153 169H154V168H153ZM161 169L163 170V172H162V170H161L160 173H164L165 170H164L163 168H161ZM176 169H177V168H176ZM176 169H175V171H176ZM235 169H236V168H235ZM241 169H242V168H241ZM262 169H263V168H262ZM44 170H45V169H44ZM130 170H132V169L130 168ZM130 170H129V169H128L127 171L124 170L125 172L122 170L123 173H120V175L125 173V174H127V175H125V174H124V175L128 177V173H126V172H129ZM148 170H149V169H148ZM148 170H147V171H148ZM188 170H189V172H188ZM232 170H234V169H232ZM237 170H238V169H236V172H237ZM69 171H70V170H69ZM132 171H133V170H132ZM157 171H158V170H157ZM169 171H170V170H169ZM169 171H168V172H169ZM172 171H173V170H172ZM186 171H187V172H186ZM241 171H242V170H241ZM43 172H44V171H43ZM137 172H138V170H137ZM137 172H136V173H137ZM158 172H159V171H158ZM213 172H214V171H213ZM216 172H217V171H216ZM234 172H235V170H234ZM29 173H30V172H29ZM81 173H82V172H81ZM155 173H157V172H155ZM160 173H158V174H160ZM178 173H179V172H178ZM181 173H180V174H177V175H178L177 177H178V179H181L180 182H183V181H184L183 178L185 177L184 179H186V175H185L184 177H182ZM208 173L210 174V172H208ZM226 173H227V172H226ZM230 173H231V170H230ZM239 173H240V172H239ZM40 174H41V173H40ZM79 174H80V173H79ZM116 174H117V173H116ZM118 174H119V173H118ZM138 174H139V173H138ZM143 174H144V173H143ZM166 174H167V173H166ZM173 174H174V176L176 177L175 172H174ZM212 174H213V173H212ZM49 175H51V174H49ZM120 175H118V177H120ZM129 175H131V171L129 172ZM156 175H157V174H156ZM169 175H170V174H168V176H169ZM179 175H181V176H179ZM187 175H190V174H187ZM191 175H192V174H191ZM225 175H226V174H224V176H225ZM228 175L231 176V174H229V173H228ZM228 175H227V176H228ZM52 176H53V175H52ZM162 176H165V175H162ZM171 176H173V175L171 174ZM174 176H173V177H174ZM208 176H209V175H208ZM222 176H223V175H222ZM232 176H233V174H232ZM232 176L230 177V179L232 178ZM16 177H17V176H16ZM22 177H23V176H22ZM22 177H21V178H22ZM34 177H35V176H34ZM48 177H51V176H48ZM123 177H124V176H123ZM130 177H131V176H130ZM130 177H129V179H132V177H131V178H130ZM134 177H135V176H134ZM136 177H137V176H136ZM141 177H142V176H141ZM143 177H145V176H143ZM165 177H166V176H165ZM175 177H174V178H175ZM177 177L175 178L176 180H178ZM214 177H215V176H214ZM228 177H229V176H228ZM261 177H262V176H261ZM32 178H33V177H32ZM139 178H140V177H139ZM158 178H159V177H158ZM166 178H167V177H166ZM174 178L171 177V179H173V180H169L170 177H169L167 180H166L165 178H163V179H165L167 182H168V180H169V182H170V181H172V182L174 181V183H175L176 180H175ZM215 178H216V177H215ZM223 178H224V177H223ZM223 178H222V179H223ZM258 178H259V177H258ZM52 179H53V178H52ZM69 179H70V178H69ZM160 179H162V177H161ZM195 179H194V180H195ZM207 179H208V178H207ZM213 179H214V178H213ZM220 179H221V178H220ZM220 179H219V180H220ZM224 179H225V178H224ZM226 179H227V178H226ZM226 179H225V180H226ZM243 179H244V178H243ZM8 180H9V179H8ZM45 180H46V179H45ZM121 180H122V179H120V181H121ZM126 180H127V179H125V181H126ZM134 180H135V178H134ZM134 180H133V183H134ZM136 180H137V178H136ZM165 180H162V181L164 182V183L162 182L163 184L166 183ZM182 180H183V181H182ZM196 180H195V181H196ZM203 180L205 181V179H203ZM225 180H224V182H226V181L229 182V179L226 180V181H225ZM234 180H236V178H235ZM25 181H26V180H25ZM35 181H36V180H35ZM47 181H48V180H47ZM120 181H119V182H120ZM125 181H124V182H125ZM129 181L131 182V180H128V181H127L128 183L126 182L125 186H126V185L128 186V184L130 183ZM140 181L142 182V180H140ZM140 181L138 180V182H140ZM195 181H194V182H195ZM204 181H202V182L200 181V183L204 184ZM208 181H210V180L208 179ZM222 181H223V180H222ZM263 181H264V180H263ZM19 182H20V181H19ZM138 182H137V184H139ZM150 182H151V181H150ZM169 182H168V183H169ZM186 182H187V181H185V184H186ZM194 182H192V183L189 182V183L191 184V185H190V188H192L191 186H192V184H193ZM197 182H195L194 184H196ZM231 182H232V181H231ZM245 182H246V181H245ZM121 183H122V182H120L118 185L120 186ZM133 183H132V185H133ZM144 183H146V182H144ZM144 183H142V184H144ZM147 183H148V182H147ZM162 183H160V184H162ZM168 183L166 184V185H167L166 187L169 186ZM206 183H207V182H206ZM206 183H205V184H206ZM216 183H217V182H216ZM232 183H233V182H232ZM240 183H241V182H240ZM47 184H48V186H49L51 183H49V181H48V183L46 182V185H47ZM68 184H69V183H68ZM130 184H131V183H130ZM134 184H135V183H134ZM137 184H136V185H137ZM140 184H141V183H140ZM149 184H151V183H149ZM158 184H159V183H158ZM158 184H157V186L160 188V190H161V189H162V190L165 189L166 193L168 192L169 194H170L171 190L174 191V187L177 185V183H175V184H176L175 186H174V184H173L174 187L172 186L173 189L170 188L171 190L169 189V190H170V192H169V191H167L168 188H164L165 186L162 188L163 184L160 185V186H159ZM169 184L171 185V183H169ZM194 184H193V185H194ZM205 184H204V185H205ZM207 184H208V183H207ZM247 184H248V183H247ZM256 184H257V183H256ZM73 185H74V184H73ZM102 185H103V184H102ZM154 185H155V184H154ZM217 185H218V184H217ZM236 185H237V184H236ZM240 185H241V184H240ZM240 185H239V186H240ZM242 185H243V184H242ZM53 186H54V185H53ZM100 186H101V185H100ZM121 186L124 187L123 183L121 184ZM129 186H131V185H129ZM138 186H141V185H138ZM142 186H145V184L142 185ZM142 186H141V187H142ZM152 186H153V185H152ZM157 186H154V187H156V189L159 190V188H158ZM186 186H187V185H186ZM200 186H201V185H200ZM200 186H198V188H199ZM215 186H216V185H215ZM237 186H238V185H237ZM41 187H42V185H41ZM95 187H96V186H95ZM108 187H109V186H108ZM110 187H111V186H110ZM110 187H109V188H110ZM123 187H122L121 189H123ZM131 187H132V186H131ZM147 187H148V184H147L146 187H145L146 190H147ZM150 187H151V186H150ZM150 187H149V188H150ZM154 187H153V190L151 189L152 187H151L150 189H151L152 191H154ZM170 187H171V186H170ZM211 187H212V186H211ZM221 187H222V186H220V188H221ZM60 188H61V187H60ZM97 188H98V187H97ZM125 188H127V187H124V189H125ZM133 188H135V185H134ZM133 188H132V189H133ZM142 188H143V187H142ZM142 188H141V189H142ZM184 188H185V187H184ZM184 188H183V189H184ZM187 188H188V187H186L184 190H186ZM190 188L188 189V191L190 190ZM193 188H194V186H193ZM198 188H197V190H198ZM223 188L225 189L226 187H223ZM51 189H52V188H50V191L52 192L53 189H52V190H51ZM66 189H67V188H66ZM66 189H65V190H66ZM135 189H136V188H135ZM138 189H140V187H138ZM166 189H167V190H166ZM178 189H179V188H178ZM216 189H217V188H216ZM218 189H219V187H218ZM221 189H222V188H221ZM39 190H40V189H39ZM45 190H48V188L45 189ZM157 190H156V192H158ZM184 190H182V191H184ZM195 190H196V188H195ZM213 190H214V189H213ZM227 190H228V189H227ZM227 190H225V192H227ZM30 191H31V190H30ZM120 191H122V190H119L118 192H120ZM130 191H131V190H130ZM133 191H135V193H136V191H139V190H137V189L134 190V189H133ZM144 191H145V189H143V192H144ZM165 191H164V192L161 191V193L163 192V193L165 194V195L163 194V195H164V198H162V196H160V195H162V194L159 195V196L161 197V199H163V200L165 199V196H166ZM173 191H172V192H173ZM221 191H222V190H220V191L217 190L216 192H218L219 195H223V194L220 193ZM261 191H262V190H261ZM25 192H26V191H25ZM42 192H43V191H42ZM147 192H149V190H148ZM185 192H187V191H184V193H185ZM212 192H213V191H211V193H212ZM222 192H224V191H222ZM228 192H229V191H228ZM34 193H36V192H34ZM46 193H47V192H46ZM48 193L50 194L49 191H48ZM127 193H128V192H127ZM131 193H132V192H131ZM135 193H134V194H135ZM140 193H141V190H140L139 194H140ZM144 193H145V192H144ZM144 193H143V195L140 194V196H139V194L136 193V194L138 195V198L136 197L137 200L139 201V199L142 197V198H141V201L143 202L142 199L145 197L144 200H145V201L148 200V202H146V203L144 202V203H145L147 206L150 205V206L152 207V205H151L152 202L150 203V202H149V199H150V198H153V199L155 200L154 197H155V196L158 197V193H155V194H154V197H150V195H148V194L144 195ZM188 193H189V194H192V193H190V192H187V196H189ZM214 193H215V192H214ZM229 193H230V192H229ZM14 194H15V193H14ZM38 194H39V193H38ZM118 194H119V193H118ZM123 194H125V193L123 192ZM150 194H151V193H150ZM156 194H157V195H156ZM182 194H183V193H182ZM182 194H181V195H182ZM199 194H200V193H199ZM227 194H228V193H227ZM22 195H23V194H22ZM24 195H25V194H24ZM116 195H117V194H116ZM141 195H142V196H141ZM147 195H148V196H147ZM171 195H172V193L170 194V197H169L168 194H167V197H169V200H168L167 197H166L167 200H165V201H167V202H170L171 205H170L169 203H167V202L164 201V202L167 203V204L163 206V204H162V203H164V202H162L163 200H162V201H161V199L158 200V201H161V202H162L161 204H162V206L165 207V208H166L167 205H168V206L170 205V207L172 206V208H170V207H169V209H168V207L166 208V209H168V211H169V210H170V212L172 211V212H171V215H172V216L166 214L168 217L170 216V219H171V220H169V218H168V219L166 218L167 220H165V218L162 217V215H164L163 212H161V214H162L161 216H160V214L158 215L157 212L160 211V210L163 208L162 206H161L162 208H160V210H157L156 212H154L155 214L157 213V215H155L153 212H152V214H154L155 217L158 216L159 218L161 217V219L163 218L165 221H167V223H169V221H171V224H174L173 226L170 225V227L172 226V227H171L172 230L175 229L176 227L178 228V227L180 226V224L182 223V221H183V225H184V226H183L182 224H181V226H183V227H186V226H187V227H188V223H186V226H185V220H183L182 218H184V217H183L184 214H185L186 217H188V215H186V212H188V214H189V213L191 214L192 212H195V211H191V210H196V212H198V210L200 211V209H197V208H196V205L200 204V202L196 204V202L193 201V203H192L191 205H190V203H188V205L192 206V207H189V206L186 205V204H187V202H186L187 200H186V199L184 200V199L182 198V200L184 201V202L182 203L183 208L186 210V207H187V210L184 212V214L182 213L184 210L181 212V213L183 214V216H182V218H181V219H182V220H181V223H179V221L177 220L178 223H177V221H176V223H177V224H176L175 221H173V223H172V219H173L174 217L177 219V217H178V214H177V216H174V215H176V213H177V212H176L177 209H175V208H173V207L176 206V204H177L178 202H179V203L177 204L178 206H177L176 208H178L181 204H180V201L177 200V198H176V194H175V196L173 195L174 198H173ZM192 195H193V194H192ZM196 195H198V194H196ZM200 195H201V194H200ZM204 195H205V194H204ZM231 195H232V194H231ZM235 195H236V194H235ZM51 196H52V195H50V197H51ZM121 196H122V195H121ZM190 196H191V195H190ZM205 196H206V195H205ZM211 196H212V195H211ZM211 196L209 195L208 199H209ZM216 196L218 197L217 193H216V195H215V199L212 197L213 200H216ZM224 196L227 197V195H225V194H224ZM229 196H230V195H229ZM236 196H237V195H236ZM258 196H259V195H258ZM263 196H264V195H263ZM47 197H49V196L47 195ZM123 197H124V196H123ZM146 197H148L147 200H146ZM149 197H150V198H149ZM222 197H223V196H222ZM232 197H233V196H232ZM129 198H130V197H129ZM131 198H132V197H131ZM170 198H171V199L173 198V201H174V199H176L178 202L175 200L177 203L174 202V203H176V204H175V205H174V204L172 205V202L170 201V200H171ZM189 198H190V197H189ZM202 198H203V197H202ZM212 198H211V199H212ZM219 198H221V197L219 196ZM228 198H230V197H228ZM237 198H238V197H237ZM241 198H242V197H241ZM26 199H27V198H26ZM126 199H127V198H126ZM132 199H133V198H132ZM153 199H151V201H154ZM156 199H157V198H156ZM158 199H159V197H158ZM190 199H191V198H190ZM230 199H231V198H230ZM230 199H228L227 201H229ZM239 199H240V198H239ZM16 200H17V199H16ZM36 200H37V199H36ZM120 200H121V199H120ZM134 200H135V199H134ZM198 200H199V199H198ZM213 200H211V202H212ZM221 200H222V199H220V200L218 201V202H221L220 204H222V201H221ZM224 200H226V199L224 198ZM224 200H223V202H225ZM254 200H255V199H254ZM131 201H132V200H131ZM131 201H130V202H131ZM138 201H137V202H138ZM158 201H156V202H158ZM233 201H234V200H233ZM236 201H238V200L236 199ZM25 202H27V201H25ZM31 202H32V201H31ZM47 202H48V201H47ZM142 202H141V203H142ZM181 202H182V201H181ZM185 202H186V203H185ZM188 202H190V201H188ZM191 202H192V201H191ZM194 202H195V205H193ZM126 203H127V202H126ZM128 203H129V202H128ZM139 203H140V202H139ZM144 203H143V204H144ZM149 203H150V204H149ZM154 203H155V201H154ZM154 203H153V207H154ZM165 203H164V204H165ZM202 203H203V202H202ZM208 203H209V202H208ZM212 203H213V202H212ZM212 203L210 204V206L212 205ZM233 203H234V202H233ZM35 204H36V203H35ZM118 204H119V203H118ZM124 204H125V203H124ZM124 204H123V205H124ZM145 204H144V205H145ZM179 204H180V205H179ZM203 204H204V203H203ZM203 204H202V205H203ZM214 204H215V202H214ZM217 204H218V203H217ZM220 204H218V205H220ZM224 204H225V203H223V205H224ZM226 204H227V203H226ZM230 204H231V203H229L228 206L231 207ZM237 204H240V203H238V202H237V203H234V205H236V206H237ZM2 205H3V203H2ZM12 205H13V204H12ZM29 205H30V204H29ZM156 205H157V203H156ZM156 205H155V207H154L155 209H156V207H157ZM158 205L160 206V204H158ZM202 205H201V207L204 206V205H203V206H202ZM218 205H217V206H218ZM223 205H221V207L224 208L225 206H223ZM38 206H39V205H38ZM45 206H46V205H45ZM66 206H67V205H66ZM120 206H121V205H120ZM142 206H143V205H142ZM184 206H185V207H184ZM199 206H200V205H199ZM210 206H209V207H210ZM214 206H215V205H214ZM228 206H226V208H224V209L226 210ZM30 207H31V206H30ZM59 207H60V206H59ZM134 207H135V205H134ZM201 207H200V208H201ZM207 207H208V206H207ZM207 207H206V208H207ZM221 207H219V211H220V212H221V210H220ZM233 207H234V206H233ZM238 207H239V206H238ZM238 207H237V208H238ZM240 207H241V206H240ZM258 207H259V206H258ZM75 208H76V207H75ZM125 208H126V207H125ZM128 208H129V207H128ZM130 208H131V206H130ZM130 208H129V209H130ZM142 208H143V207H142ZM147 208H149V206H148ZM147 208H146V209L143 208V209H144V213L148 212V211H147V210H148ZM154 208H152L151 211H154V210H155ZM158 208H159V207H158ZM165 208H164V210H163V209H162V210L165 211V210H166ZM180 208H181V206L179 207V209H180ZM189 208H191L190 212L188 211ZM194 208H196V209H194ZM206 208H205V209H206ZM217 208H218V207H216V209H217ZM241 208H242V207H241ZM259 208H260V207H259ZM5 209H6V208H5ZM46 209H47V208H46ZM66 209H67V208H66ZM72 209H73V208H72ZM140 209H141V208H140ZM143 209H141V210H143ZM149 209H150V208H149ZM153 209H154V210H153ZM171 209H173V210L175 209L174 211H175L176 213H174V211L171 210ZM179 209H178V210H179ZM181 209H182V208H181ZM181 209H180V211H181ZM201 209H203V208H201ZM214 209H215V207H214ZM214 209H213V210H214ZM234 209H235V208H234ZM234 209H232V210L234 211ZM245 209H246V208H245ZM250 209H251V208H250ZM141 210L138 211L139 213H135V212H134V214L137 216V214H140V211H141ZM203 210H204V209H203ZM207 210H208V209H206V211H207ZM213 210H212V213H213ZM217 210H218V209H217ZM225 210H224V212H226ZM136 211H137V210H136ZM168 211L166 210V212H168ZM204 211H205V210H204ZM204 211H203V212H204ZM206 211H205V212H206ZM209 211H210V210H208V212H209ZM222 211H223V210H222ZM239 211H240V210H239ZM243 211H244V210H243ZM8 212H9V211H8ZM29 212H30V211H29ZM166 212H165V213H166ZM170 212H169V213H170ZM196 212H195V213H196ZM200 212H201V211H200ZM220 212L217 211L218 215H215V212H214V215H210L209 213H208V214H209L210 216H213V218H214L215 216H216V217L221 216V214L219 215ZM227 212H228V211H227ZM235 212H236V210H235ZM250 212H251V211H250ZM141 213H143V212L141 211ZM144 213H143V214H144ZM149 213H150V210H149ZM172 213H173V214H172ZM178 213H180V212L178 211ZM233 213H234V212H233ZM237 213H238V211H237ZM53 214H54V213H53ZM134 214H133V215H134ZM143 214H142V215H143ZM146 214H148V213H146ZM152 214H150L151 216H150V215H147L148 218H151V217H152ZM190 214H189V215H190ZM199 214H200V216H199ZM201 214H202V213H199V212H198V216H197L198 219H201ZM223 214H224V213H223ZM238 214H239V213H238ZM247 214H248V213H247ZM250 214H251V213H250ZM12 215H13V214H12ZM37 215H38V214H37ZM144 215H145V214H144ZM144 215H143V216H144ZM166 215H164V216H166ZM228 215L230 216V213H229ZM228 215H227V216H228ZM256 215H257V214H256ZM28 216H29V215H28ZM58 216H59V215H58ZM73 216H74V215H73ZM145 216H146V215H145ZM147 216H146V217H147ZM154 216H153V217H154ZM173 216H174V217H173ZM193 216L196 217V214H194ZM202 216H203V215H202ZM206 216H208V215L206 214ZM210 216H209V218H210L209 223H210V221L212 220V217H210ZM231 216H232V215H231ZM244 216H245V215H244ZM248 216H249V215H248ZM59 217H60V216H59ZM70 217H71V215H70ZM120 217H121V216H120ZM140 217H141V216H140ZM153 217H152V219H154ZM189 217H191V216H189ZM189 217H188V218H189ZM194 217H192V221H193V223H195V220H197L198 223H199V220H198V219H195ZM225 217H226V216H225ZM225 217H224V218H225ZM6 218H7V217H6ZM30 218H31V217H30ZM34 218H35V217H34ZM118 218H119V217H118ZM143 218H144V217H143ZM148 218H144V219H141V218H140V221H142V223H144V225H145V221H144V220L147 219V221H146V225L144 226V228H145L146 230L148 229L146 234H145V232H146L145 229H144L145 232H144V233L142 232L144 236L146 235L145 238H144V236H143V238H142L143 240H142V241H144V239H147L148 236H150V234L152 235V236H150L151 238L154 237V236H153L154 234H152V233L149 232L150 228L147 226V225H151V223L148 224V223H149V220H150V219L148 220ZM188 218H184V219H187L186 221H188ZM204 218H205V217H204ZM207 218H208V217H207ZM207 218H206V219H207ZM219 218H220V217H219ZM219 218H218V219H219ZM227 218H228V217H227ZM236 218H237V217H236ZM239 218H240V216H239ZM244 218H245V217H244ZM31 219H32V218H31ZM48 219H49V218H48ZM64 219H65V218H64ZM68 219H69V218H68ZM155 219H157V218H155ZM163 219H162V220H163ZM176 219H175V220H176ZM194 219H195V220H194ZM202 219H203V218H202ZM206 219H205V220H206ZM222 219H223V218H222ZM230 219H231V218H230ZM0 220H1V219H0ZM52 220H53V219H52ZM69 220H70V219H69ZM97 220H98V219H97ZM97 220H96V221H97ZM157 220H159V219H157ZM168 220H169V221H168ZM179 220H180V218H179ZM189 220H190V218H189ZM203 220H204V219H203ZM207 220H208V219H207ZM213 220H214V219H213ZM9 221H10V220H9ZM14 221H15V220H14ZM64 221H65V220H64ZM72 221H73V220H72ZM136 221H137V220H136ZM138 221H139V220H138ZM150 221H151V220H150ZM155 221H156V220H155ZM160 221H161V220H160ZM160 221H158V223H160ZM165 221H164V223H165ZM192 221H191V223H192ZM197 221H196L195 224H198ZM225 221H226V220H225ZM225 221H224V223H225ZM231 221H234V218H233V220H231ZM243 221H244V220H243ZM70 223H71V221H70ZM115 223H116V222H115ZM121 223H122V222H121ZM121 223H120V224L118 223V225L121 226V225H122ZM129 223H130V221H129ZM158 223H157V224H158ZM161 223H162V221H161ZM167 223H165V224H167ZM191 223L189 224V226H192V228H193V227H194V226L192 225L193 223H192V224H191ZM221 223H222V221H221ZM13 224H14V223H13ZM26 224H27V223H26ZM97 224H98V223H97ZM165 224H164V225H165ZM169 224H170V223H169ZM175 224H176V225H179V226H176ZM200 224H202V225H201L202 227L205 225V223H203V221H201V220H200ZM200 224H199L198 226H200ZM210 224H211V223H210ZM7 225H8V224H7ZM9 225H10V224H9ZM61 225H62V224H61ZM65 225H66V224H65ZM67 225H68V223H67ZM72 225H73V224H72ZM99 225H100V224H99ZM118 225H115V227L118 226ZM154 225L157 226L156 224H154ZM154 225H153V226H154ZM162 225H163V224H162ZM162 225H159V226H161V227H166V225H165V226H162ZM167 225H168V224H167ZM0 226H1V225H0ZM105 226H106V225H105ZM120 226H118V227H120ZM122 226H123V225H122ZM125 226H126V225H125ZM125 226H124V227H125ZM140 226H142V224H141ZM181 226L179 227L180 229H179V228H178V229L176 228V229H177L178 231H179V230H182L183 227H181ZM207 226L209 227L210 225H207ZM207 226L205 225V226H204V229H202V230L204 231L205 229H209V228H207ZM227 226H228V225H227ZM229 226H230V225H229ZM235 226H236V225H235ZM237 226H238V225H237ZM261 226H262V225H261ZM29 227H30V226H29ZM46 227H47V226H46ZM100 227H101V226H100ZM115 227H113V228H115ZM118 227H117V228H118ZM126 227H127V226H126ZM142 227H143V226H142ZM147 227H148V228H147ZM150 227H151V226H150ZM157 227H158V226H157ZM157 227H156V228H157ZM161 227H159V229H160ZM173 227H175V228H173ZM195 227H197V226H195ZM195 227H194V228H195ZM263 227H264V226H263ZM62 228H63V227H62ZM65 228H66V227H65ZM67 228H69V227L67 226ZM73 228H74V227H73ZM117 228H116V229H117ZM121 228H122V227H120V229H121ZM130 228H132V227H130ZM134 228H135V227H134ZM156 228H153V229L151 228L150 231L153 232L154 230H156ZM197 228H198V227H197ZM116 229H114V230H116ZM118 229H119V228H118ZM120 229H119V230H120ZM122 229H123V228H122ZM122 229H121V230H122ZM125 229H126V228H125ZM139 229H140V228H139ZM139 229H138V230H139ZM141 229L143 230V228H141ZM159 229H158V230H159ZM165 229H166V228H163V229H162V230H163V233H161V234H164L165 231L167 232V230H165ZM167 229H168V228H167ZM185 229H186V228H185ZM195 229H196V228H195ZM198 229H199V228H198ZM226 229H227V228H226ZM251 229H252V228H251ZM114 230L112 229V231H111V230H108V231H110V234L113 235L112 233H113ZM119 230H117L118 232H117V231H114V234H115V232H117V234H119V233H120ZM152 230H153V231H152ZM160 230H161V229H160ZM162 230H161L160 232H162ZM177 230H176V233H177ZM191 230H192V229H191ZM196 230H197V229H196ZM200 230H201V228H200ZM231 230H232V229H231ZM242 230H243V229H242ZM1 231H2V230H1ZM43 231H44V230H43ZM46 231H47V230H46ZM97 231H98V230H97ZM97 231H96V232H97ZM104 231H105V230H104ZM127 231H128V230H127ZM189 231H190V230H189ZM197 231H199V230H197ZM203 231H201V232H203ZM206 231H207V230H206ZM210 231H211V230H209L208 232H210ZM254 231H255V233H256V230H255V229H254ZM51 232H52V231H51ZM60 232H61V231H60ZM65 232H66V231H65ZM65 232H64V233H65ZM98 232H99V233H98ZM98 232H97V233H98V235H99L101 232H100V231H98ZM111 232H112V233H111ZM121 232H123V234H124V229H123V231H121ZM125 232H126V231H125ZM131 232H133V230H132ZM137 232H138V231H137ZM155 232H156V231H155ZM180 232H181V233H182V232H187V229H186V231H185V230H184V231L182 230V231H180ZM180 232H179V234H180ZM199 232H200V231H199ZM208 232H207V233H208ZM214 232H215V229H214ZM66 233H67L68 235H66ZM66 233L64 234V236L66 235V236H68V237H64V236H63L62 239H64V238H65V239H66V238L68 239L69 237H72V236H73V233H72V234H71V233H68V232H66ZM107 233H108V232H107ZM135 233H136V230L134 231V234L132 233V235H135ZM148 233H149V234H148ZM153 233H154V232H153ZM157 233H158V232H157ZM188 233H189V232H187L186 235H187V236H190V235H188ZM207 233L204 232L203 235H205V234H207ZM211 233H212V232H211ZM239 233H241V232L239 231ZM239 233H238V234H239ZM257 233H258V232H257ZM86 234H87V233H86ZM117 234H115V237H114V235H113V238H112V239H114V238H116V237L119 238L120 235H119V237H118ZM121 234H122V233H121ZM123 234H122V235H123ZM128 234H129V231H128ZM138 234H139V233H138ZM147 234H148V236H147ZM170 234H171L172 236H173V235L175 236V231H174V232H170ZM177 234H178V233H177ZM213 234H214V233H213ZM213 234H210V233H209L208 235H210V237H211V235H213ZM229 234H230V233H229ZM238 234H237V235H238ZM242 234L244 235V232H242ZM3 235H4V234H3ZM46 235H47V234H46ZM61 235H62V234H61ZM69 235H72V236H69ZM74 235H76V234H74ZM77 235H78V234H77ZM91 235H92V234H91ZM91 235H90V236H91ZM94 235H95V234H94ZM111 235H109V234L107 235V234H106L107 237H108V236H111ZM136 235H137V234H136ZM140 235H141V231H140ZM159 235H160V234H159ZM164 235H165V234H164ZM164 235H162V236H160V237L163 238ZM167 235H168V237H171V235H169V233H167ZM167 235H166L164 238H168ZM182 235H183V234H182ZM186 235L184 234V236H186ZM216 235H217V234H216ZM219 235H220V234H219ZM226 235H227V234H226ZM255 235H256V234H255ZM258 235H259V234H258ZM96 236H97V234H96ZM141 236H142V235H141ZM141 236L139 237V235H138V238L135 237V236H131L130 239L127 238V240H131V242H132V239H133L132 237H134V238H137V239L140 238L139 240H137V241L140 242V240H141ZM155 236H157V235H155ZM174 236H173V237H174ZM176 236H177V235H176ZM179 236H180V235H179ZM179 236H178V237H179ZM198 236H199V235H198ZM213 236H214V235H213ZM213 236H212V237H213ZM235 236H236V233H235ZM239 236H240V235H239ZM239 236H238V237H239ZM13 237H14V236H13ZM51 237H52V236H51ZM73 237H74V236H73ZM73 237H72V239H73ZM81 237H83V236H80V238H81ZM111 237H112V236H111ZM158 237H159V236H158ZM181 237H182V238H181ZM181 237H180L179 239H183V236H181ZM218 237H219V236H218ZM224 237H225V236H224ZM229 237H232L231 239H233V238L235 239L234 235H233V236H229ZM236 237H237V236H236ZM238 237H237L236 239H239ZM74 238H75V237H74ZM99 238H101L100 235H99ZM102 238H103V237H102ZM108 238H109V237H108ZM131 238H132V239H131ZM151 238H150V239H151ZM161 238H160V239H161ZM171 238H172V237H171ZM176 238H177V237H176ZM176 238H175V239H176ZM188 238H189V237H188ZM190 238H191V236H190ZM203 238H205V237H203ZM203 238H202V239H203ZM206 238H209V237H206ZM206 238H205V239H206ZM215 238H217V236H216ZM222 238H223V237H222ZM227 238H228V235H227ZM241 238H242V237H241ZM243 238H244V237H243ZM243 238H242V239H243ZM12 239H13V238H12ZM49 239H50V238H49ZM69 239H70V238H69ZM69 239H68V243L71 242V239H70V241H69ZM75 239H77V237H76ZM90 239H91V238H90ZM94 239H95V238H94ZM105 239H106V238H105ZM105 239L103 238L104 243H105ZM156 239H157V237H156ZM156 239H155V240H156ZM172 239H173V238H172ZM175 239H173V240H175ZM179 239H178V240H179ZM231 239H230V240H231ZM236 239H235V240H236ZM242 239H241V240H242ZM251 239H252V238H251ZM77 240H78V239H77ZM96 240H98V238H97ZM99 240L101 241V239H99ZM103 240H102L101 242H103ZM106 240H108V239H106ZM158 240H159V238L156 240V242H157ZM164 240H167V239H164ZM168 240H170V239L168 238ZM168 240H167V242H168ZM173 240H170V242H168V244H169V243L171 244V243L173 242ZM176 240H177V239H176ZM197 240H198V239H197ZM206 240H207V239H206ZM211 240H212V239H211ZM211 240H210V238H209L207 241H211ZM214 240H216V239H214ZM214 240H213L212 244L214 243ZM218 240H219V239H218ZM223 240H224V239H223ZM228 240H229V239H228ZM228 240H227V241H228ZM235 240H234V241H235ZM239 240H240V239H239ZM239 240H238V241H239ZM241 240H240V241H241ZM246 240H248V239L246 238ZM263 240H264V238H263ZM39 241H40V240H39ZM44 241H45V240H44ZM60 241H61V240H60ZM72 241L74 242V240H72ZM79 241H80V239H79ZM109 241H110V238H109L108 242H109ZM112 241H113V240H112ZM112 241H111V242H112ZM114 241H116V240H114ZM114 241H113V242H114ZM121 241H122V240H121ZM137 241H136V242H137ZM142 241H141L140 243H139V242H138V243L135 242V243H136V244H139V245H141V243H142V244H143V243L145 244V241H144V242H142ZM147 241L149 242L150 240L148 239ZM147 241H146V243H147ZM152 241H154V240H152ZM152 241H151V242H152ZM161 241H162V240L159 241V244H160ZM189 241H190V240H189ZM198 241H200V238H199ZM198 241H197V242H198ZM201 241H202V240H201ZM204 241H205V240H203L202 243L200 242V244L202 245V247H203V245H205V247L207 248L209 245H211V244L208 242L209 244H207V245H208V246H207L206 244H204V243H205ZM227 241H226V242H227ZM231 241H233V240H231ZM249 241H250V240H249ZM15 242H16V241H15ZM50 242H51V241H50ZM62 242H63V241H62ZM64 242H65V241H64ZM77 242H78V241H77ZM77 242H75V245H76ZM101 242H100V244L103 245L104 243H101ZM113 242H112V243H113ZM123 242H124V241H123ZM131 242H130V243H131ZM133 242H134V241H133ZM154 242H155V241H154ZM156 242H155V243H156ZM163 242H164V241H163ZM163 242H162V243H163ZM167 242H165V243H163V244L161 243V248H163L162 245H164V248H165V247H168L169 245L167 244ZM175 242H176V241H175ZM175 242L173 243V247H174V245H177V244H178V243L175 244ZM184 242H185V241H184ZM192 242H193V241H192ZM195 242H196V240H195ZM224 242H225V241H224ZM226 242H225V243H226ZM250 242H251V241H250ZM252 242H253V241H252ZM112 243H111V247H112ZM118 243H119V242H118ZM120 243H121V242H120ZM125 243H126V242H125ZM193 243H194V242H193ZM206 243H207V242H206ZM218 243H219V242H218ZM220 243H222V241H221ZM231 243H232V242H230L229 244H231ZM234 243H235V242H234ZM236 243H237V242H236ZM240 243H241V242H239V244H240ZM258 243H259V242H258ZM19 244H20V243H19ZM39 244H40V243H39ZM45 244H46V243H45ZM64 244H65V243H64ZM66 244H67V243H66ZM66 244H65V245H66ZM70 244L72 245V242H71ZM70 244H67V245L69 246ZM78 244H80V242H79ZM107 244H108V243H107ZM113 244H114V243H113ZM116 244H117V241H116ZM116 244H115V246L113 245V247H114L115 249H116V247H117ZM136 244H135V245H136ZM157 244H158V242L156 243V247H157ZM165 244H167L168 246L165 245ZM191 244H192V243H191ZM226 244H227V243H226ZM229 244H227L228 247H229ZM239 244H238V246H239ZM8 245H9V244H8ZM34 245H35V244H34ZM42 245H43V244H42ZM104 245H105V244H104ZM118 245H119V244H118ZM121 245H122V244H121ZM123 245H124V243H123ZM123 245H122V246H123ZM128 245H129V244H128V242H127V246H128ZM131 245H132L131 248H133V247L135 246V245H133V243H131ZM139 245L136 246V248H137V247H140V249H139V248L136 249V248L134 247L137 251H140V250H141L142 245H141V246H139ZM154 245H155V244L153 243V246H154ZM171 245H172V244H171ZM180 245H181V244H180ZM182 245H183V244H182ZM185 245H186V244H185ZM201 245H199V243H197L196 246H200V247H201ZM215 245L218 246L217 241H216V243H214L212 246L215 247ZM221 245H224V244H221ZM240 245H242V244H240ZM244 245H246V244H244ZM249 245H250V244H249ZM10 246H11V245H10ZM49 246H50V245H49ZM51 246H52V245H51ZM63 246H64V245H63ZM72 246H73V245H72ZM119 246H120V245H119ZM124 246H126V245H124ZM147 246H149V244H148V245L146 244L145 246H143L144 248L142 247V248H143V251H144V250H147L146 248H148L147 251L150 252V251H149V247H147ZM158 246H160V245H158ZM189 246H190V245H189ZM217 246H216V247H217ZM246 246H247V245H246ZM42 247H43V246H42ZM52 247L54 248V246H52ZM105 247H106V246H105ZM108 247H109V246H108ZM120 247H121V246H120ZM120 247H119V248H120ZM128 247H129V246H128ZM145 247H146V248H145ZM173 247H172V249H173ZM175 247H177V246H175ZM181 247H182V246H181ZM183 247H184V245H183ZM216 247H215V248H216ZM219 247L221 248L220 244H219ZM226 247H227V246L225 245V248H226ZM228 247L226 248V250L228 249ZM239 247H240V246H239ZM243 247H244V246H243ZM252 247H253V246H252ZM261 247H262V246H261ZM3 248H4V246H3ZM9 248H10V247H9ZM49 248H50V247H49ZM64 248H66V247H64ZM72 248H73V247H72ZM121 248H122V247H121ZM131 248H129V249L132 250ZM153 248H154V247H153ZM153 248L151 247V249H152L151 251H152V252H154ZM177 248H178V247H177ZM177 248H176V249H177ZM185 248H187V246H186ZM195 248H197V249H199V250L197 251V250L195 249V250H194V253H195V251H196L197 253H199V251L201 250V248H199V247H195ZM220 248H219V249H220ZM222 248H223V246H222ZM232 248H233V247H232ZM24 249H25V248H24ZM102 249H103V248H102ZM110 249H111V248H110ZM115 249H114V251L116 252L117 249H118V247H117L116 250H115ZM125 249H126V247H125ZM135 249H133V250L131 251V253H132ZM156 249L159 250V247L156 248ZM166 249H167V248H166ZM166 249H164V250H163V249H160V250H161V251L163 250V253H164V251H165ZM193 249H194V247H193ZM204 249H205V248H204ZM204 249L202 248V250H204ZM223 249H224V248H223ZM242 249H243V248H242ZM242 249H240V250H242ZM7 250H8V249H7ZM19 250H20V249H19ZM127 250H128V249H127ZM158 250H157V251L155 250V252H154L155 255H156L155 258L159 257V256L156 254V253H160ZM185 250H187V249H185ZM217 250H218V249H217ZM224 250H225V249H224ZM238 250H239V249H238ZM243 250H244V249H243ZM243 250H242V252H243ZM36 251H37V250H36ZM106 251H107V250H106ZM119 251H121V250H119ZM123 251H125V252H124V254H125V253H126V250L122 249V252H123ZM141 251H142V250H141ZM141 251H140V252H141ZM143 251H142V252H143ZM147 251H144V252L148 253ZM166 251H167V250H166ZM166 251H165V252H166ZM173 251H174V253L171 251V252H172V253H171L172 255H171L170 252H169V256L171 255V258H168V259H172L173 261H171V260L166 261V262L164 261L166 264H172V262H173V264H175V263H174V257H176V256H175V254H176L175 252H178V251H175V249H174ZM207 251H209V250H207ZM221 251H222V250H221ZM227 251H228V250H227ZM41 252H42V251H41ZM45 252H46V251H45ZM103 252H104V251H103ZM111 252H112V251H111ZM115 252H114V254H115ZM117 252H118V251H117ZM127 252H129V250H128ZM134 252H136V251H134ZM182 252H183V251H182ZM200 252H201V251H200ZM204 252H205V251H204ZM224 252H225V251H224ZM263 252H264V251H263ZM24 253H25V252H24ZM50 253H51V252H50ZM118 253H120V252H118ZM136 253H138V254L141 255V253H139V252H136ZM146 253H145V254H146ZM154 253H150V254H152V255L154 256ZM161 253H162V252H161ZM163 253H162V254H163ZM167 253H168V252H167ZM187 253H188V252H187ZM190 253H191V252H190ZM190 253H189V254H190ZM219 253H220V252H219ZM221 253H222V252H221ZM22 254H23V253H22ZM73 254H74V252H73ZM103 254H104V253H103ZM124 254H120V255H124ZM126 254H130V253H126ZM126 254H125V257H124V256H122V257H123V258H127V257H126ZM143 254H144V253H143ZM145 254H144V255H145ZM150 254H149V255H150ZM162 254H160V255L163 257L164 254H163V255H162ZM173 254H174V256H173ZM184 254H185V251H184ZM189 254H188V255H189ZM223 254H224V253H223ZM249 254H250V253H249ZM7 255H8V254H7ZM112 255H113V254H112ZM117 255H118V254H117ZM134 255H136V254L134 253ZM140 255H139V257L136 255L137 258H136L135 256H134V257H133V256H132V257L129 256V260H127V259H126V260L123 259V262H120V263H119V261H118V263H116V264H121V263H124L125 261H126V263H124V264H129L131 260H133V261H136L137 259L139 260V258L141 257ZM144 255H143V256H144ZM146 255H147V254H146ZM149 255H147V256H149ZM190 255H191V254H190ZM192 255H193V254H192ZM192 255H191V256H192ZM206 255H207V254H206ZM221 255H222V254H221ZM104 256H105V255H104ZM143 256H142V258H144ZM161 256H160V257H161ZM165 256H166L165 258H167L168 255H165ZM185 256H187V254H186ZM191 256H189L190 258L187 256L189 259H187L186 257H183V258H185L184 260H186V261H187V260L189 261L190 259H191V261H192L193 258H191ZM193 256H194V255H193ZM193 256H192V257H193ZM196 256H197V255H196ZM222 256H223V255H222ZM222 256H221V258H223ZM15 257H16V256H15ZM113 257H114V256H113ZM115 257H116V256H115ZM118 257H119V256H118ZM118 257H117V258H118ZM122 257L120 256V258H121L120 261H122ZM130 257H131V260H130ZM150 257H151V255L149 256V259H151ZM233 257H234V256H233ZM33 258H34V257H33ZM52 258H53V257H52ZM120 258H119V259H120ZM133 258H134V259L136 258V259L134 260ZM152 258H154V257H152ZM155 258H154V260H155ZM203 258H204V257H203ZM54 259H55V258H54ZM109 259H110V258H109ZM119 259H118V260H119ZM146 259H147V258L145 257L144 260H146ZM149 259H148V260H149ZM157 259H160V258H157ZM161 259H162V258H161ZM168 259H167V260H168ZM198 259H199V258H198ZM76 260H77V259H76ZM111 260H113V259H111ZM124 260H125V261H124ZM142 260H143V259H142ZM144 260H143L142 262H145ZM164 260H165V259H164ZM210 260H211V259H210ZM0 261H1V260H0ZM5 261H6V260H5ZM61 261H62V260H61ZM107 261H108V260H107ZM149 261H151V264H152V260H149ZM149 261H147V263H148ZM158 261H159V263H160V260H157V261L155 260V262H154V261H153V262H154V264H158V263H156V262H158ZM170 261H171V262H170ZM203 261H204V260H203ZM104 262H105V261H104ZM104 262H102V263H104ZM131 262H132V261H131ZM136 262L139 263L140 261H139V262L136 261ZM180 262H182V260H180ZM189 262H190V261H189ZM189 262H188L187 264H190V263H191V262H190V263H189ZM193 262H195V261H192L191 264H193ZM200 262H201V261H200ZM238 262H239V260H238ZM244 262H245V261H244ZM2 263H3V262H2ZM45 263H46V262H45ZM161 263H162V262H161ZM182 263L185 264L186 262H182ZM182 263H181V264H182ZM225 263H226V262H225ZM225 263H224V264H225ZM252 263H253V262H252ZM9 264H11V263H9ZM38 264H39V263H38ZM106 264H108V263H106ZM109 264H110V263H109ZM112 264H113V263H112ZM114 264H115V263H114ZM131 264H133V262H132ZM134 264H135V263H134ZM143 264H146V263H143ZM163 264H164V263H163ZM179 264H180V263H179ZM194 264H195V263H194ZM222 264H223V262H222Z\"/></svg>", "mask_w": 264, "mask_h": 264}]
</instances>
